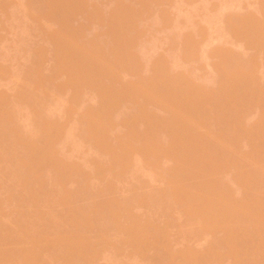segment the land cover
Returning a JSON list of instances; mask_svg holds the SVG:
<instances>
[{"label":"rangeland","instance_id":"obj_1","mask_svg":"<svg viewBox=\"0 0 264 264\" xmlns=\"http://www.w3.org/2000/svg\"><path fill=\"white\" fill-rule=\"evenodd\" d=\"M0 1H1V0H0ZM4 1H5V0H4ZM4 1H2V2L0 3V65H1V66H0V70H3L2 67L4 66L5 69H6V67L8 68V70H9L10 73L12 72L10 75H7V72H8V71H7L6 73H4V74H6V75H4L2 72H0V93L2 92V94L5 95L4 97H5L6 99L11 97V101H12V99H13L12 96L8 97V96H9V93H10V94L15 93L16 89L18 88V86H19L21 89L23 88L24 84H23L22 87H21L20 85H18L17 88H16V85H17V84H16V81H17V80H22L23 78L21 79L20 77H22L25 73H26L25 75H27V72H29V71H27L28 68L32 66V64L34 63L33 61H35V59L39 58L40 55H42V58H43V56L46 54V56H47V57H45L46 60L49 59L47 62H46L45 59H44L45 62H44V60H43L42 58L40 59V61L42 60L41 62H39L40 64H41L42 62L46 63V65L48 64L47 66H45V68L48 67L49 69H51L52 66H53V68H54V66H55L54 63H55V61H56L57 65H58V69L55 68L57 71H59L60 68L62 67V70L65 69L64 71H65V73H66V70H69V71H70V70H71L70 68H72V69H73L72 71H70V72L67 71V72H68V75H66L65 73H64V74L67 76V78H68V77H69V79L72 78V81H74L73 78L76 76L77 78H75V81H74V82H76V85H78V86H79L80 84H77V81H80L81 79H82V81H83V80H84V79H83V76H85V73H86V75L88 74V76H91V73L93 74V72H94L95 75H96V73H98V72H99V74L104 73V71H103L104 69L102 70L103 66H101L102 68H100L99 65L104 64L105 62H106V63L110 62V59H112V60H111V61H112L111 63L113 64V66H114V65H117V67H118V65H120L119 62H118L119 60L117 61L115 57H112V56H111L112 58L108 57V56L110 55V52H108L109 50H106V49H105L106 51H104V52L106 53L105 56H106L107 58L104 56V53H103V56H104L105 58L102 57V58H103V59H102L101 57H99V56H101L100 54H102V52L99 53L98 56H96V53H98V52H96V48H94L95 43H97V42L99 43V41H101V40H99V41L96 40L97 42H96V41H93V40H95V37L98 36V34H99L98 32H100V29H101V30L105 29L104 27H108L109 24H110L109 27H111V25H112V23H113V21H114V17H113V18L110 17L112 23L109 22V21H110V19H109V21H107V23H108V22H109V23L106 24V26L104 25V27L102 26L103 28L100 27L102 24H101V23H98V21L101 22V20H100V18H99V16L101 17V15H102V16L105 15L104 17H108V18H109V15H110L111 13H110V12L108 13L109 10H108L107 8H105L109 1L103 0V1L105 2V4H103L104 7H103V8H99V7L102 6V5H100V6L98 7L100 10H101V9H102V10H101V12H100V15L97 16V18H98L99 20L96 18V22H95L96 24L98 23V24H101V25H100V26H97L98 24H97V25H96V24L94 25V24H93L94 22H93V23L91 22V24H90V20L92 19L93 16L96 17L95 14H93L94 11H95V9L97 8V7H95V6H98V4H100L99 2H100L101 0H99V2H98V0H95V1L97 2V5L95 4L96 2H95V3L92 2V3H94V5H92V3L90 2V0H87V1H86L87 4H88V6L91 7V5H92V7H95V8H92V7H91V8H87V7H88L87 4H86L85 2H83V1H85V0H83V1L80 0V2H78L80 6L78 5L77 1L73 0V2H76L77 4H76V3H75V4L78 5V6L80 7V11L78 10L79 7H78V9H77V8H76V5H74V6H75V9L78 10V11H75V9H74L75 12L73 11L72 13H70V11H69V14H73V13H77V14H79V12H80V15H81L82 13H84V15L82 14V16L85 18V17L87 16V15H85V14L88 13V12L86 11V9H87V10L89 9V10H88L89 13L92 11V13H90V14H93L92 16L90 15V18H88V16H87V18L83 19L82 22H85V21H87V20L89 21V24H88V22H86L85 24H83L84 26L86 25V26L89 27V28H88V30H87V29H86V28H87L86 26H85L86 28H84L83 26H81V28L83 27V28L86 30V32H84V31H85L84 29H83V30L81 29V32H80V33L83 34V32H84V34H86L85 37L87 38V40L90 39V38H88V37H90V36H92V38L94 37V39L91 38V41H93L94 44H93V42H91L90 40H88V41H90V42H89L88 44H86V43H87V41H85L86 38H84V37L82 38V37H81V34H80V35L78 34V37L80 36L81 39H83V40L85 39V40H84V42H83V40H82V45L80 44V48H79V46H78V44H79L78 42H79L81 39H80L79 41H76V42L78 43V44H75V45L77 46V48H76V47H73V49L75 48L74 51L77 49V52H76V53L78 54V52L82 53V50H86V49H87V46H83L84 44H86V45H89V44H90V46L93 45L92 48L95 49V51H94V49H93V51H94L93 53H92V52L89 53V52H88V49H87V52L85 51V53H84V51H83L84 54H83V53H82V54H80V53L78 54V55L80 56V58H81V62H78V61L80 60V58H79V56H78L79 60H77V55H76V53H72V54L70 53V52H74L73 50L70 51V49H68L67 47H66V48L64 47V46H69L67 43H65L68 39L65 38L66 36L63 38V35H62V34H63L62 32H65V31H61L62 29H61V30L59 29L60 31L55 32L56 30H55L54 28H52V27H56V29H58V26L55 25V24H53L52 21H51V22H52V27L50 26L51 23H49V22H50L51 19H49V22H48L47 18H49V17L46 16V14H49L48 12L50 11V8H48V6H45L46 4L44 5V3H43L44 0H43L42 3H43V5H44L46 8H44V7H43V8H44V11H45V9L48 8V10H47L48 12L46 11V14L44 13V11H43V12H40L41 9H39V10H40L39 12H40V14H41V13H44V14H42V15L44 16V18H45V16H46L47 18H46V20H45L44 18L40 17V16H42V15H40L39 18H41V20L44 19V20H42V23H41V24H43V25H42L43 27H45V25H48V24H49L48 27L46 26V27L48 28V31H49L50 28L54 29V32H52V33H54V34H53L54 37H53V35H52V39H54V40L56 39V40H55L54 42H52V43H50L52 40H51V41L49 40L50 42L46 40V39L49 38V35H48V33H47V29H46V31H45V29L41 26L42 28L39 27L40 29H37V30H36V32L38 31L37 34H36V32H35V28H37V27L34 26V25H35L34 23H37V22L39 21V19L37 18V16L39 15V13H37L38 11H36V10L34 11V13H32V11H33L34 9L38 8L37 6H38L39 4H38V5H35L36 8H35V6H33V4H36L37 2L39 3V1H37V0H35V1L32 0V3H31V2H30V3H29V2H28V3H24L25 1L27 2V0H18V1H17V0H13L15 3H12L11 0H10V3L8 2L9 0H8V1L6 0V2H4ZM30 1H31V0H30ZM33 1H34V3H33ZM36 1H37V2H36ZM41 1H42V0H41ZM45 1H46V0H45ZM48 1H50V0H47L46 2H48ZM58 1H59V0H58ZM58 1H57V3H56V2H52V1H51V2H52V5L58 4L59 7H60V9H61L62 11L64 10L65 6H67L66 9H67V8H70L71 6H72V8H74V6L72 5L73 2H70V1H69V3H71V4H70L71 6H68V5H69L68 1L60 0L59 2H60V3L62 2V3H61L62 6H60V4H59ZM71 1H72V0H71ZM78 1H79V0H78ZM81 1H82L83 3H82ZM91 1H92V0H91ZM103 1H101V4H102ZM111 1H112V0H111ZM119 1H120V0L117 1V3H118L119 5H120L121 3L123 4V2H124L123 0H121V3H119ZM128 1H131V0H128ZM128 1H127V2H128ZM134 1H135V2L132 1V3H137V2H139L137 6H141L140 8H143V7H144L143 9H140V8H138V7L135 5L138 9H140V12H141L142 10H144V9L146 10V8H147V9L149 8L147 13L144 12L145 10L143 11V12L146 13L147 16H148V20L145 19V18H144V19H145L147 22H149V23H146V22H144V21L142 20L145 24H144V23L141 24V25H142L141 28H143V27H144V28L148 27V28H146V30L144 29L145 31H143L141 28H139V27H140L139 24L141 23V21H138V23L140 22V23L138 24L139 27H137V23H136V26H135V25H134V27L132 26L133 28H136V30H137V28H138V29H141V30H142L141 33L143 32L142 34H145V36H144V35H142V36H144L145 38H147V39H144V37H143V42H142V44H143L144 42H145V44H144L143 46H140V47H142V48H140L139 46L136 45V43H139L140 45H142L141 42H137V41H139L138 38L135 39L134 37H132V38H134V40L131 41L132 38H128V39H127V38L125 37V35H127V34L130 33L131 31L135 32L136 30H135V31H134V30H131L130 27H129L130 30H128V28L126 29V27L123 26V27L125 28L124 30H127V32H126L127 34L125 33V31L122 32L123 35L121 34V30L123 29V27L121 28V26H120V24L122 25V21H121V20H118L119 17H116V16H115V18H116V19H115V20H116L115 22H116V23L118 22V24H119V23H120V24H119V25L116 24V26H115V24L113 23V25H112V27L115 26V28H117V30H116V29L114 30V28H112V27H111V29L108 27V28L110 29V31H109L108 28H106V29H108V30H106V31L104 30V31H103L104 34H105V32H107V31L110 32V34H112V35H111L112 37H111L110 34L107 32V33L109 34V35H108V34H107V35L111 38V40H112L113 38H114V39H115V38H118V39H115V40H116V41H117V40L119 41V37L123 38L124 40H122V39L120 38V41H119V42L122 43V44H124L125 42H126V43H129L130 41H131L130 44H131L133 41H134V43L136 42L135 45H136L137 47H139L138 52H140V53L143 52L144 55H143V54H138L137 51H136L137 48L134 49V50H130V51H129V55H128V56H130V55L132 56V54H133L132 57H134V52H133V51H135V54H137L138 57H139L140 55L142 56V57H140V59L138 60V57L135 55V57H136V61H132V57L130 58V57H128V56L126 55L127 53H123L124 56L126 55V65L128 64V59H131V60H130L131 63H132V62L139 63L138 67H136L137 70L139 69V67H142V68L145 67L146 69L143 68V71H144V73H145V72L147 73V72L149 71L147 68H150V67H151L150 70H155V69H157V68H155V67H157V66H156V65H157V62H158V64H159L158 67H160V64H163V65H165V63H166V64H170L171 68H170V69L168 68L169 70L166 68V69L170 72V74H168V72L164 71V69H165L164 67H165V66H162L163 69H161L162 67L159 68V69H157V70H159L158 72H159L161 75L163 74V73H161V72L164 71V73L167 74V77L170 78V81H169V80H166V81H167V82H166L165 79H164V78L166 77V75H164L165 77H163V75H162L163 79H162L161 77H156V78H158V79H162V80H164V81L166 82L165 89H166V88H169V89H167L168 91L164 89L165 92L167 91L166 93L168 94V93L170 92L169 90L171 89V92L174 93V91L176 92V91H178V89H179L178 92L181 93V91H180V87H179V86H182L183 83H181V82L179 81V79H180V80H183V81H184V84L186 85V86H185V85L183 84L184 87H183V86H182V87H183L184 89H187V88H189V87L192 88V86H193L194 89L197 90V91H191V90H193V88H192L191 90L189 89L188 91L185 90V93H187V92H189V94L192 93V97H191V95L189 96V94L187 93V94H188L187 97H189L188 99H189V100H190V99H191V100L194 99L193 101H195V99L198 100L199 98L204 97V100H205L206 102H205L204 100H202V99H200V100H198V101H196V102H198L199 104H201V103L204 101L203 104L206 103V109L211 107V110H210L211 112L209 111V109H207L206 111H208V112H210V113H213L212 110H216L217 106L222 102V103H221V105H222L221 107H223V109H220V108H219L220 106L218 107V109L221 111V114H223V117H225V121H224V122H226V118H227L226 116H224V112H225L224 110L227 109L228 104L226 103V105L223 106V105L225 104V103H223V102L226 101V100L228 101L229 99H231L230 102L233 103V102H234L233 100L237 97L238 100H237V98H236V101H235V103L237 102L236 104H238L239 101H241V100H242V101L246 100V101H245L246 104L243 102L244 107H246V108H245L246 111H247V109H249V108H253V109L248 110V112L246 113V112H245V109H243L244 107H243V108L240 107V106H243V105H240V103L242 104V101L239 103L240 106L236 105V107H237V106L240 107V108L237 107L238 110H237L236 107H234V108H236V110H237L238 112H241L242 110H243L244 112L242 111V112L239 114V115H241V116H239V118H241V119L238 120L239 118H237V119L235 120V122H234V123H236L237 121L239 122V123H237L238 127H237V125L235 126V129H236V127H237L236 130L234 129L235 132H233L234 130H233V131L231 130V132H233L234 134H233V133H232L233 135H232L231 133L229 134V136H230L231 138H233V140H234V141L231 140V141L233 142V143H232V142H231V143H232L233 146H234V147H233V148H234L233 153H232V150H230V151H231V153H230L231 157H227V154H228V153L226 154V157H227L228 159H226L225 156H221V157H224V158L226 159V160H225V159L222 160V159H223V158H222V159H219V160H218L219 163H221L222 165H220V164L218 163V161H217V163L219 164L218 166H219L220 168H221V166L224 168V170H221L222 172H221V171L219 172V170H220L219 168H217L218 170L216 169V170L220 173V174H219L215 169L211 168L212 165H213V162H214V159H213V158H215V156H216V154H217L218 152H216V151L214 152V151H213L215 148H213V150H212V147H211L212 145H211V144H212L213 142H212V143H209V141H208L207 146H205L206 143H203V142H207V141H204V140H201V141H200V136H201V138H202V137H203V134L206 133L205 137L207 136L206 139L208 140V138H210L209 136H212L211 134H216V132H218V131H216V130L218 129L219 126H221V125H218V124H220V123H218V122L221 120V118H219L220 120H216L218 124H216V121H214V118H213V121H211V123H212V122H213V123L215 122L214 124H211V127H212V125H213V127L215 128L213 131H212L213 128H211V130H210V128H209V129H208V128L203 129V128H205V126L202 127V128H200L201 126H199V128H198L197 126L194 127L196 121H198L199 118H200V120L198 121L199 123H200L201 120H202V121L204 120L203 122L206 123V120H205V119H207V117H208L207 114H210V113H208V112L206 113L205 111L202 112L203 109H204L203 107H205V104H204V106L201 104L203 107H199V106L197 105V109H200V110H201V112L198 111V112H200V113H198V115L201 114V113H203V114L206 113L205 115H206L207 117L203 116V114H202V115H199V117H198L197 120L195 119L196 121H194L193 119H192V121H191V120H188V122L191 121V122L189 123L188 126L190 127V128H189L190 131H191V129L193 130V128H194V129H195V132L198 131V133H200V134L203 133V134L200 135V134H197V133H196V134H193V136H194V137H193V136H192V133H193V132H191V135H190V131L187 130V129H188L187 123H186L184 120L186 119V121H187V118L190 119L191 117H189V116L187 117V116H186L187 118L185 117L184 120H181V119L179 120V118H178V121H177V122H179V124H180V122L182 123L181 128H183L184 125L187 126V127L185 126L186 128L184 127V128H185V130H184L185 132H184L183 135H182L180 132H181L184 128H183V129L178 128V126H180L181 124H180V125L177 124V125H178V126H177V125L174 123V121L171 122L173 119L170 120V122L168 121V119L166 120V118H168L167 115L169 116V112H167V113H166V112H163V110L165 111V108L163 107V108H162L163 110H162L161 107H160V106H162V103H163V102L161 103V101H160V102L158 101L159 104H160V106H159V105L157 104V101H156L155 104H157V105L159 106V109L162 110L161 112H160V110H159V112L161 113V116L163 117V113H165V114H164V115H166V118L164 117L165 120H166L167 122H169V124L172 123L171 125H173V126L175 125L174 127L177 126L176 128H174L173 126H170V127L174 128V130L176 131V133L179 131V130H177V129H180V132H178V135L175 133V135H177L178 138H180L181 135H182V136H186L187 139L189 138L190 140H191V138H192V140H193V138H194V140H193L194 142L191 140V142L187 143L186 145L184 144V142H185V143L187 142V139H185L186 137H184V138L181 137V138H182L181 141H182L183 139H185V140H183V142L179 141V143L181 142V144H180L181 146L184 144L183 146H184L186 152H187V151L189 152V157H188L189 159H188V162L186 161V164H187V163L189 164V161H190V164L192 163V165H194V170H195V168L199 167V165H197V164H200V163L197 162V161H199V160H197V159H200L201 162H202V159H203V160H205V161H204L205 163H207V162H212V161H213V162H212V165H211V163H208V164H207V166H209V167H207V168H209L208 171H210V172H208L207 169L204 170V171L202 170V171H203V174H204V173H206V174L208 173L210 176H209L208 174H207V175L204 174V175H206V176H203L202 174H197V178L199 179V181H200V179H201L199 176L202 175L201 177H203V179H201L202 183H200L201 181L198 182V184H200V185L197 184V186H196L197 188H194V187L190 186V188L188 187V188L186 189V187H187L188 185H186V187H185V184H184L185 182H184L182 179L178 180V181H181V182H177V181L174 182V181H173L174 183H177V184H175V185H176V186L178 187V189H180V190H177V189H176V190H177L178 192L180 191V193H184L183 191H185V193L187 192L188 195H192V194H193V197H194V195L198 192L197 195H196V197L194 198V200L197 198V196H199L195 201H197V200L199 199V203H200L201 205H203V207L200 206V204H199L198 207H200V208H197V206H196V204H195V201H193V200L191 199V201L194 202V205H193L194 207H193V210H192V205H191V204H193V202H191V201L189 200L190 198H192V196H190V198L187 199L188 202H191L190 204L187 202L188 205L184 202V204H183L184 206L181 207V205H178L179 202H178V203H175L173 200H170V203H172L171 201H173L175 204L173 203L174 205L172 204L171 207H170V205L167 204V205L169 206V207H168L167 205H165L167 202L164 204V202H165L166 200H165L164 202H161V201H160V202H155V201L153 200V198H151V196L149 197V196H146V195H149V194L151 195L152 192H153L154 190H157V191L159 190V192H160V191H164V189H165V188L168 186V184H169L168 182H170L169 179H172V178H170V175H167V176H169V177H167V178H162V179H159V180H158L157 177L155 178L153 175L150 174L151 171H150V173H149L148 169H145L146 162L143 163V161H142L141 158H140V159H141V161H142L143 164L140 163V161L136 160V162L133 163V165H135V166L131 168V169H133V170L131 171V173L129 172L128 169H126V171L128 170L127 173H126V171L124 172L123 166H125L124 168H127V167L129 168V164H130L131 162L134 161V160H132L133 155H132L131 159L129 160V162H128V163L126 162V164H128V166H127V165L125 164V162H123V161H122L121 163L118 162V161H120V159H121V153L119 154V153L117 152V153H116V155H117L116 157H115V155H114L115 153H114V154H111V156L114 155L113 157H115V158L112 157L113 159H115V160H114V161H115L114 163H116V160H118L117 163H120L119 165H121V164L123 163V164H122L123 166H120V169L117 168V167H116V168L118 169V171H120L121 168H122V170H121L120 172L123 171V172L125 173V174L123 173L124 176L126 175V176H125L126 178H125L124 180H122V179H123V176H122V179L120 180V179H118V177H120V176H118V177L116 176L117 173H116V175L114 174V176H113V174H112V175L110 174V176H109V175H108V176L105 175V174H109V173H106V172L108 171V169H107L105 166L102 167V168H106V169H104L105 171H103V170L101 171V170H100V169H101V167H100L101 165H99V163H101V162L104 161V160H102L101 162H99L100 160L97 159V158H99V156H98L99 152H97V150H96V149L98 148V146H97V148H95V147L92 145V143H90L91 141H89V140L86 139V140H87L86 142L89 141V142H88V143H90L89 145H86L85 142H81V145H83V143H85V144H84L83 146H80V145H79V147H80L79 149H78L76 146L73 145V142H72L73 147L70 145L71 141H73V140H72V139L69 140V138H70L71 136L73 137V135L70 134V135H71V136H70V135L68 134V132H66V130L70 129L69 127L73 126V124L80 122L79 120L84 121L83 118H85V113H86V115H88L87 113H89V112H94V111H95L96 106H94V105H93V107H95L94 109L92 108V105H91V109L94 110V111L91 110V111H89V112H86V111H88L89 109H85L86 111L83 112V113H82V108H81V107H86V105H85L86 103H87V104H88V103L93 104V103H94L93 101L97 100V99H96V98H97L96 95H92V94H94L95 92H97L96 89H98V87H99L100 90H101L100 86L102 87V90H105L104 88H107V87H108V86L105 87V86L103 85V83H105V80H106V79H107V80L109 79V78L106 77L105 80H104V76H105V73L107 74V73L109 72L108 75L111 77L112 74L110 75V72H113V71H109L111 68H108V71H107V72H106V70H105V73H104L103 76H100V75H98V74H97L98 76L96 75L97 77L100 76V78H98V79L103 78V79H102L103 82L101 81L102 83H101L100 81H98V79L96 80L95 75H93L94 79H95L96 81H98V84L101 83V85H100V86L98 85V86L96 87V89H95V86H96V85H95L94 88H92L93 90H91V91H93V93H89V92H91V91L88 92V90L86 89V92H88L89 94H91V96H94V99L91 100L93 97L90 98V96H87V95H89V94L87 93L86 96L89 97V98H88L89 101L87 102V99L84 98L85 96L83 97V95H85V93H83L81 96L85 99V104H84V101H83V102H82L83 104H81L82 106L79 104L81 107L78 105V103H75V102H76V101H75L76 98L74 99L73 97H77V96H79L77 93L84 92V90H82L83 88H82L81 86H80V88H81L82 91H81V90H80V91H79V90H76V89L78 88V86H77V87H76V85H75V86H72V88H74V89L77 91V93H76V91L73 92V90H71L72 92H71V91H70V92H71V93H74V94H71V93H70V98H68V96H69L68 92L66 93V94H68V95H67L68 101L71 99V96H73L72 99L70 100V103H71V101L74 99V101H72V102H74V103H72V105H74V106H69L70 104H69L68 101H66V100H67V99H65L66 96H64L65 93H62V92H61V91H63V90H64L63 92H66V90H65V85H66V88L71 87V86H69L70 80L68 79V80H69V83H68V82H67L68 80H66V79H67L66 76H65L64 78H63V76H62V75H63L62 72H64V71L60 70L55 76H54V75H53V76H50L49 74H45V73H46V69H44V67H43L44 64L40 65V64H37V63H38V60L35 61V64H36L37 67H38V65H39V66L41 67V69L43 68L42 70H44V72H45V73H42V74H43V77H44V75H46L45 78L47 77V75L50 76L49 78H51V79H49V78L47 77L48 80H51V81H52L54 78H56V79L58 80V78H59L60 76H62V77L59 78V82H58L57 80H55V82H54V81L52 82V83H54V84L51 85L52 88L54 87L53 85H56V88H55L54 90H57L58 88H60V87H58L59 85L61 86V84H59V83H62V86H63V82H64V80H65V82L68 83V85H67V83H64V84H65V85L63 86L64 89H61V88H62V86H61V88H60L61 91H59V89L57 90V91H59L58 93H61V95L63 96V98H60V97L58 96L59 94L57 95V92H56V91H54V92H55V93H54V92H53V89H52L50 86H49L50 89H48V87H46V86H48V83H49V82L46 81L45 78H42V79L44 80V82H45V81L48 82L47 84H45V83L43 82V83L45 84V87H46L47 89H44L45 87L42 88V89H44V91L46 90V91L44 92V94H46V95L49 94V95H48V98L46 97V95H43V94H42L43 96L46 97L45 100H44V99H41L42 96H41L40 94L43 93V92H40V94H39V95H40L39 99L41 100V101H39V100L37 99L39 95L36 94V93H34L33 91H32V92H33L34 94L38 95V96L35 97L34 94L32 95L31 90H28V89L30 88V87L28 88V86L26 87V90H28V91H26V92H29V91H30L31 94L26 93L25 91H23V90H25V89H24L25 86H24L23 90H20V91H23V92H24L23 95L25 94L27 97H28V95L34 96L33 101L37 99V102L39 101V103H41L42 100H43L44 104L48 103V101L45 103L46 99H47V100H49V99H53V98L51 97V95H50L51 92L53 93V95L55 94L56 97H57V98H56L55 95H54L55 101H56V100L58 101L59 99H63V100L65 99V101H66L67 103H65V101H64V102H61V104H63V106H65V107H61V104L57 105V107H55L56 105L53 106V105L55 104L54 100H52L54 104H53V103H48V104H47V105H49V106H50V105L53 106V107L50 106L51 108L48 107L47 105L44 106V104L42 103L43 105H41V106H44L45 109H44V111H41V112H42V113H45V110H46V112L48 113V114H46V115H49L48 110H49V109H52L51 112H52V113L54 112L53 114H55V115H53V114L50 113L51 116H53V119H54L55 117L57 118V119H56V118L54 119L53 123L55 124V121L58 122V123H60V124H58V123L56 124L57 130H58V127H60V128H62V127H63V128H64V127H67V128H68V129L66 128V130L64 131V133H62V130H61V129H60L58 132H56L57 134L60 132V134H62L63 136L65 135V137H62V138H61L62 135H60V134H59L60 137L54 135V137H57L58 140H59V138H60V141H61V142H65L66 146L64 145V143H62V146L59 147V148H60V149H59L60 153L58 154L57 152H59V151H58V149H55V148H56L57 146L61 145V142H60V141H56V139H53V140L56 141V143H55V141L53 142V140H48V139H52V137H53V136H52L53 133H52V134H49V133H48V132H49L48 130H47V133H46V131H45V133H46V134H49L50 137H49L48 135H46V136L48 137V139H46L45 141L47 142V140H48V141H51V143H50V142L46 143L45 141H43L45 138H47V137L45 136V133H44L45 138H44L43 140H41V139L39 138V136H40L41 134H43V133L41 132V131H42L41 129H43V128L40 127L39 125L36 126L37 129L35 128L34 123H36V120H34L35 122H34L33 124H31V123L33 122V121H32V120H33V119H32V116H30L31 119H32V120H30V121H31L30 124L33 125V126H31V125H29V126H30V127H34L35 129L30 128V131H31L32 129H33V130H38V127H39V130H41V131H40V135H39V134H35V135H36V138H37V135H39V136H38V138H39V142H40V140H41V142H42L41 145H44L45 147H44V148H43V146H42V148L40 147L41 145L38 144L39 142L37 141L38 138H37V140H36V142H35V144H36V143L38 144V147H37V148H36L37 144L35 145V144L33 143V142H34L33 139H36V138L33 137V136H35V135L32 136V134H33V133H36V131L32 132V134H31L30 131H27V133H28V132L30 133V134L28 133L29 135H27V133L24 134V131L21 130V131H23V135H24V136L27 135V136L29 137V136L31 135V136L33 137V139H31V138L29 137V138L33 141V142L31 141L33 144L30 143V139L27 140V137H26V136H25L24 139H23V137H21V136H23V135H20V138H19V134L21 133V131H19L18 129H20V127H21V129H23L22 126H25V125H26V123H24L25 125L23 124L22 126L19 127V120H22V122H23V120H24V118L26 117V115H29V114H27V113H28V112H31V111L33 110V109H30V107H29L30 111L27 110L28 112L26 113V112H25V111H26V110H25V105H23V107H24V110H23V111H22V108H23V107L21 108V106H20V107H19L20 109L18 108V113H19V111H20L21 114H22L23 112H25V113H23V116H22L21 114H20L21 116H19L17 113H14V114H15L14 116H17V115H18L19 117H22V119H18V118H17L18 116H17V117L15 118V119H17L16 121H10V122H9V123H11V122L13 123V122H17V121H18V122H17V123H18L17 125H16V123H15L16 126H15L14 124H11L13 130L11 129V126H10V127L8 126L9 128L6 127V130H8V131H7V133L4 134V136H2V137H7V138H8V136H6V135H7V134L10 135V133H11V136L9 137V138H10V139H9V142H8V139H7V141H5V143H6V142L11 143V142H12L10 145H9L8 143H6L7 145H9V147H12L11 145H12V144L16 145L17 142L19 143V141H20L21 138H22V139H21L22 141L25 140V138H26L25 142L28 141V142L31 144V145H30V144L28 143V144L30 145L29 148H30V147L32 148V146H35V150H37L38 148H41L40 150L38 149V151H41V153H42L43 155H45L46 153L48 154V153H49L48 151H52V155H56V157H55V156H52V158H51V154H49V156L46 155L47 158L50 157V159H52L54 162H52V160L48 161L49 158H48V159L43 158V160L46 159V160H44V163H45V164H44V163L42 162V157H43V155L40 153L41 155L38 154V155H39V156H38V155L36 154L37 151H35V150L33 149L34 147L32 148V150H31V148H30L31 153L29 154L28 152H30V150H29V148H28V152H27L28 155H27V156H30V155L32 154V155H31L32 157H29L30 159H31V158H34L36 155H37V156H36L35 158L38 157V158H37L38 160L34 158L35 161H36V160L38 161V162H37L38 165L36 164V166L34 167V165H35L36 162L33 163V166H32L31 168L34 167L35 169H34V171H33L31 174H33L34 172L37 173V171L41 170V168H40V169H37V168H39L40 166H43V165H45V166L47 165V168H48V171H49L50 168H52V167L54 166V165H53V166L51 167V165H52L53 163L55 164V160H60V159H59L60 157H61L62 159H64L65 157H69V158H72V159H73V160H71V159H68V158H67L69 161H68V160L66 161V159H64V162H63L61 165H60V161H62V160H60L59 163L57 164V165H59V166H62V165H63L62 167H64V166H65L64 163L66 164V163H69V162H70V163H69V167H68V164H67V167L65 166L67 169L64 167L63 169H65V170H62V171H61L62 173L64 172L65 174H67V173L65 172L66 170H67V172L70 171V170H68V168L71 169L70 166H72V168L74 167V164H73V163L78 162V160H77L76 158H78L79 161L82 160L81 162H83L84 160L86 161L85 158H87V156H88L87 154L90 153L89 155H92L93 158H94V160H95V158H96L97 160H99V161H96L97 164H94V168H95V169H96L95 165H98V166H99L98 169H96V171L94 170V168H93V166H92V164H91L92 162H94L93 159H91L92 161H90V160L88 159L91 163L88 164V162H87V165H86V163H85L86 168H85V166L81 167V165H82L84 162H83L82 164L80 163L81 165L78 164V163H79V162H78V163H77V167H74V168H76L77 170L74 169V168L72 169L73 171H79V170L81 169L83 172H80V171H81V170H80L79 173L76 172V173H77V175H76V173H75V172L73 173L72 170H71L72 174L74 175V178H73V179H72V178L70 179V177L68 178V176H67V178H66V175H64L65 182L68 181V184L70 183V185H71V182H72V185H73V183L75 184V182H76V184L73 185L72 187H70V185H68L69 188H71V189L73 188V190L70 189L71 191H69V190H68V191H69V192H72V191H73V192H76V191L78 190V192L80 193V194H77V195H78L77 198L79 197L78 200H77V198H76V201H78L77 205L75 206V204H74V205L70 208V209H71L70 212H69V209L67 208V207H69L68 202H69V201L71 200V198L73 197V199L71 200V202H69V203H71V205H72V201L75 200V198H74L75 196H73L74 193L72 192V197H71V196H70V193H69L67 190H66V191L61 190V188H62L63 186H67V184H64V182L60 179V180L63 182V184H64V185H63L62 182L59 181V178H61V177H58V176H61V175H63L64 173H63V174H62V173H59V171H58V173L61 174V175H59L58 173H55L56 175L58 174V176H57L58 181H54V180H53L54 183H55V182H59L61 185H63V186L59 185V187H61V188H59L58 186H55V185H54V186L56 187V189H57V187H58V188H59L58 190H59V191L61 190V191H60V194H61V196L63 195V197H64L65 199H66V195L64 196V194H67V192L69 193V194H67V197H68V195H69V197H68L69 199L67 198V200H66V201H68V202L65 201V202L67 203L68 206H65L66 203L61 204V206H63V207L60 206V202H61V199H62V198L58 200V203L56 202L57 204H59V206L57 205V207H58L59 209H58V208H57V209H58V212L60 213V217H62V221H60V222H59L60 219L58 218V217H59V216H58L59 213H58V215H57V210H54L55 207L52 208V209H51V208H46V207H47L46 205L48 204V206H49V204L51 203L52 200L54 201V199H55V200L57 201V198H55L56 196H54V195H56V194L53 195L54 199L51 200V199L49 198L50 196H51V198H53V197H52V194H53V193H57V197H58V196H59V198L61 197V196L58 194L59 191H57L56 189L52 190L54 186H52V188H50V189H51V193H52V191H53V193H52L51 195H49L50 193H47V194H48V197L46 196V195H47L46 193H42V194H40L41 192H39L38 189H36V190L34 189L35 191H32V189H30L32 193L34 192V194H33L34 196H35V194H39V197L35 196V198H32V199H31V197H34V196H33V195L31 196L32 193L30 192V196H31V197L28 195V196H29L28 199H30V200H25V198L27 197V194H29V193L24 194V196L26 195V197H25V198L23 197V198H24V200H25L26 202L23 200V198H21V200H23V201L25 202V206H27L28 211H30V215H33L34 217H38V216H40V215H38L39 212H41L40 214L42 215L43 211H44L45 215L48 216V215L51 213V211H49L48 209H51L52 211L54 210L53 212L56 211L55 214H54L53 212H52L53 214L51 213V214H52V217L50 216V218L53 219L54 215H57V218H58L59 220H58V219H56V220H58V223L55 222V224H54V223H53L54 221L52 222L51 219L48 218V219H46V220H48L47 222L49 223V220H50L54 225L52 224V226L49 227V225H51V224H47V223H45V224L48 225L47 227H49V228L52 227L55 231H56V230L59 231V233H60V234L58 233L59 235H61L62 237H63V235H64V237L67 238V242H68V240H69L70 243L73 244V245L71 246L72 248H71L70 250L68 249L69 251L67 250V251L69 252V253H67V254H66V247H64V245L62 244L61 247H59L60 249H57V250H60V251H58L59 256L61 255V256L63 257L64 254H66L67 256L69 255V259L71 260L72 257H70V256H71V253H72V251H71L72 249L75 248L74 250H76L77 248H79L80 251L82 252V251L84 250L83 248L86 247V246L83 247L84 245H87L88 247H89V245H90L91 248H90L89 250H91L92 254H91V253L89 252V250H88V251H86L87 253L85 252V254L82 252L83 255L88 256V253H89V256H92V255H93L92 257H95V260H96V257H97V260H96L94 263H93V261H92V263H91V260H93V258L90 259V257L88 256L90 260L86 257L85 259H88V261H87V260H84V259H83V258H84L83 255H82V257H80V256L78 255V256L81 258V259H79L80 261H78V260H77V259H78V256L75 254V255L77 256V259H76V257L73 256V255H74V253H73L72 256H73L75 259H72L71 261L68 260V262H67L66 260H67L68 258H67L66 256H64V257H66V259H62V260L59 259V260H60L59 263H58V261H57L56 264H67V263H68V264H75L74 262H76V264H77L78 262H79L78 264H80V262H81V264H127V263H132V264H153V263L155 262L154 264H156V261L159 259V258H158V255H156V253H160V254H161V252H160L161 250H160L159 252H158V250L160 249L159 247H162V246H163V245H161V243H162V241H163L164 238H165L166 240L170 238L171 241L167 240V241L170 242V244H169V243H168V244L166 243L168 246H163V248H167V250H171V249H173V250L175 251L174 254H173V253L170 254V252H167V250L164 249V251H165L166 253H169V254H170V255H168V256H171L170 258H173V257L175 258V256H177V257L180 256V258H183V259H184V260H183V259H182V260H183L184 263H185V258H186L185 255H186L188 258H189V256L192 255L191 258L194 256L193 258L196 259V258H197L196 256H197V254H198V253H197L198 251H199V254H200V252L202 253L201 255H202L203 257H204V256L207 257V256L209 255V252H210V250H209V249H210V246H212V245L214 244V246L216 247L215 242L217 243V241H221V240H219L220 237L224 240V239H225L224 236H225V237L227 236L226 239L224 240L225 242L222 240V241H223V242H221L222 244H225L226 242H229V241H226L227 239H230V241H231L233 237H228V235L231 236L228 232H233V234L235 235V234H237V233H236L237 230H239V231H240V234H241V232H245L244 234L246 235V237H248V235H247L246 233H249L250 236H251V235L254 236V238H252V239H255V238L257 237V235L259 234L260 231H263V232H264V211H263L264 208H263V207H262V208L260 207V206L262 205V203H263V200L261 201V205H258V204L260 203V197L262 196L261 194L264 195V193H262L263 190L261 191V193H260L261 196H260V195H258L257 193L255 194V191H257V190H254V189H253L254 187H257V186L251 187V188L254 190V191H253V192H254L253 194L258 196V197H257V196H255V197H256L257 200H258V198H259V200H258L259 202H257L258 204L256 203L258 206L255 205V204H254V203L256 202V200L254 199L255 197H252L253 200H254L255 202L253 201V202H254V203H253V202L250 201V203H253V204L255 205V206H253V207H255L256 209H258V210H259V209H262V210H260L261 212L258 214V213L255 212V211H256L255 208L251 207V208L253 209V211H251V208H250V210L248 209V208H249L248 205L251 206V205H253V204H250V203H249V204L247 205L248 201H246V200H251V198L248 199V196H249V195H250V196L253 195V194H252V195H251V194L248 195V192H249V191H248V189H247V186H248V188H249L250 185H252L251 182H250L249 185H248V184H247V186L245 185V186H246V189H247L246 191H245V189H244L243 191H242V190L240 191V190L237 189V188H239V186H237V185L240 184V183H239V178H237L238 183L236 182V179H235L237 176H240L241 173H242V175L244 176V175H247V170H248V171H249V169H250V171L252 170V168H250V167H251L250 165H251V163L254 161V158H257V156H258V159H260V158H261V159H264V154H263V150H262V148H264V146H263V145H264V142H263V141H264V118H263L264 115H262V110L264 109V107H263V109H262V103L264 104V102H263V101H264V87H263V86H264V52H263V51H264V50H262V52H261V48L264 49V14L262 13V9L264 10V8H262V7H264V5L262 6V5H260V3H259V2H261V1H263V4H264V0H176V1L173 0V1L176 2V3H173V4H172V3H169L168 1H167V2L169 3V5H168V3H166V1L164 2L165 4H163V5H162V3H160V5H161L162 7H161L160 5H158V6H160L162 9L159 7V9H158L157 11H156V9H157L156 7H158V6H156L157 4L155 3L156 5H154V4H152V2H151V3L148 2V1H150V0H148L147 3L145 2L146 0H140L141 3H142V1H144V2H143V5H144V4L148 5V4L150 3L151 5H150V6L148 5L149 7L146 6V5H144V6H143V5H139V4H140V1H139V0H134ZM136 1H137V2H136ZM171 1H172V0H171ZM171 1H170V2H171ZM173 1H172V2H173ZM17 2H19V4H18ZM35 2H36V3H35ZM51 2H50V4H51ZM65 2H66L68 5L66 4L65 6H63V5L65 4ZM89 2L91 3V5H89ZM106 2H107V4H106ZM112 2H113V3L110 2L111 5H110V4H108V5L114 7V5H115L114 3H116V1H112ZM3 3H5V4L7 3V5L4 7V6L2 5ZM8 3H9V6H8ZM11 3H12V4H11ZM20 3H21V4H20ZM48 3H49V2H48ZM48 3H47V4H48ZM54 3H55V4H54ZM63 3H64V4H63ZM80 3H82L83 5H84V4H86V5L83 6V5L80 4ZM124 3H125V2H124ZM132 3H131V2H128V5L131 6ZM5 4H4V5H5ZM16 4H18L19 6H20V5H23V4H26V7H25L26 10L24 9V6H25V5L20 6L21 8H19V7L17 8L16 6H18V5H16ZM28 4H30V5L32 4L31 6H33L34 9H33V8H31L32 10L29 9V8H30V7H29L30 5H28ZM40 4H41V2H40ZM113 4H114V5H113ZM118 4L115 5V8H111L110 6H107V7H110L109 9L112 10L111 12H113V10L115 9L116 12L119 10L118 13H120V11H121L120 9H121L122 5H120V7H119V6H117ZM126 4H127V3H125V5H126ZM166 4H167V5H166ZM261 4H262V3H261ZM1 5H2V6H1ZM13 5H15V6H13ZM41 5H42V4H41ZM41 5L39 6V8H41ZM58 5H57V6H58ZM123 5H124V4H123ZM152 5H153V6H152ZM173 5H174V6H173ZM7 6H8V7H7ZM55 6H56V5H55ZM81 6H82L83 9H84L83 12H81V10H82V9H81ZM86 6H87V7H86ZM116 6L119 7L118 10H116V9H117ZM132 6H133V8H135L134 10H135V13H136L138 10H136V7L134 6V4H133ZM132 6H131V7H132ZM151 6H152L153 8H152ZM155 6H156V7H155ZM261 6H262V7H261ZM3 7H4V8H3ZM22 7H23V8H22ZM27 7H28V10H27ZM49 7H50V5H49ZM61 7H62L63 9H62ZM85 7H86V8H85ZM150 7H151V8H150ZM166 7H167V8H166ZM260 7H261V8H260ZM16 8H17V9H16ZM53 8H54V7H52V10H55L56 7H55L54 9H53ZM72 8H70V9L72 10ZM104 8H105V9H104ZM165 8H166V12H165ZM23 9L26 11V13H27V11H28V13H32L33 15L27 13V14L30 15V16L32 15V16H31L32 18H29V16H28L27 14L25 15V14H24L25 11L23 12ZM57 9H59V8H57ZM66 9H65V10H66ZM70 9H69V10H70ZM152 9H153V10H152ZM29 10H30V11H29ZM61 10H60L59 12H62ZM103 10H104V11L107 10V12H106V11L104 12ZM123 10H125V9H124V6H123L122 11H123ZM149 10H150V11H149ZM160 10H161L162 12H161ZM211 10H212V11H211ZM66 11H67V10H66ZM66 11H64V12L66 13ZM84 11H85V12H84ZM115 11L112 13L111 16H114L115 14H117ZM153 11H156V12H155L156 15H157L158 12H160L161 15H162V13H163V15H166V16H169V15H170V17L163 16V17H165V19H162L163 17L158 13V14L162 17V18H161V17H160V18H161L163 21H166V22H169V23H168V24H166L165 22L160 23V21H158V20H161V19H160V18L157 19V16H158V15H157V16H156V15H155V16L152 15V14H154ZM163 11H164V12H163ZM67 12H68V11H67ZM102 12H103V13H108V15L106 16V14H103ZM138 12H139V11H138ZM143 12L140 13V15L144 14ZM151 12H153V13L151 14ZM263 12H264V11H263ZM35 13H36V14H35ZM101 13H102V14H101ZM165 13H167V14H165ZM169 13H170V14H169ZM34 14H35L36 16H35ZM62 14H63V12L61 13V15H62ZM66 14H67V13H66ZM133 14H134V13H133ZM137 14H139V13H137ZM137 14H135V16H137ZM150 14H151V15H150ZM251 14H252V15H251ZM63 15H64V14H63ZM130 15H132V14L130 13ZM253 15L256 16V17L254 16L255 19L253 18ZM33 16H35V17L37 18V20H38V21L36 20L37 22L34 20L35 18H33ZM65 16H67V15H65ZM73 16L75 17V14H74ZM77 16H78V15H77ZM77 16H76L75 18H72V17H71V18H72V19H76L77 21L79 20V22H81V19H82L83 17L80 16V17H82V18H79V16H78V18H79V19H78ZM118 16H119V15H118ZM138 16H139V15H138ZM145 16H146V15H144V17H145ZM147 16H146V17H147ZM149 16H152V18H150ZM249 16H251V18H249ZM257 16L259 17V19H258ZM19 17H20V18H19ZM27 17H28V18H27ZM94 17H93L92 20L95 19ZM141 17L143 18V16H141ZM141 17H139V18L141 19ZM154 17H155L156 19H155ZM158 17H159V16H158ZM172 17H173L174 20H173L172 22H170V20H172V19L169 20V19H167V18H172ZM232 17H233L235 20H234ZM246 17H248V18L250 19V23H251V24H249V23L246 22V20H248V18H246ZM108 18H107V19H108ZM137 18H138V17H137ZM149 18H150L151 20H149ZM153 18H154V21H153ZM230 18H232L233 21H235V22H236V19H237V23H234L233 21H230V23H228V21H229ZM252 18H253V20H255V22H256V20H257V21L259 20V21H258V24H257V22H256V23H255V22L252 23ZM256 18H257V19H256ZM30 19H31V20H30ZM32 19H33V20H32ZM86 19H87V20H86ZM76 20H75V22H76ZM84 20H85V21H84ZM155 20H156V21H155ZM162 20H161V22H162ZM167 20H168V21H167ZM239 20H240V21H239ZM242 20H243V22H241ZM244 20H245V22H244ZM33 21H35V22L33 23ZM45 21H47V22H45ZM94 21H95V20H94ZM119 21H121V22H119ZM150 21H151V22H150ZM40 22H41V21L38 22L39 25H41ZM73 22H74V21H73ZM73 22L71 21V23H72V24H71V27L69 26V28H70V32H71V31H73V32H74V31H77L78 29H79V31H80V28H77V27H78L77 22L75 23V24H77V27H76V25L73 24ZM79 22H78V23H79ZM82 22H81V23H82ZM231 22H232V23H231ZM248 22H249V20H248ZM38 23H37V24H38ZM45 23H47V24H45ZM152 23H158L159 26H160L161 24H166V25H167V26H166L167 28H166L165 25H164V29L158 27V29L160 28V29H162V30H160V29H159V30L156 29V30H157V31H156L155 28H157V25H158V24H156V25H152V27H155V26H156L155 28H152L151 25H150V24H152ZM172 23H173V24H172ZM227 23H228V24H227ZM243 23H245V26H243V25H244ZM37 24H36V25H37ZM92 24H93V25H92ZM143 24H144V25H143ZM147 24H149V25H147ZM169 24H172V26L169 25ZM226 24H227V25H226ZM237 24H239V25L241 24L240 26H243L244 28H246V30H247L248 32H249V30L252 31V32H251V35H252V36L249 35V33H250V32H249L248 35L246 34V35H247L246 38H249V37L252 38V39H253V42H254V43L256 42V43H255L256 47H254L255 45H254V43H252V39H249V40H251L250 43H249V40H247V39L245 38L246 35H239V34H238V32H239V33L241 32V31H240L241 28H240L239 25L237 26ZM242 24H243V25H242ZM246 24H249L250 26H249V25L246 26ZM252 24H255V25H252ZM256 24H257V25H256ZM39 25H37V26H39ZM53 25H54V26H53ZM72 25H74V27H76L77 30H76V28H75L74 30L71 29V28H72ZM79 25H80V24H79ZM81 25H82V24H81ZM107 25H108V26H107ZM117 25L121 28V30H119V28L117 27ZM146 25H147V26H146ZM168 25H169L170 28H168ZM199 25L205 26V28H203V27L201 28V29H203V31H201V33H200V34H202V36L198 33V27H199ZM230 25H231V26H230ZM234 25H235V26H234ZM251 25H252V27H251ZM32 26H33L34 28H32ZM149 26H150L151 28H150ZM232 26L234 27V29H235V28L237 29V32H236V29L234 30L233 28H231ZM236 26H237V27H236ZM46 27H45V28H46ZM74 27H73V28H74ZM132 27H131V28H132ZM161 27H162V26H161ZM200 27H201V26H200ZM200 27H199V29H200ZM206 27H207V28H206ZM243 27H242L241 30H242V32H245V33H246L247 31H246ZM248 27H249V29H248ZM250 27H251V28L254 27V28L256 29V31H258V32H257V35H256V31L253 32V30H255V29L253 28V30H252ZM30 28H31V29H34V32H32V30H31ZM59 28H60V27H59ZM165 28H166V29H165ZM41 29L44 30V33H43L42 35H41V33H42L43 31H42ZM112 29H113V30H112ZM147 29H149L150 31H148ZM153 29H154L155 31H154ZM204 29H206V31H205ZM238 29H239V30H238ZM39 30H41L42 32H39ZM118 30H119V31H118ZM151 30H152V31H151ZM50 31H51V29H50ZM68 31H69V30H68ZM111 31H112V33H111ZM113 31H114V32H113ZM128 31H129V32H128ZM137 31H139V30H137ZM146 31H148V32H146ZM199 31H200V30H199ZM259 31H260V32H259ZM59 32L61 33L60 36H61L63 39H65V40H64L65 42H63V43H62L61 41H60V42L58 41V39L61 38V37L59 36ZM103 32H101V33L103 34ZM116 32H117V34H118L119 37L116 35ZM133 32H132V33H133ZM144 32H146V33H148V34H146V33H144ZM149 32H151L152 34L149 33ZM202 32H203V33H202ZM39 33H40V34H39ZM45 33H47L48 36H46V39H42ZM50 33H51V32H50ZM55 33H56V38H55ZM97 33H98V34H97ZM101 33H100V34H101ZM113 33H114V34H113ZM119 33L121 34V36H120ZM124 33H125V34H124ZM153 33H154V34H153ZM197 33H198L199 35H198ZM253 33L256 35V37H257L258 35H260V36L262 35L263 41H262V38H261L260 36H258L257 38H261V40L256 39L257 41H255V38H256V37H255V35H253ZM258 33H259V34H258ZM260 33H261V34H260ZM84 34H83L82 36H84ZM100 34H99V35H100ZM104 34H103V35H104ZM149 34H150V37H151V40H152V41H150V37H149V41H150V42L148 41V37H146V35H149ZM207 34H208V36H207ZM39 35H41L42 37L39 36ZM45 35H46V34H45ZM50 35H51V34H50ZM64 35H65V34H64ZM87 35H88V37H87ZM95 35H96V36H95ZM103 35H102V37H103L102 42L104 41V43L107 45V42H109L110 40H109V41H106L105 38H106L107 35H106V36H103ZM115 35H116V36H115ZM133 35H134V36H136V35L138 36L137 33H133V34L130 35V36H133ZM187 35H188V36H187ZM203 35H205L206 38L203 37ZM236 35H237V36L239 35V36L236 38ZM58 36H59L60 38H59ZM74 36H76V35H74ZM122 36H123V37H122ZM137 36H136V37H137ZM189 36H190L192 39H190ZM199 36H200V37H199ZM240 36H243V37L247 40V42L244 43V40L242 41L243 38H242V37L240 38ZM248 36H249V37H248ZM253 36H254V37H253ZM24 37H25V39H24ZM78 37H77V38H78ZM102 37H99V36H98V37H96V39H97V38H98V39H102ZM104 37H105V38H104ZM127 37H129V36L127 35ZM138 37L141 38L140 40H142L141 34H139ZM184 37H185V38H184ZM186 37H187L188 42H190V40H192V42H193V41L196 42V43L194 42L193 45L196 44V48H198V49H195V46H194V49H192L191 47H193V46L190 45V43L192 44V42L189 43V46H191L190 48L192 49V50H191V49H190V50L193 51L194 53L190 52V50H189V46L187 45L188 42L186 41ZM201 37L204 38L205 40L202 39ZM44 38H45V36H44ZM57 38H58V39H57ZM62 38H61L60 40H62ZM77 38H76L75 40H77ZM107 38H108V37H107ZM238 38H240L241 41H238V40H239ZM49 39H51V37H50ZM108 39H109V38H108ZM114 39H113V40H114ZM125 39H127L128 42L125 41ZM183 39H184L185 41H183ZM200 39H201V40H200ZM22 40H24V41L26 40V41L23 43L24 45L22 44ZM75 40H74V41H75ZM115 40H114V41H115ZM121 40H122V41H121ZM129 40H130V41H129ZM136 40H137V41H136ZM145 40H147L149 43H148L147 41H145ZM173 40H174V42H172ZM56 41H58V43L61 45V47H60V45L58 46V44H55ZM62 41H63V40H62ZM69 41H72V39H69ZM69 41H68V43H70ZM74 41H72V42H73V43H76V42H74ZM105 41H106V42H105ZM118 41H117V42H118ZM124 41H125V42H124ZM258 41H259V44H257ZM26 42H27V43H26ZM123 42H124V43H123ZM171 42H172V43H171ZM199 42H200V43H199ZM261 42H262V44H261ZM53 43L55 44V45L53 46V47H55V48L60 47V48H61L60 50H62V48H64V50L68 49V50H66L67 52L69 51V53H68L67 55L65 54L66 52H65L64 50L62 51V52H64V53H63V56L66 55L65 58H67V57H69L70 55H72L71 58H67V59H72L73 57L76 58V59H72V60H75V61H74L75 64H74V62H73L72 60H71V61L68 60V61H70V62H68L67 59H66L67 64L69 63V66H71V65H72V66L69 67L68 65H66V63L64 64V65H66V66H63L61 63H64V62H65V61H63L64 57H63V58H60V59L57 57L58 59H57V58H56V59H57L59 62H58L57 60H55V58H53V57H55V56H59V57H60L61 54H62V52H60V55H59V52H58V54H57V50H59V49H57V50H56V49H53V47H52ZM104 43H103V44H104ZM134 43H132L131 48L136 47V46H133ZM173 43H175V45H174V46H173V45L171 46V44H173ZM183 43H187V44H183ZM251 43H252V44H251ZM62 44H64V46H63ZM65 44H66V45H65ZM91 44H92V45H91ZM249 44L252 45V46H250ZM35 45H37V46H35ZM56 45H57V47H56ZM70 45H72V44L70 43ZM185 45H186V47L183 48ZM197 45H198V47H197ZM248 45H249V46H248ZM24 46H27V47H29V48L27 49V47L25 48ZM73 46H74V44H73ZM82 46H83V47H82ZM90 46H88V48H90ZM187 46H188V48H187ZM34 47H35V48H39V49L41 48V51L43 50V51L45 52V53H44V52L42 51V53H43L44 55H43V54H40L41 51H40V53H39L40 55L37 54V53L39 52V49L37 50V53H36V49H35ZM70 47H71V46H69V48H70ZM23 48H24V49H23ZM33 48L35 49V53H36L37 55L33 53V52H34V49H33ZM81 48H82V49H81ZM84 48H85V49H84ZM175 48H176V49H175ZM186 48H187V49H186ZM227 48H228L230 54H229V52L227 51ZM25 49H26V51H25ZM29 49H30V52H29ZM71 49H72V48H71ZM185 49H186V51H187V50H189V51L186 52ZM223 49H224V50H223ZM27 50H28V52H27ZM32 50H33V52H32ZM55 50H56V53L54 52ZM80 50H81V51H80ZM90 50H91V48L89 49V51H90ZM140 50H143V51L141 52ZM182 50H183V51H182ZM218 50H219V52H218ZM222 50L225 52V54H224V55H226V58H225V59H224L225 56L222 54V53H224V52H222ZM225 50H226V51H225ZM195 51H196L197 53H195ZM212 51H213V52H212ZM215 51L218 52V54H217V53H214ZM25 52H26V53H25ZM31 52H32V56H33V54L36 55V58H35L34 60H33V58H31L32 56L29 55V54H31ZM131 52H132V53H131ZM183 52H186V53H188V54H189V52H190V54H189V59H188V57H187L188 54L185 53V55H184V54H182ZM211 52H212L213 56L211 55ZM221 52H222V53H221ZM54 53H55L56 55H55ZM87 53H88V54H87ZM94 53H95V54H94ZM108 53H109V55H108ZM164 53H165V58L162 57ZM191 53L193 54L192 56H191ZM219 53L222 54L223 57H222ZM27 54L30 56V58H31L33 61L30 60L29 58H27V56H26ZM69 54H70V55H69ZM74 54H75L76 57L74 56ZM91 54H94V55L91 56ZM123 54H122V55H123ZM214 54H215V55L217 54V55L215 56ZM228 54H229V55H228ZM232 54H233L234 56H231ZM38 55H39V56H38ZM54 55H55V56H54ZM81 55H83V56H81ZM84 55H88V56H91V57H87V56H84ZM107 55H108V56H107ZM183 55L185 56V58H184ZM195 55H196V56H195ZM218 55H219V58H220V59H221V58L223 59V60L220 61L221 64H219V62H218V60H220L219 58H217ZM227 55H228L229 59L227 58ZM235 55H236V56H235ZM256 55H257V56H256ZM37 56H38V57H37ZM124 56H121L120 59H121L122 57H124ZM190 56H191V57H190ZM194 56H195V57H194ZM220 56H221V57H220ZM255 56H256V58H258V59H254V60H253V57L255 58ZM33 57H35V56H33ZM84 57H87V58L84 59ZM93 57H94V58H93ZM97 57H99V58H97ZM127 57H128V58H127ZM135 57H134V58H135ZM160 57H162V59H164V60H166V57H167V58H168V61H167L168 63H167L166 61H164V60H163L164 63H162L163 61L160 63V62L158 61V58H160ZM215 57H216V58H215ZM233 57H234L235 59H236L237 57H238V58H237L236 61H235V59H234ZM82 58H83L84 60H86L85 64H82V63H83L82 61H84ZM89 58H90V59L93 58L92 61L94 60V61H93L94 63L99 61V60H96V61H95V58H97V59H100V58H101L99 62L101 63V60H102V63H101V64H100V63H99V64L96 63V65L98 66V68H99L100 71L98 70V72H95V71L93 70V69H97V68H96V67L94 68V66H96V65L94 64V66H93L92 62L89 61ZM108 58H109V61L107 60ZM134 58H133V59H134ZM156 58H157V60H156ZM191 58H194V59L191 60ZM214 58H215V59H214ZM232 58H233V60H234L236 63H237V62L239 63V64H237V67H239V68H237L236 66H234V64H233L232 66H234L235 68H234V67L232 68L231 63L234 62V61L232 60ZM61 59H62V60H61ZM87 59H88V60H87ZM104 59H106L108 62H107L106 60L104 61ZM170 59H171V60H170ZM216 59H218V60H216ZM251 59H252V60H251ZM60 60L63 61V62H60ZM64 60H65V59H64ZM76 60H77L78 63L76 62ZM113 60H116V61H115L116 64H114V61H113ZM123 60H125V59H123ZM137 60H138L139 62H137ZM189 60H190V61H189ZM225 60H228V61H226V62H228V66H229V65L231 66V67H228V68H230L232 71H230V69H229V71L227 72L228 68L226 69V68H225V65H223L222 67L220 66V65H222V63H223ZM229 60H230L231 63L229 62ZM250 60L253 61V62H255V63H253V65H252V62H249ZM257 60H258V61H257ZM88 61L90 62V64H88ZM160 61H161V59H160ZM222 61H223V62H222ZM71 62H73V64H71ZM103 62H104V63H103ZM121 62L124 63V61H121ZM155 62H156V64H154ZM216 62H218V63H216ZM226 62H224V63H226ZM56 63H55V64H56ZM58 63L61 64V67H60V65H59ZM79 63H81L82 66H81ZM111 63H110V64H111ZM117 63H118V64H117ZM122 63H121V66H122ZM131 63H130V64H131ZM135 63H134V64H135ZM215 63H216V64H215ZM224 63H223V64H224ZM236 63H235V64H236ZM35 64H34V66H35ZM76 64H79V66L77 65V67H79V69H78V68L75 69V68H76V67H75ZM130 64L128 65V69H127V68H124L123 66H122V67L119 66L121 69H122V68H123V69H122V70H121V69L118 70V72H119V71L122 72L124 69H125V71H126V69H127V73L124 71V72H123V75L119 73V74L121 75V76H120V75L118 74V75H119L118 77H119L120 79H122V81H124V82L126 81L125 84L127 83V89H126L127 91H128V90H132V89L130 88V86L132 85L131 81L134 80L133 72H132V74H131L130 72H131V70L134 71L135 68L132 69V67H134L135 65L132 63L134 66L131 65V66H132V67H131ZM217 64H218V66H217ZM241 64H242V66H243L244 72H242V71H243L242 66H239V65H241ZM73 65H74V66H73ZM83 65H84V67H85L86 65H89V66H87V68L85 67L86 69H84V68L82 69V71H83V70H86V71L80 72V71H81V67H83ZM90 65H92L93 68L89 69ZM105 65H108V64H105ZM124 65H125V63H124ZM154 65H155V66H154ZM251 65H252V67H251ZM254 65H255V66H254ZM34 66H32V67H34ZM67 66H68L69 68H68ZM80 66H81V67H80ZM153 66H154V67H153ZM170 66L167 65L166 67H170ZM32 67H31V70H30L31 72H32V69H33ZM56 67H57V66H56ZM59 67H60V68H59ZM63 67H64V69H63ZM66 67H67L68 69H66ZM108 67H112V66L110 65V66H108ZM117 67H116V68L114 67V68L117 69ZM125 67H127V66H125ZM130 67H131V70H130ZM215 67H216V68H215ZM217 67H218V68H217ZM220 67H221L222 69H221ZM223 67H224L225 69H224ZM226 67H227V63H226ZM253 67H255V70H256V71L254 70ZM34 68L37 69L36 67H34ZM104 68H106V67H104ZM114 68H113V70H114ZM153 68H155V69H153ZM250 68H253V73H252V75H251L250 78H249V75L251 74V73H249V72L252 71V69H250ZM5 69H4V70H5ZM29 69H30V68H29ZM38 69H39V68H38ZM38 69H37V70H38ZM41 69H40V71H41ZM49 69H48V72L55 70V69H53V70H50V71H49ZM74 69H75V70H74ZM88 69L91 70V71L93 70V72L88 73V72H87ZM106 69H107V68H106ZM140 69H141V68H140ZM160 69H161V72H160ZM166 69H165V70H166ZM216 69H217V70H216ZM223 69H224V71H221V70H223ZM235 69H237V70L239 69L240 72L237 71V70H235ZM33 70H34V69H33ZM76 70H79V71L77 72ZM89 70H88V71H89ZM129 70H130V71H129ZM157 70H155L156 73H155V71H154V72L152 71L153 74H151V73H152V72H151L150 74L147 73L148 75L145 73V75H147V76L150 77V75L152 76V75H154V73H155V74H156L155 76H157V75H158ZM249 70H250V71H249ZM34 71H35V70H34ZM40 71L38 70L37 74H35V75H38V74L40 73ZM57 71H56V72H57ZM73 71L77 72V74H79V75H77V74H76L75 72H73ZM96 71H97V70H96ZM115 71H116V70H114V72H113L114 75H112V77H111L112 80H111V79L108 80V81L112 82V85H113L114 82H116L115 78H116L117 73H118V72L115 73ZM135 71H136V70H135ZM135 71H134V74L136 75V72H137V71H136V72H135ZM141 71H142V70H141ZM141 71H140V72H141ZM143 71H142V73H143ZM219 71H220V72H225V74H226V79H225V80H226V81H227L228 77L233 76V75H232V72L234 73V72H236V71L239 72V73H238V75H237L236 73H234V76H233V77L239 76V74H240L241 72L243 73V74L241 73L242 76H243L244 74H247V73H248L249 75H248L247 77L249 78V81L247 80L246 82L243 83V81H244V78H243V77H246V75H245V76L241 77V79H242L241 81H239L238 78H234V79H232V78L230 77L231 79H230V78H229V79H230L231 81L234 80L233 82H231L230 80H228V83H226L225 81H223L224 79L221 78L222 82L220 83V81H221V80H220V74L222 75V73H220V74H219V73H216V72H219ZM248 71H249V72H248ZM3 72H4V71H3ZM9 72H8V73H9ZM31 72L28 73V75H29V74H32ZM35 72H36V71H35ZM41 72H43V71H41ZM54 72H55V71H54ZM56 72H55V73H56ZM71 72L73 73L72 75H75V76H71V75L69 76V74H70ZM128 72H129V73H128ZM140 72H139V73H140ZM229 72H230L231 74H229ZM50 73H51V72H50ZM55 73L52 72V74H55ZM61 73H62V74H61ZM81 73L84 74V75H82ZM124 73H126V74H124ZM137 73H138V72H137ZM254 73H256V75H254ZM2 74H3V75H2ZM52 74H51V75H52ZM58 74H60V75H58ZM80 74H81V77H80ZM89 74H90V75H89ZM225 74L223 75V78L225 77ZM227 74H229V76H228ZM235 74H236V75H235ZM32 75H34V73H33ZM39 75H40V74H39ZM39 75H38V76H39ZM57 75H58V78H57ZM138 75H139V74H138ZM145 75H144V77H146ZM169 75H172V76L169 77ZM253 75H254V77H253ZM41 76H42V75H40V77H41ZM122 76H123L124 80H123V78H121ZM140 76H141V73H140V75H139V78H140ZM159 76H160V75H159ZM180 76H181V78H182V77H184V78L181 79ZM185 76H187L186 79H185ZM188 76H190L191 79H190ZM25 77H26V76H25ZM78 77H80L81 79L78 78ZM86 77H87V76L84 77V78H85L84 82H81V81H80V82H81V85H82V83H83V84H84L85 82L87 83V81L89 80V79L86 78ZM91 77H92V76H91ZM91 77H90V78H91ZM93 77L91 78V80L93 79ZM137 77H138V76H137ZM142 77H143V74H142ZM142 77L140 78L141 80H142ZM153 77H154V76H153ZM167 77H166V79H167ZM174 77H175V79L177 78L178 81H176V80L174 79ZM178 77H179V78H178ZM221 77H222V76H221ZM247 77H246V79H247ZM19 78H20V79H19ZM29 78H30V77H28L27 80H28ZM61 78H63V79H61ZM65 78H66V79H65ZM113 78H114V82H113ZM172 78H173V81H176L177 83L180 82V84L178 85L177 83L174 82V85L172 84V86H171V83H173V82L171 81ZM188 78H189V80H190V83H192V82H193V83L197 82L201 87L199 86V87L197 88V87H195V86L193 85V83H192V84H186L187 82L189 83ZM60 79L63 80V81H61ZM76 79H77V80H76ZM79 79H80V80H79ZM94 79H93V80H94ZM116 79H117V78H116ZM140 79L135 78V81H137V80L141 81ZM192 79H193V81H192ZM235 79H237V80H235ZM246 79H245V80H246ZM37 80H38V79H37ZM95 80H94V82L91 81V83H93L92 85H94V83L96 82ZM23 81H24V83H25L26 85H28V81H26V80H24V79H23L22 81H19V82L17 81V82H18V83H20V82L23 83ZM29 81H30V80H29ZM56 81H57V82H56ZM108 81H107V83H105V85H106V84L109 85V87H108L106 90L109 89L110 92H109V91H108V92L111 93V94H108V96L111 95V97H112V93L115 94V95H118V94H116L117 90H115L116 92H112V91H111V89H112V88H111V85H110L111 83L108 84V83H109ZM119 81H121V80H119ZM139 81H138V82H139ZM168 81H169V82H168ZM183 81H182V82H183ZM185 81H187V82H185ZM238 81H239V82H238ZM254 81H256L257 83L254 82ZM32 82L34 83V86H33V87H35V89H36V87H37V86H36V83H35L33 80H32ZM32 82L30 81L29 83H32ZM117 82H118V81H117ZM117 82H116V83H117ZM124 82H122V83H124ZM223 82H224L225 85L228 84V86H227V87L225 86V88H228V87H229L228 90H229V91L231 90V93H230L229 91H226L227 89H226V90L224 89ZM241 82H242V83H241ZM22 83H21V85H22ZM33 83H32V84H33ZM43 83H42V84H43ZM56 83H58L59 85L56 84ZM116 83H115V84H116ZM118 83H119V82H118ZM118 83H117V84H118ZM122 83L120 82V86H121L120 88H119V84H118V85H117V84H116V85L114 84V85H115V86H118V89H122L121 91H123V88H122V87H125L126 85L124 84L125 86H122V85H123ZM129 83H131V85L128 86ZM167 83H169V85H170L169 87L167 86ZM197 83H195L196 86H198ZM233 83H234V84H233ZM252 83H255V84L252 85ZM74 84H75V83H74ZM95 84H96V83H95ZM175 84H177V86H176ZM219 84H220L221 86H219ZM229 84H230V86H229ZM236 84H237V85H236ZM243 84H244V86H243ZM257 84L260 85V86L258 87ZM49 85H50V83H49ZM86 85H88V83H87ZM89 85H90V83H89ZM92 85H91V86H92ZM114 85L112 86L113 88H114ZM133 85H135L136 87L140 86L139 83L137 84L138 86L136 85V83L133 84ZM222 85H223V86H222ZM250 85H252L253 87L251 88ZM255 85H256V86H255ZM29 86H30V85H29ZM103 86H104V88H103ZM141 86H142V85H141ZM175 86L178 87V88H176L177 90L173 88V87H175ZM239 86H240V88H238L239 90H238L237 88H235V87H239ZM241 86H242L243 88H242ZM33 87H32V90H34ZM83 87H84V86H83ZM86 87H87V86H85L84 88H86ZM128 87H129V88H128ZM142 87H143V86H142ZM142 87H140V89H141ZM171 87H172V88H171ZM182 87H181V90H182ZM218 87H219V88L223 87L222 89H224L223 91L225 92V94H224V93L222 94L221 92H220V93H221L223 96H224V95L226 96V95L229 94L228 97H227V96H226V97H222V98L219 97V99H220V98H221V99H220V100L217 99V101L214 100V99H212V98H214V97H212V98H210V100H209V95H210V94H209L208 96H206V93L208 92V90H209V91L211 90L212 93H213L214 90H215L214 95H216V92H219V91L221 90V89L219 90ZM244 87L246 88L245 90H244ZM256 87H257V88H256ZM72 88H70V89H72ZM116 88H117V87H116ZM143 88H144V87H143ZM163 88H164V87H163ZM163 88H162V90H163ZM199 88H201V90H200ZM230 88H231V89H230ZM233 88L237 89L236 91H237V94H238V95H236V91H235ZM253 88H256V89H253ZM259 88H261V89H259ZM42 89L39 90V88H38L39 91H43ZM51 89H52V90H51ZM70 89H69V90H70ZM78 89H79V88H78ZM90 89H91V87H90ZM90 89H89V90H90ZM94 89H95V90H94ZM133 89L136 90V88H134V86H133ZM173 89H174V90H173ZM202 89H204V90L206 91V93H205L204 90H203V92H202ZM212 89H214V90H212ZM216 89H218L219 91H218V90L216 91ZM247 89H248L249 91H248ZM49 90H51V91H49ZM112 90H113V89H112ZM137 90H138V88H137ZM137 90L134 91L135 94H136V92H137V94L140 95V93H138ZM172 90H173V91H172ZM199 90L201 91L200 94H198V93H199ZM232 90H234L233 92L235 93L236 96L233 95L234 93L232 92ZM240 90H241V91H240ZM17 91H19V88H18ZM20 91L17 92V97H18V98L21 97L20 94H21L22 92L20 93ZM47 91H49L50 93H48ZM119 91H120V90H119ZM132 91H133V90H132ZM139 91H140V90H139ZM142 91H143V89H142ZM221 91H222V90H221ZM223 91H222V92H223ZM238 91H239V93H238ZM242 91H243V92H242ZM260 91H261L262 93H260ZM5 92H6V94H5ZM35 92H36V91H35ZM106 92H107V91H106ZM165 92H164V93H165ZM183 92H184V90H183ZM183 92H182V93H183ZM194 92H195L196 95L198 94V96L195 95V97H193ZM211 92H208V93H211ZM226 92H228V93H226ZM245 92H246V93H245ZM251 92H252V93H251ZM253 92H254V93H253ZM7 93H8V96L6 97ZM19 93H20V94H19ZM37 93H38V92H37ZM47 93H48V94H47ZM52 93H51V94H52ZM75 93H76V94H75ZM100 93H102V91H101V92L99 91V93L97 94V96H98V95L100 96ZM118 93H119V92H118ZM125 93H126V94H125ZM125 93H122V92H121L122 96H123V94H125V96H126V95L129 96V94H127L128 92L125 91ZM131 93L133 94V92H131ZM131 93H130V94H131ZM185 93H183V96H182V98L184 99V97H185V100H186V101H184V100L182 99V100L184 101V103L188 101V100L186 99V98H187V97H186L187 94L184 96ZM204 93H205V94H204ZM220 93H219V94H220ZM243 93H244V94H243ZM27 94H28V95H27ZM102 94H103V95H101L102 98H101V100H99V103H100V101L103 102L102 99H105V98H103V96H104L105 94L107 95V93H105V91H104V93H102ZM137 94H136V96H137ZM170 94H171V93H169L168 95H170ZM201 94L204 95V96H202ZM217 94H218V93H217ZM219 94H218V96L221 95V94H220V95H219ZM230 94H232L234 97H233V96H230ZM239 94H242V96L240 95L241 100H240V98H239ZM12 95H13V94H12ZM25 95H24V96H25ZM53 95H52V96H53ZM61 95H60V96H61ZM74 95H77V96H74ZM106 95H105V97H106V99H107V101H108L111 97L108 99V97H107ZM199 95H200V96H199ZM252 95H253V96H252ZM254 95H256V96H254ZM1 96H3V95H0V97H1ZM15 96H16V95H15ZM24 96H22V97H24ZM49 96H50L51 98H50ZM99 96H98V97H99ZM122 96H121V97H122ZM125 96H124V97H125ZM128 96L126 97L127 100H129V98H130V96H129V98H128ZM132 96H133V95H132ZM136 96H135V99H133L134 97H133V98L131 97L132 100H133L132 103H134V101H135V102L137 101ZM140 96L143 97V100H142V97H141V102H140V100H138V101L140 102V105H141L142 101H143V102L145 101V100H144L145 97L143 96V93H142ZM140 96H139V97H140ZM201 96H202V97H201ZM218 96L216 95L217 98H218ZM248 96H250L251 98L248 97ZM257 96H260V97H257ZM13 97H14V95H13ZM27 97H26V98H27ZM82 97H80V99H81ZM87 97H86V98H87ZM95 97H96V98H95ZM114 97H115V96H114ZM114 97H112L113 100H114V99H117V102L115 101L117 104L114 103V104H115V107H116V105H117L118 108H120V109H119V110H120V113H118L119 115L117 114V115H118V116H117L118 118H117L116 116H114V117L116 118V120H118V123H119V121H121V123L124 124L125 127L127 126V125L125 124V122H126L128 119H129V122H130V119H131V118H133V120L131 119L132 121H135L134 118H137V115L140 116V117L142 118V117H143V116H142V113H143V112L145 113V110H147L146 112H148V111L150 110V108H147V104H148V106H150V107L152 106L151 103L149 104L148 100H147V103H146V101H145V102H144V103H146L145 107H144V105H143L144 103L142 104V106H143L144 108H147V109H144V108L140 107V108L143 109V111L141 112L140 110H142V109H140L139 107L133 108V107H130L131 105L129 106V102L132 101L131 98H130V100H129V101L126 100V102H127V104H128V107H130L131 109L128 108V109H129V110H128V109L125 108V112H123V111H121V107H119V106H122L123 103H122V105H119L118 100H119L120 98H119V99L117 98V97H120V95H118L116 98H114ZM137 97H138V96H137ZM139 97H138V98H139ZM205 97H206L207 99H206ZM231 97H232V98H231ZM243 97H244V98H243ZM247 97H248V100H251V102H252V99L255 100V102H256L258 99H259V100L261 99L262 101H261V100H260V102L257 101V102L259 103V104L257 103L258 106H259V108L257 107V105H256L257 108L254 107L255 105H254L253 107H249L250 105L252 106V103L246 99ZM255 97H257L258 99L256 100ZM1 98H2V97H1ZM18 98H17V99H18ZM28 98L30 99L29 102H31L32 97L29 96ZM28 98H27V99H28ZM192 98H193V99H192ZM225 98H227V99L225 100ZM228 98H229V99H228ZM242 98H243V99H242ZM249 98H250V99H249ZM254 98H255V99H254ZM17 99H15V97H14L13 100H15V101H13V102L10 101L11 103H9V104L11 105L12 103H15ZM77 99H78V98H77ZM80 99H79V100H80ZM84 99H83V100H84ZM99 99H100V97H99ZM106 99L104 100V102L106 101ZM112 99H110V100H111L112 102H114ZM146 99H147V98H146ZM148 99H149V98H148ZM150 99H151V98H150ZM222 99H223L224 101H221ZM232 99H233V100H232ZM8 100H10V99H7V101H8ZM79 100H77V102H81V101H82V100H80V101H79ZM110 100L108 101V103L111 102ZM121 100H123V97L121 98ZM121 100H120V101H121ZM124 100H125V99H124ZM201 100H202V102H201ZM207 100H208V102H207ZM211 100H212V102H214V101L217 102V104H215V102H214V105H213L214 107H215V105H217L216 108H214L213 106H211L212 102L210 103V105H207V103L209 104V102H210ZM91 101H92L93 103H92ZM107 101L105 102L106 105L108 104ZM120 101H119V102H120ZM138 101H137V102H138ZM149 101H150V100H149ZM199 101H200V102H199ZM218 101H221V102L219 103ZM247 101H248L249 104H250L249 106H247V104H248ZM1 102H3V99H2ZM8 102H9V101H8ZM37 102H35V103L37 104ZM49 102H51V101H49ZM59 102H60V101H59ZM104 102H103L102 104L105 106ZM112 102H111V103H112ZM122 102H123V101H122ZM126 102H125V103H126ZM137 102H136V104H137V106H139V104H138L139 102H138V103H137ZM150 102H151V101H150ZM152 102H154V101H152ZM171 102H172V101H171ZM177 102H178V100H176L175 102L173 101L172 104H174V105H172V106H171V105H168V106H170V107H173V106H174L175 108L178 107L177 109L181 108L180 106H181V103L183 104V102L180 101V102H181L180 105H179V106H176V104H179V102H178V103H177ZM230 102H228L229 105H230ZM31 103H32V102H31ZM96 103L99 105V103H98L97 101H96ZM111 103H109V105H108V107H110V109H109V108L106 109V107L101 106L102 108H101V110H100V109H99L100 106L97 105V106L99 107V108H98L99 111H97V109H96L95 113L98 114V117L96 116V117H94V118H91V117H93V116H90L91 114H89L88 117H90L91 120L94 119L93 121H95L96 118L99 119V115H100L99 113H100V111H101V115H100V117H102V114H106V111H105V110H107V114H108V115H107V116L105 115V116L107 117V118H106V120H107V119H108V116L110 117V114H111V113H112V114L115 113V112H113L114 109H113V111H110L112 108H114V106L111 107V105H112ZM120 103H121V102H120ZM132 103H131V104H132ZM175 103H176V104H175ZM235 103H233L231 106L228 107V108L230 109V111H231V107H232ZM253 103H254V101H253ZM2 104H5V105H3V106L0 105V106L3 108V109H0V115H2V113H3V116L5 117V115H6L5 112H6V111H4V110H5V108H6V103L3 102ZM15 104H16V103H15ZM15 104H12V105L15 106ZM29 104H30V103H29ZM36 104H30V105L33 106V105H36ZM52 104H53V105H52ZM66 104H67V105H66ZM75 104H77V106H79V107H75ZM102 104H100V105H102ZM114 104H113V105H114ZM136 104H135V105H136ZM152 104H154V103H152ZM155 104H154V106H155L154 108H156V105H155ZM260 104H261V107H260ZM39 105H40V104H38L37 107L35 106V107H33V108L41 109V106H39ZM84 105H85V106H84ZM88 105H89V106H88ZM88 105H87L88 108H90V104H88ZM135 105H134V107H135ZM7 106H8V105H7ZM38 106H39V108H38ZM132 106H133V105H132ZM158 106H157V107H158ZM1 107H0V108H1ZM8 107H9V106H8ZM10 107H11V106H10ZM10 107H9V108H10ZM47 107H48L49 109H48ZM68 107H69L70 113H68V112H69L68 109H67ZM70 107H72V108H70ZM73 107H74V108H73ZM124 107H125V105H124ZM124 107H123V108H124ZM224 107H226V108H224ZM9 108H7V109H8V110H12L11 108H10V109H9ZM16 108H17V107H16ZM27 108H28V107H27ZM27 108H26V109H27ZM62 108H64V109H62ZM75 108H76V109H78V108L80 109V108H81V109H80V112H81V114H82V116H83V118H82L81 115H80V112H79V115H78V116H79L81 119L77 118V116H76V117H75V118H76V119H75L76 121L73 120L74 116H73L72 113L75 112V111H78L79 109L76 110ZM86 108H87V107H86ZM103 108H105V110H104ZM123 108H122V110H123ZM132 108H133V109H132ZM152 108H153V106H152ZM166 108H167V107H166ZM202 108H203V109H202ZM212 108H214V109H212ZM42 109H43V107H42ZM47 109H48V110H47ZM59 109H60V110H59ZM71 109H74L75 111H71ZM83 109H84V108H83ZM102 109L105 111V113H102V111H103ZM218 109H217L216 112H218ZM239 109H240V111H239ZM241 109H242V110H241ZM261 109H262V110H261ZM53 110H54V111H53ZM130 110H131V111H130ZM154 110H155V109H154ZM156 110H158V108H156ZM15 111H16V110H15ZM15 111H12V112L10 111L11 115H12V113L15 112ZM21 111H22V112H21ZM60 111H61L62 113H60ZM67 111H68V112H67ZM83 111H84V110H83ZM116 111H117V108H116ZM139 111H140L141 113H139ZM222 111H224V112L222 113ZM226 111H228V114H229L230 111H229L228 109H227ZM71 112H72V113H71ZM98 112H99V113H98ZM109 112H110V113H109ZM117 112H118V111H117ZM149 112H150V111H149ZM149 112H148V115H150ZM155 112H157V111H155ZM155 112H153V109H151V112H150V113H151V115H152V113H155ZM159 112H158V113H159ZM4 113H5V115H4ZM95 113H92V115L95 116V115H96ZM122 113H124V115H125V114L128 115L129 113H131L132 115H134V117H132L131 114H129V117H128V118H127V117L124 118V116L122 117V115H123ZM214 113H215V112H214ZM242 113H244L243 116H245V117L242 116ZM263 113H264V110H263ZM16 114H17V115H16ZM30 114H31V113H30ZM75 114H76V113H75ZM75 114H74V115H75ZM83 114H84V115H83ZM139 114H140V115H139ZM146 114H147V113H146ZM155 114H156V113H155ZM155 114H153L154 117H155ZM221 114H220V112H219L218 115H220V117H221V116H222ZM225 114L228 115L227 113H225ZM260 114L262 115V117H261V119H263L262 122H260V121H261V119H260V117H259V116H261ZM7 115H8V114H7ZM7 115H6V117H8ZM31 115H32V114H31ZM46 115L44 114V119H46V118H45ZM76 115H77V114H76ZM115 115H116V114H115ZM120 115H121V117H120ZM135 115H136V116H135ZM158 115H160V114H158ZM158 115H157V118L159 119L160 116L158 117ZM213 115H214V114H212V115H210V116H213ZM3 116H2V117H3ZM12 116H13V115H12ZM14 116H13V120H14ZM54 116H55V117H54ZM190 116H191V115H190ZM201 116H203V117H201ZM216 116H217V115H216ZM216 116H215V117H216ZM0 117H1V116H0ZM2 117H1V118H2ZM4 117H3V119H4ZM28 117H29V116H28ZM48 117L51 118V119H48ZM114 117H113V115H111V117L109 118V121L111 122V121H112L111 118H113L114 121H112V122H116V120L114 119ZM119 117H120V118H119ZM140 117H139V119L137 118V120H140V119H141ZM151 117L154 119L153 116H151ZM162 117H161L160 119H162ZM217 117H218V116H217ZM223 117H222V121L224 120ZM228 117H229V115H228ZM242 117H243V118H242ZM1 118H0V119H1ZM164 118H163V119H164ZM180 118H182V117H180ZM202 118H204V119H202ZM5 119H6V118H5ZM28 119H29V118H28ZM77 119H78V121H77ZM85 119H86V118H85ZM88 119H89V118H88ZM97 119H96V120H97ZM101 119H102V118H100L99 120H101ZM122 119H123V120L126 119V120L124 121V123H123V120H122ZM155 119H156V118H155ZM169 119H171V118H169ZM182 119H183V118H182ZM228 119H229V118H228ZM228 119H227V120H228ZM1 120H2V119H1ZM1 120H0V121H1ZM47 120H48V121L50 120L49 122H51L52 117L47 116ZM71 120H73L75 123H74V122L72 123ZM91 120H90V121H91ZM99 120H98V121H99ZM165 120H163V121H165ZM211 120H212V117H211ZM259 120H260V121H259ZM27 121H28V120H27ZM27 121L25 120V122H27ZM86 121H87V119H86ZM90 121L88 120V123H90ZM107 121H108V120H107ZM157 121H158V120H157ZM157 121H156V123H155V125H158V126H156V128H157V127H158V128H159V127L161 128L162 123H164V124L162 125V127H164L165 124H166V126H167V122L165 123V122H157ZM159 121H160V120H159ZM161 121H162V120H161ZM182 121L184 122V125H183V122H182ZM202 121H201V122H202ZM222 121H221V122H222ZM228 121H229V120H228ZM28 122H29V121H28ZM37 122H38V121H37ZM45 122H46V123H45ZM69 122H71V123H69ZM96 122H97V121H96ZM96 122H95V123H96ZM110 122H109V123H110ZM112 122H111L110 124H112V125H113V124L117 125V123H112ZM139 122H140V121H139ZM139 122L137 121V123H139ZM207 122H210L209 119H208ZM259 122H260V123H259ZM39 123H40V122H39ZM42 123H43V121H42ZM84 123L86 124L87 122L84 121ZM88 123L86 124V126L88 125ZM91 123H92V121H91ZM91 123H90L89 125H92V126H90V127L87 126V127H88L90 130L96 129V131L93 130V131H95L94 133L96 134V136L98 135V133H99V135H100V131H98L96 127H95V128L93 127L95 123H94V122H93L94 124H93V123L91 124ZM121 123H120V124H121ZM135 123H136V121H135ZM192 123H193V125H192ZM204 123H201L202 126L204 125ZM28 124H29V123H28ZM40 124H41V123H40ZM44 124H47V121H46V120L44 121ZM44 124H43L42 126H44ZM48 124H52V123H48ZM54 124H53V125H54ZM61 124H63V126H62ZM70 124H71V126H70ZM85 124H82V125L85 127ZM127 124H128V123H127ZM206 124H207V123H206ZM206 124H205V125H206ZM215 124H216V125H215ZM7 125H10V124H8V122H7ZM20 125H21V121H20ZM53 125H50V126H53ZM60 125H61V126H60ZM65 125H69V126H65ZM112 125H111V126H112ZM115 125H114V126H115ZM124 125H123V126H124ZM140 125H142V124H140ZM140 125L138 124V127H139L140 129H144V128H145L143 125H142L143 127L141 128ZM196 125H199V124L196 123ZM217 125H218V126H217ZM229 125H230V124H228V129H229ZM233 125H235V124H233ZM233 125L231 124L232 127H233ZM13 126H15L14 128H16V127H19V128H18V129H14ZM27 126H28V125H27ZM27 126H25V127H26V129L28 130ZM48 126H49V125H47V128H46V126H44V127H45L44 129H48V128H49ZM74 126H75L76 129H77V127H80V128H81L80 124H79V126L76 125V124H75ZM114 126L111 127V128L113 129L112 131H114V129H117V131H118V126H117V128H116V127L114 128ZM209 126H210V124H209ZM209 126H207V127H209ZM216 126H217V127H216ZM231 126H230V127H231ZM53 127H54V126H53ZM53 127H52V128H53ZM87 127H86V128H87ZM92 127H93V128H92ZM119 127H122V126L119 125ZM132 127H133V126H132ZM132 127H131V125H130V126L126 127V128H129V129L132 130V129H133ZM192 127H193V128H192ZM226 127H227V125H226ZM226 127H224L225 130H226ZM7 128H8V129H7ZM52 128H49V130L51 129V130H53V131L55 132V130H54L55 127H54L53 129H52ZM71 128H73V127H71ZM75 128H73V130H74ZM86 128H84L85 131L88 130L87 133H89V129H86ZM91 128H92V129H91ZM122 128H123V127H122ZM122 128H121V129H122ZM196 128H197V129H196ZM233 128H234V127H233ZM44 129H43V131H44ZM55 129H56V128H55ZM81 129H82V128H81ZM123 129H124V128H123ZM123 129H122V130L119 129L118 132L115 131L114 133H112V131H111L110 133L105 134V137H106L107 135H109V134H110L111 138H113V139H115V138H114L115 136L119 137L118 135H120V136L122 135V136H123V135H124V133H123L124 130H123ZM129 129H127V130H129ZM135 129H136V128H134V130H135ZM199 129H200L202 132L199 131ZM219 129H221V127H219ZM231 129H232V128H231ZM15 130H17L18 132H20L19 134H17V137H18V138H17V137L15 136V134H14ZM33 130H32V131H33ZM51 130H50V133H51ZM134 130H132V131H134ZM169 130H171V128H169ZM172 130H173V129H172ZM172 130H171V131H172ZM174 130H173V132H174ZM223 130H224V129H222V132H223ZM229 130H230V129H229ZM9 131H10V132H9ZM11 131H14V132H11ZM68 131H69V130H68ZM82 131H83V130H82ZM97 131H98V133H97ZM132 131H131V132H132ZM211 131H212V132H211ZM226 131H227V130H226ZM25 132H26V131H25ZM65 132H66V133H65ZM70 132L72 133V130H71ZM70 132H69V133H70ZM119 132H120V133H119ZM125 132H126V134H127V131H126V130H125ZM129 132H130V131H128V134L124 137V139L126 138L125 140H127L128 138H130V137H128V135L131 134V132H130V133H129ZM134 132H136V134H134V135L137 136V130H135ZM134 132H133V133H134ZM187 132H189V133L187 134ZM195 132H194V133H195ZM219 132H220V131H219ZM3 133H4V132H3ZM12 133H13L14 136L17 138V139H16V138H12L13 140L17 141L16 143H15V142L13 143V141L11 140V137H14V136H12V135H13ZM16 133H17V132H16ZM38 133H39V132H38ZM111 133L114 135V137L112 136ZM116 133H117L118 135H117ZM122 133H123V134H122ZM133 133H132V134H133ZM209 133H210V135H208ZM0 134H1V132H0ZM57 134H56V135H57ZM66 134H67V135H66ZM84 134H86V133H84ZM89 134H90V133H89ZM92 134H93V132H92ZM95 134H93V135L95 136ZM115 134H116V135H115ZM132 134H131V136H132ZM185 134H187V135H185ZM68 135H69V136H68ZM79 135H80V134H79ZM90 135H91V134H90ZM99 135H98V136H99ZM189 135H190V136H189ZM198 135H199V136H198ZM41 136H42V135H41ZM41 136H40V137H41ZM44 136H43V137H44ZM74 136H75V135H74ZM80 136H82V135H80ZM101 136H103V135H101ZM110 136H108V137H110ZM122 136H121V138H120V137H119V138L116 137L118 140L116 139V140L114 141V143L117 141L116 144H118V143L121 141V143L119 144V146H121L122 148H123V147H126V146H129V145H128L129 142H127V141H129V140L126 141V142H127V144H126V142L124 141V139L122 138ZM129 136H130V135H129ZM136 136H132V137H134V138H133L134 140L131 138V139H130V143H132L131 141H134V142L136 141V140H135V139L137 138ZM188 136H189V137H188ZM195 136H197V137L199 138V139H198V138L196 137V138H197L196 141H200V142H201L200 145H199L198 142L195 143ZM2 137H1V138H2ZM54 137H53V138H54ZM66 137H67V138L69 137V138L67 139ZM72 137H71V138H72ZM75 137H77V136H75ZM75 137H74V138H75ZM135 137H136V138H135ZM166 137H168V136H166ZM205 137H203L202 139H204ZM213 137H214V135L212 136V139H213ZM65 138H66L67 140H66ZM74 138H73V139H74ZM78 138H79V137H77V139H76V138H75V139L78 140V143H79V139H78ZM111 138H110V142H109V143H111L112 145H114V144H113V141L111 142V140H112ZM164 138H165V137H164ZM168 138H169V137H168ZM168 138H166L167 140H166V139H164V140H166L167 142L171 141V140H168ZM260 138H261V140H262V138H263L262 143H260V144H262V145H260V144L256 145L257 140H259ZM5 139H6V138H5ZM61 139H63V140H61ZM64 139H65V141H64ZM75 139H74V140H75ZM106 139H107V137H106ZM119 139H121V140H119ZM122 139H123L124 142L122 141ZM139 139H140V138H138L137 140L139 141ZM169 139H171V138H169ZM206 139H205V140H206ZM212 139H211V140H212ZM254 139H256V143L254 142V141H255ZM10 140H11V141H10ZM68 140H69V141H68ZM82 140H84V138H83ZM178 140H180V139H178ZM190 140H188V141H190ZM211 140H210V141H211ZM261 140H259L258 142H260ZM0 141H1V140H0ZM93 141H94V140H92V142H93ZM95 141H96V140H95ZM95 141L93 142V144L97 145V143H95ZM107 141H109V140L107 139ZM138 141H136V143H134V144H135V145H138V147H140V145H141L142 143L138 144V143H139ZM166 141H165V143H166ZM202 141H203V142H202ZM57 142H60V144H59V143L57 144ZM69 142H70V143H69ZM74 142H76V144H77V141H74ZM122 142H123V143H122ZM140 142H142V140H141ZM5 143H4V145H5ZM26 143H27V142H26ZM44 143H46V145H45ZM49 143H50V144H49ZM52 143L57 144V145H55V147H54V152L57 151V152H56L57 154H56V153H55V154L53 153V149H51V150L49 149V148H52V147H49L50 145L53 146ZM124 143H125V144H124ZM159 143H160V142H159ZM162 143H163V145H162ZM162 143H160L161 146H162V147H161V146H160V147H161L162 149L164 148V146H166V147L168 148V149H167V148L165 147L167 150L164 148V150H163L164 153H166V151H169V152L171 153V156L168 154L167 157H169V156H170L169 158L173 157V156H172V155H173V154H172L173 151H172V147H171L170 143H169L170 146H169V145H165L164 142H162ZM190 143H192V145L190 146L191 148L189 149L188 144L190 145ZM2 144H3V143H1V145H2ZM23 144H24V146H22ZM23 144H21V141H20V145H21L22 147L25 148V143L23 142ZM67 144H69L70 147H69V145L67 146ZM74 144H75V143H74ZM121 144H122V145H125V146H122ZM134 144H132V145H133L134 147H137V146H135ZM167 144H168V143H167ZM209 144H210V146H208ZM14 145H13V146H14ZM47 145H49V146H47ZM132 145H130V146L133 147ZM202 145H203V147H202ZM252 145H253L254 147H253ZM27 146H28V145L26 144V147H27ZM63 146L66 147V148H62ZM114 146L116 147L117 145H114ZM119 146H118L116 149H119ZM157 146L159 147V145H157ZM183 146H182V147H183ZM186 146H187V147H186ZM204 146H205V149H206V147H208V148L206 149V152H207V150L209 149V147H211V149L208 150V153H204V152H205V151H204V150H205V149H204ZM262 146H263V147H262ZM0 147H1V146H0ZM14 147H15V146H14ZM47 147H48V148H47ZM67 147L72 148V149H73V148L78 149V154H76V155H78V156H75L74 154H73V156H75V158H73V157H71V156H65V154L67 155V153H68L69 150H70V151H69L70 154H71V151L74 150V149H73V150H72V149H69V148H67ZM86 147H87L88 151H90L89 153H88V151H86V150H87ZM134 147H133L132 149H134ZM158 147L156 148L157 151L159 150ZM192 147H193L194 149H196V150H194ZM45 148H47V149H49V150H47V149H45ZM129 148H130V147H129ZM161 148H160V150H159V153H160V154H158V155H161L159 158H161V157H165V158H164V159H161V160H158V155H156V156H157L156 161L158 160L159 165L161 166V164L164 163V162H162V160H164V161H165V164H163L162 166L165 167L164 165H166V164L169 163V167H170V166L172 165V164H171V161H170L172 158H171L170 160H168L169 158H166V155L164 154V155H165V156H164V155L161 153V152H163V151H161ZM186 148H187L188 150H187ZM202 148H203L204 150H201ZM233 148H232V149H233ZM239 148H240V149H239ZM25 149H26V148H25ZM42 149H43V150H42ZM98 149H99V148H98ZM116 149H115V150H116ZM120 149H121V148H120ZM123 149H124V148H123ZM123 149H121V150H123ZM125 149H128V148H125ZM156 149H155V150H156ZM170 149H171V151H170ZM191 149H193V151H194L195 153H194V152H193V153H190L189 150H191ZM258 149H259V150H258ZM44 150H45V151H44ZM67 150H68V151H67ZM101 150H102V149H100V151H101ZM165 150H166V151H165ZM200 150H201V151H200ZM210 150H211V152L213 151V152L216 153V154H215V156H213V155H212L213 152H212V153L210 154V156H211V155H212V156H211L210 158H208L209 156H207V155L210 153ZM215 150H216V149H215ZM34 151H35L36 153H34ZM42 151H43L44 153H43ZM98 151H99V150H98ZM102 151H103V150H102ZM102 151H101V152H102ZM117 151H118V150H117ZM119 151H120V150H119ZM160 151H161V152H160ZM199 151H200V152H199ZM202 151H203L204 154H206L205 156L203 155V153H201ZM257 151H258L259 153H258ZM45 152H46V153H45ZM114 152H115V151H114ZM120 152H121V151H120ZM155 152H156V151H155ZM155 152H154L153 156L155 155ZM169 152H168V153H169ZM188 152H187V153H188ZM191 152H192V151H191ZM33 153H34L35 155H34ZM38 153H39V152H38ZM50 153H51V152H50ZM72 153H77V151H76V152L74 151V152H72ZM84 153H87L86 156H85ZM103 153H104V152H103ZM105 153H106V152H105ZM152 153H153V151L151 152V155H152ZM196 153H198V154L201 153L202 155L199 154V156L201 155L200 157H202V156H204V157L201 159L198 155H196ZM214 153H213V154H214ZM100 154H101V153H100ZM100 154H99V155H100ZM148 154H149V153H148ZM156 154H157V153H156ZM166 154H167V153H166ZM190 154H193V156H190ZM194 154H195V156H194ZM255 154L257 155L256 157H255ZM33 155H34V156H33ZM57 155H59L60 157L57 158V157H58ZM63 155H64V157H63ZM68 155H69V154H68ZM71 155H72V154H71ZM101 155H102V154H101ZM101 155H100V157H101ZM118 155H119L120 158L118 157ZM149 155H150V154H149ZM228 155H229V154H228ZM253 155H254V157H251V156H253ZM27 156H26V157H27ZM94 156H98V157H94ZM104 156H105V155H104ZM106 156H108L109 158H111V156H109V155H106ZM206 156H207V159H205ZM243 156H244V159L242 158ZM44 157H45V156H44ZM54 157H55V158H54ZM136 157L139 158V156H136ZM136 157H135V158H136ZM148 157H149V156H148ZM148 157H146L145 159H147ZM154 157H155V156H154ZM154 157H152L153 160H154ZM193 157H196L197 159H196V158H193ZM259 157H260V158H259ZM29 158H27V160H29ZM40 158H41V160H40ZM56 158H57V159H56ZM88 158H90V156H89ZM102 158L105 159L103 156H102L100 159H102ZM109 158H107V159H109ZM117 158H118V159H117ZM138 158H137V159H138ZM149 158H150V157H149ZM149 158H148V159H149ZM190 158H191V160H190ZM54 159H55V160H54ZM83 159H84V160H83ZM113 159H112V160H113ZM133 159H134V158H133ZM140 159H139V160H140ZM150 159H151V158H150ZM192 159L196 162V164H194V162H193ZM252 159H253V160H252ZM2 160H3V159H2ZM10 160H13V159H10ZM31 160H32V159H31ZM31 160H29L28 163H30V162H31V163L34 162V160H32V161H31ZM70 160H71V161H70ZM122 160H123V158H122ZM210 160H211V161H210ZM0 161H1V159H0ZM39 161H41V162H39ZM45 161L47 162V164H46ZM65 161H66V162H65ZM72 161H73V162H72ZM107 161L110 162L109 165H108L109 167H110V165H112V164H113V166H114V163L111 161V159H109V160H107ZM107 161H106V159H105L106 164H107ZM126 161H127V160H126ZM160 161H161V163H160ZM206 161H207V162H206ZM223 161H225L224 165H223ZM12 162H13V161H12ZM14 162H15V161H14ZM48 162H50V163H52V164H50V163L48 164ZM57 162H58V161H57ZM57 162H56V163H57ZM96 162H94V163H96ZM154 162H155V161H154ZM199 162H200V161H199ZM41 163H42V165H40ZM117 163H116V164H117ZM172 163H173V162H172ZM202 163H203V162H202ZM205 163H204V164H205ZM0 164H2V163H0ZM71 164H73V165H71ZM90 164H91V165H90ZM101 164H103V162H102ZM104 164H105V163H104ZM104 164H103V165H104ZM106 164H105V165H106ZM116 164H115V165H116ZM124 164H125V165H124ZM188 164H187V165H188ZM252 164H254V163H252ZM12 165H13V167H16V166H15L16 164L12 163ZM12 165L9 166V167L11 168ZM79 165H80V166H79ZM131 165H132V164H130V167H131ZM133 165H132V166H133ZM141 165H143V166H141ZM175 165H178V164L175 163ZM184 165H185V164H184ZM187 165H186L185 167H183V168L185 169L184 171H185L186 173H188V175L191 174L190 177L193 178V177L196 176V175H192V174H196V173H195V172L193 173V171H192L193 169H192V170L190 169L191 171H189V169H188L187 167H190L191 165H188V166H187ZM0 166H1V165H0ZM45 166H43V167H45ZM48 166H50V167H48ZM55 166H56V164H55ZM59 166H56L57 168H55L54 170L56 171V170L58 169ZM117 166H118V165H117ZM147 166H148L149 169L151 170L150 166H149V165H146V167H147ZM181 166H182V165H178V168H180ZM195 166H197V167H195ZM224 166H225V167H224ZM9 167H7V168H9ZM36 167H37V168H36ZM118 167H119V166H118ZM148 167H147V168H148ZM163 167H162V168H163ZM172 167H173V169H175V168H174V164H173ZM172 167L170 168V174H172V173L174 172V170L172 169ZM175 167H176V171H177V166H175ZM191 167H192V166H191ZM191 167H190V168H191ZM252 167H253V170L256 169V168L254 167V165H253ZM7 168H6V169H7ZM45 168H46V167H45ZM53 168H54V167H53ZM53 168H52V169H53ZM78 168H79V169H78ZM82 168H84L85 170L82 169ZM114 168H115V166H114ZM165 168H166V169H164V168H163V169H164V170H169L168 166H166ZM167 168H168V169H167ZM192 168H193V167H192ZM254 168H255V169H254ZM59 169H61V167H60ZM117 169H116V170H117ZM131 169H130V170H131ZM187 169H188L189 172H187ZM221 169H222V168H221ZM9 170H10V169H8V170H6V171H7V172H10L11 175H12V171H11V170L9 171ZM97 170H98V171H97ZM99 170H100V172H99ZM196 170H197V169H196ZM198 170H199V168H198ZM213 170H214L215 173L217 172L219 175H218V174H214V172H212ZM253 170H252V171H253ZM30 171H32V170L30 169ZM45 171H46V169H45ZM48 171H47V173H48ZM50 171H52V170H50ZM50 171H49V172H50ZM55 171H52L51 173H53V172H55ZM84 171H86L87 173H85ZM118 171H116V172H118ZM199 171H201V170H199ZM206 171H207V172H206ZM252 171H251V172H252ZM7 172H6V175H7ZM39 172H40V171H39ZM41 172H42V174L46 175L45 173H43V172H44V169H42ZM71 172H70V173H71ZM97 172H99V173H97ZM108 172H109V171H108ZM168 172H169V171H168ZM190 172H191V173H190ZM211 172H212V174H211ZM243 172H244V173H243ZM29 173H30V172H29ZM29 173H28V175H29ZM51 173H49L50 175H49L48 177H47V176H44V177H47V178L52 177V176H51V175H52ZM70 173L68 172V174H70ZM118 173H119V172H118ZM128 173H129V175L127 176ZM166 173H167V172H166ZM189 173H190V174H189ZM197 173H198V172H197ZM199 173H200V172H199ZM201 173H202V172H201ZM245 173H246V174H245ZM249 173H250V172H249ZM25 174H27V173H25ZM38 174H39V173H37V175H38ZM42 174H41V175L39 174V175L41 176V178H42ZM53 174H54V173H53ZM55 174H54V177L56 176ZM72 174H71L70 176L73 177ZM78 174H79V175L82 174V175H80V177H82L84 174H86V175L88 174V175H87L86 177L84 176L85 178L82 177V179H81L82 181H80V182L77 183V181L80 179V177L78 176ZM97 174H98V175H97ZM123 174H122V175H123ZM152 174H153V173H152ZM154 174H155V173H154ZM167 174H168V173H167ZM173 174H175V172H174ZM213 174L215 175V176H214V180H216V179L218 178V180H216V181L219 183V185H220V182H221V185H220L221 188H222V187L224 188V187L226 186V191H227V187H228L229 192H230V191H232V192L228 193V191L226 192L225 189L221 190V188H220V189H219V192H218V190H215V191H216V192L214 193L215 195L212 194L211 191L213 190V192H214V189H218V187H219V186L217 185V182H216V184H215V181H213V179H212V178H213V177H212ZM6 175H5V174L3 175L4 178L1 177V181H2V183H3V182L6 183V181H7L8 184L13 183V182L10 181L11 179L7 180L8 178H12V176L9 177V176H6ZM8 175H9V174H8ZM28 175H26L27 178H26V179L23 178V180L25 179V181H26V180L28 179ZM34 175L37 176L35 173H34ZM47 175H48V174H47ZM95 175H96V176H95ZM198 175H199V176H198ZM217 175H218V176H217ZM221 175H222V176H221ZM0 176H2V175H0ZM35 176H34V177H35ZM75 176H76V177L78 176L79 179H78V178L76 179ZM105 176H106V177H105ZM112 176H113V177L116 176L117 179H116V178H115V179L112 178ZM172 176H174V175H171V177H172ZM5 177H6V179H5ZM24 177H25V175H24ZM29 177H30V175H29ZM34 177L32 176L31 178H34ZM37 177H38V176H37ZM54 177H53V178H54ZM205 177H206V179H208V177H209V179H210L214 184H213L211 181H208V182H206L207 180H206V181H203V180H205ZM211 177H212V178H211ZM219 177H220V178L222 177V180H223L224 182H223V181H220V182H219ZM262 177H263V175H262ZM31 178H30V179H31ZM41 178H39V180H38V178L35 177V180L37 179V181H40V184H39V183H38V184H39L40 186L42 185V186H44V187H42V189H40L41 187H39V185H38L37 183H36V184L38 185V187H39L40 190L45 191V190H46L45 188H48L47 185H49V184H50L49 182H51V181H48V180H49V179H48V180H47L48 182L46 183L47 185H45L44 183H41V182L46 181V180H45V179H41ZM47 178H46V179H47ZM57 178L55 177V179H57ZM62 178H63V176H62ZM83 178H84V179H83ZM111 178H112V179H111ZM168 178H169V179H168ZM240 178L243 179L242 176H241ZM2 179H5V181L2 180ZM40 179H41V180H40ZM66 179H69V180H66ZM166 179H167V180H166ZM193 179H196V177L193 178ZM263 179H264V177H263ZM263 179H262V181H263ZM23 180H20V181L24 183L25 181H23ZM33 180H34V179H33ZM33 180L31 179V181L33 182V187H35V185H34V184H35V183H34L35 180H34V181H33ZM50 180H52V179L50 178ZM63 180H64V179H63ZM72 180H73L74 182H73ZM75 180H76V181H75ZM111 180L114 182V184H112V185L110 186V188H111L113 185H115V186H116V187H115V191H116L118 194H120L119 196H118L117 193H115V196H113V195L111 196L110 193H109V191L112 192V191H114V189L111 190L110 188H108L109 186L107 187V185H106V187H105L106 189L101 188V186L103 187L106 183H110V182L112 183ZM164 180H165V182L167 181L168 184L165 183ZM196 180H197V179H196ZM196 180H194V181H196ZM259 180H260V179H259ZM8 181H10V183H9ZM20 181H18L19 183H17V181L15 182V183L19 184V187H20ZM28 181L30 182V180H28ZM28 181H27V182H28ZM106 181H107V182H106ZM182 181H183V182H182ZM197 181H198V180H197ZM197 181H196V182H197ZM241 181H242V180H241ZM241 181H240V182H241ZM27 182H25V183H27ZM32 182H30V183L32 184ZM35 182H36V181H35ZM203 182H204V183H203ZM205 182H206V183H205ZM235 182H236V183H235ZM5 183H3L4 185H1V186H0L2 190H3V186H6V188H8V189H9V188H12V187H10V186H8V185H5ZM54 183H51V185L54 184ZM59 183H57V184H59ZM179 183H181V184L183 183L182 185L184 186V188H183V186H182L181 184L179 185ZM208 183H209V186H208ZM222 183H225V184L223 185ZM261 183H262V182L259 183V182L257 181V183H255V185H256V184H258V185L260 184V185H261ZM13 184H14V183H13ZM27 184H29V183H27ZM27 184H26V185H27ZM31 184H30V185H31ZM43 184H44V185H43ZM55 184H56V183H55ZM165 184H167L166 187H165ZM194 184H195V183H194ZM201 184H205V185L207 184L206 186H208L209 188H211V186H213V188H212V190H211V189H208V187L202 185V186H203V189H202V188H201V187H202ZM211 184H213V185H211ZM263 184H264V181H263ZM30 185L28 186V188H32V186L30 187ZM51 185H50V186H51ZM109 185H110V184H109ZM134 185H135V186H134ZM175 185H174V188L176 187ZM210 185H211V186H210ZM214 185H217L218 187H217V186H214ZM260 185H259V186H260ZM12 186H13V185H12ZM14 186H15V185H14ZM14 186H13V189L16 187V186H15V187H14ZM21 186H22V184H21ZM46 186H47V187H46ZM50 186H49V187H50ZM68 186H67L66 188H68ZM133 186H134V187H133ZM181 186H182V187H181ZM252 186H253V185H252ZM261 186H264V185H261ZM36 187H37V186H36ZM38 187H37V188H38ZM149 187H150V188H151V187H152V188L154 187V188H153L154 190L151 189V190H152V191H150L151 193H150V192H147V190H148ZM164 187H165V188H164ZM180 187H181V188H180ZM191 187L194 188V189L201 188V189H202V192L205 191V192L203 193L204 196L202 195V197L204 198V200L202 199V197H200L201 195H199V194H202L201 189H198V190L196 191V190H194V189L192 190ZM205 187H206V189H208V190H204ZM215 187H216V188H215ZM17 188H18V186H17ZM69 188H68V189H69ZM75 188H77V190H76ZM99 188H100V190H98ZM107 188H108V190H107ZM113 188H114V187H113ZM130 188H131V190H133V191L129 190ZM132 188H133V189H132ZM134 188H136V190L141 189L140 191H142V192H141L142 195H144V196L147 197V201H146V202H145L144 200L141 201V200H140V198H141L140 196H139V197H140V198H139V197H135V196L133 195V193H132V194H129V193H128L129 191H130V192H136V191H134V190H135ZM137 188H138V189H137ZM174 188H173L172 186H170L169 192H170L171 189H174ZM240 188H242V186H240ZM243 188H244V186H243ZM243 188H242V189H243ZM262 188H263V187H261V189H262ZM43 189H44V190H43ZM50 189L48 188V192H50ZM74 189H75L76 191H74ZM101 189H104V190H101ZM160 189H162V190H160ZM181 189H182L183 191H181ZM230 189H231V190H230ZM255 189H256V188H255ZM257 189H258V187H257ZM259 189H260V187H259ZM263 189H264V188H263ZM4 190H5V189H4ZM4 190H3V192L1 191L3 194L0 192L1 195H2V196L0 195V196L2 197L1 200H4V205L1 203V205H3L4 207L2 208V206H0L1 210H3V211L0 210V222H1V221H2V222H5V220H7V218H8V220H10L9 217H8V214L10 215V212H11V211H13L12 214H14V213L17 214V213H18L17 216H18V215L21 216L22 219H23L22 216H24V219H23V220H25L26 217H25L24 214H25V212H26V214L29 216V212H27V210L23 211V210L25 209V207H24V203L22 202L23 205H21V201H18L19 199L17 200L16 197H15V200H13V201H16V203H17V202H18V203L20 202V204H18V203H17V204H18L19 208H20V205H21V207L23 206V208H22V209L20 208V209H21L24 213L21 212V211L19 212V210H18L19 208H18V209H15V208H14L15 206H13L14 209H12V207H11L12 205H16V207H18V206H17V204L13 203V201H12V202L9 201V200H12V199H11V198H10V199L8 198V196H7L8 194H6V193H7V192H6L7 190H6V191H4ZM15 190H16V189H15ZM55 190H56L57 192H54ZM64 190H65V188H64ZM127 190H128V192H127ZM174 190H175V189H174ZM210 190H211V191H210ZM37 191H38V192H37ZM46 191H47V190H46ZM46 191H45V192H46ZM62 191H63V192H62ZM98 191H101V192L98 193V194H96ZM138 191H139V190H138ZM138 191H137V192H138ZM157 191H155V193H156ZM165 191H168V188H167ZM188 191H189V192H188ZM190 191H191V192H192V191H193V192L195 191V192H194V193H193V192L191 193ZM199 191H200V193H199ZM207 191H208V193H206ZM244 191H245V192H244ZM250 191H252V190H250ZM259 191H260V190H259ZM259 191H257V192L259 193ZM5 192H6V193H5ZM27 192H29V190H28ZM35 192H37V193H35ZM64 192H65V193H64ZM143 192H144V193H143ZM146 192H147L148 194H145ZM209 192H210V193H209ZM221 192H224V193H221ZM243 192H244V194H247V195H248V196H247V199L245 198L246 196L243 195ZM246 192H247V193H246ZM62 193H63V194H62ZM126 193L129 194L133 200H134V198H136V199L138 198L140 202H139L138 200H137L138 202L135 200L136 203H140V204H141V202H143L144 204H146L147 202L149 203V201H150L151 199L154 201V202L151 201L150 203H152V205L154 204L155 207H154V206H152V207H154L155 209L149 207V206H151L150 203H149V204H150L149 206H146V205H145V207H148V208H145V207L143 208V205H144L143 203H142V207H141V206H138V205H140V204H137V206L133 208V205H134L135 203L132 205L133 201H132V203H131V202H130V199H129V200L126 199L127 202H130V203H131V206H130V203H129V204H123V205H125V206L128 205V206L126 207V210H125L124 207H123V208H124V210L126 211V212L124 211V213H125V217H127L126 215L129 214L128 211H129V209L131 208L130 213L132 212L133 215H134V217H135V218L133 217L132 213H131L130 215H128V217H130V218L133 217V218H134V220H133V218H132L131 221H134V222H135V221H136V220H135L136 217L139 215L138 218L141 217V219H142V221H141L140 223L145 222V223L143 224L144 226L147 224V222H148V220H149L150 223H148V225L145 226V227H148L149 224H151L153 230L155 229L154 231H156V227H157V225H158V227H157L158 229H157L156 232H158V231L163 232V234L160 233V236H162V237H163V235H164V238H161V241L159 240L160 243H157V242H158L157 239H159V237L156 235V232H155V233H152L153 230L151 231V229H150L151 226L148 227V228H149V231H151V232H148V228H147L146 231L143 230L142 224L139 223V225H141V230H140L141 234L139 233L140 236H139L138 234H134L136 230H137L136 233H138V231H139V229H137V228H139V226H137V225H138L137 223L139 222V219L137 220L136 223L131 222V223H133V225L136 224V226L132 227L133 229H132L131 232L134 231V228H136V227H137V228L135 229L134 233H131L132 235L130 234L129 236L132 238V236L134 237V235H135V237L133 238L134 240H139L138 237L142 238L141 236H144V237H145V238H144V241H143V238L140 239V242L137 241V242H139V243H141V241H143L144 243H141V244L144 245V246H141V244H139V243L136 242L137 244H139V247H140V248H139V247H136V246H138V245L135 243V241H133V240H132L131 242L129 241V240H131V238L128 237V236L125 234V232H130V230L128 229V228L130 227V226H128V225H131V223H130V219L128 220V217H127L126 220H125V217H124V218L121 217V216L118 217V215H120V214L122 215V214H123V213H120V211H122V210H120L119 212L117 211V208H115L116 210H114V206H115L116 204L112 206L111 203H113V202H111V199H109V197H111V198H112V201L114 200V203H116V202L118 201V202H117V205H120V207H121V209H122V205H121L122 202H123V201H124L125 203H127V202L125 201V199L123 200V198H125V197L122 198L121 196H122V195H123V196H124V195H127ZM141 193H140V195H141ZM153 193H154V192H153ZM155 193L152 194V195L154 196ZM190 193H191V194H190ZM218 193H219V194H218ZM251 193H252V192H251ZM4 194H6V195L4 196V198H7L6 200L3 198V195H4ZM43 194H44V197H45L46 199L43 198ZM45 194H46V195H45ZM111 194H114V192H112ZM116 194H117L118 197L116 196ZM157 194H158V193H156V195H155L154 197L158 196ZM160 194H162V193H160ZM217 194H218L219 196H218ZM220 194L222 195V198L220 197V196H221ZM224 194H226V196H228V195H229V196L226 197V196H224ZM41 195H42V196H41ZM75 195H76V193H75ZM96 195H98L99 197L96 196ZM138 195H139V194H138ZM138 195H137V196H138ZM142 195H141V196H142ZM210 195H211L212 198L210 197ZM216 195H217V196H216ZM230 195H231V196H230ZM254 195H253V196H254ZM9 196H10V195H9ZM130 196H129V197H130ZM132 196H134V197H132ZM153 196H152V197H153ZM205 196H206V197H205ZM213 196L218 197V198H215V199H214ZM250 196H249V197H250ZM259 196H260V197H259ZM11 197L13 198L14 196H11ZM70 197H71V198H70ZM95 197L98 198V201H100V202H97V199H96V201L93 200V199H95ZM113 197H114L115 199H113ZM116 197H117V198H116ZM119 197L122 198V201H121V199H118ZM127 197H128V195H127ZM129 197H128V198H129ZM148 197L150 198L149 201H148ZM224 197H226V198H224ZM231 197H232V198H231ZM240 197H242V198L244 197L245 199H244V198L242 199V198H240ZM263 197H264V196H262V198H263ZM47 198H49V199H47ZM64 198H63V199H64ZM229 198H230V199H229ZM8 199H9V200H8ZM13 199H14V198H13ZM117 199H118V200H117ZM132 199H131V200H132ZM142 199H143V196H142ZM218 199H219L220 202L218 201ZM221 199H223L224 201H226V203H225L223 200H221ZM225 199H227V200H225ZM232 199H233V200H232ZM234 199H235V200L241 199V200L236 201V202H237V203H236ZM1 200H0V201H1ZM7 200H8L9 202H8ZM48 200H49L50 202H49ZM119 200H120V201H119ZM202 200H203V201H202ZM229 200H232L233 202H235V205H236L235 208H236V209L233 207V206H235V205H232V204H234V203H233L232 201H229ZM242 200H243V202H244V201L246 202V203L244 202V204H246V206H247L248 208L245 207V206L243 207L244 204H243ZM5 201H6V202H5ZM53 201H52V203H53ZM76 201H73V203H74V202L76 203ZM93 201H95V203L97 202V204L99 205V207L101 206V207H100L101 209L99 208L100 211H99V209H97V214H96L95 209L98 208V205L96 204L97 207H96V206H93L94 208H92V205L95 204ZM115 201H116V202H115ZM167 201L169 202L168 199H167ZM201 201H202V203L204 202L205 205H204V203L202 204ZM222 201H223V203H222ZM239 201H241L242 203L239 202ZM1 202H3V201H1ZM7 202L10 203V204H7ZM63 202H64V201H62V203H63ZM197 202H198V201H197ZM227 202H229V203H227ZM52 203H51V204H52ZM93 203H94V204H93ZM100 203H101V204H100ZM118 203H119V204H118ZM148 203H147V204H148ZM156 203H157V204H156ZM207 203H208V204H207ZM209 203L211 204V206H210ZM219 203H220V204H219ZM231 203H232V204H231ZM239 203H241V205H239ZM160 204H164L165 206H167V207L169 208V211L167 212V211H166V208L163 207V208L165 209L164 211L166 212V214H164V215H165V218H166V220H168V222L171 221L170 224H169L168 222H165L166 220H163L164 215H162V216H163V218H162V216H161V213H162V212L159 211L160 215H159V213H157V212H158V211H157V209H158L157 207H159V208L161 209L162 206H163V205H162V206H159ZM179 204H182V203L180 202ZM185 204H186V205H185ZM214 204H216V205L214 206ZM218 204H219V206H218ZM223 204L225 205V208H226L227 205L229 206V207H227V209L229 210L228 212H229L230 218L232 219L233 216H234L233 218H236V219H232V220H235V221L237 222V223H235V224L237 225L236 228H238V229H234V230H236V232H235L233 229H230L231 227L233 228L234 225H235V224H233L235 221H232L233 226H232L231 224H230L229 227H228V226H224V228H225V227H228V229L231 230V231H228V232H227V231H226L227 228L223 230V227H221V226H223V225H221V226H217V228H218V227H221V228H218V229H217L216 226H215L216 230H215L214 227H212L213 230L207 228L206 231H208V232H206V231H205L206 227H208V226L210 227V224H212L213 222H215L214 217L216 218V216H213V215L210 216V218H208V216L211 215V213H212V214L214 213V215H216L215 213H216V212L218 213V211L220 210V208H219L220 206H221V208H222V207L224 208ZM52 205H53V204H52ZM102 205H103V206H102ZM117 205H116V207H118ZM190 205H191V207H190ZM212 205H213V207H212ZM230 205H231V208L233 207V209L230 208ZM263 205H264V204H263ZM54 206H56V205L54 204ZM74 206H75V207H74ZM156 206H157V207H156ZM173 206H174V207H173ZM204 206H205L206 208H205ZM208 206H209L210 208H209ZM217 206H218V207H217ZM238 206H242L243 208H247V209H245V210H246V211L249 210V211H250V214H248V215H247V214H244V216H240V215H243V214H241L243 211L240 212V213H238V211L241 209V207H238ZM256 206H257V207H256ZM50 207H51V206H50ZM52 207H53V206H52ZM65 207H66V208H65ZM95 207H96V208H95ZM103 207H104V208H103ZM120 207H118V210L120 209ZM129 207H130V208H129ZM184 207H185V208L188 207L187 210H186ZM211 207H212V208H215V207H216V208H217V211L215 212L216 208H215V210H214V209H211ZM74 208H75V210H73V212H74V213H73V212H71V211H72V209H74ZM105 208L107 209L106 211H107L108 216H110L111 219H112L113 221H114L113 218H115V222H117V219H119V220H118V222H120L119 224H118V223H114L113 221H111L110 217H108V218L105 219V221H104V220L100 221V222L103 223V224L101 223L102 226L97 227V226L100 225V223H98L99 221H96V220H98L97 217H99V213H98V211L101 213V210H103V209H105ZM163 208H162V209H163ZM168 208H167V209H168ZM170 208H171V209H170ZM182 208L185 209V212H186L185 214H183L184 209H182ZM189 208H190V209H189ZM196 208H197V212L194 211ZM202 208H203V209H202ZM218 208H219V210H218ZM237 208H238V210H237ZM46 209H47L48 212H49V213H47V214H46V212H47ZM160 209H159V210H160ZM188 209L191 210V212H190ZM198 209L201 211V214H200V212H198V211H199ZM201 209L204 210V213L202 212ZM210 209H211L212 211L214 210V212H211ZM45 210H46V212H45ZM181 210H183V212H181ZM206 210L208 211V213H209V212H210V213L208 214ZM209 210H210V211H209ZM233 210H234V212H233ZM235 210H236V211H235ZM241 210H244V209H241ZM241 210H240V211H241ZM245 210H244V211H245ZM258 210H257V212H259ZM83 211H85V212L87 211L86 214H85V212H83ZM92 211H93V213H92L93 215L90 214L91 216H89L88 212H92ZM103 211H104V210H103ZM112 211H113V212H112ZM115 211H117L116 214H118V215L115 214ZM161 211H162V210H161ZM187 211H189V213H188ZM246 211H245V212H246ZM68 212H69L70 214H69ZM104 212H105V211H104ZM111 212H112V213H111ZM122 212H123V211H122ZM192 212H193L194 214H195V212L197 213V214H196L197 216L195 215L196 218L199 217V216H198V214H199L201 218H202V216H204V217H203V219L205 218L204 220H207V219H209V220L205 221V224H203V223H204V221H202L203 219L199 218V220H200L202 223L200 222V223L198 224L196 220L193 221V219H196V218H192V217H195V216H193V215H192V217H191V213H192ZM232 212L235 213L233 216L231 215V214H233ZM251 212H252V213H251ZM82 213H83V214H82ZM94 213L96 214L97 217L94 216ZM110 213H111V214H110ZM126 213H127V214H126ZM187 213L190 214V215H188L189 217L186 216ZM193 213H192V214H193ZM202 213H203V214L207 213V214H205L207 217H206L205 215H203ZM230 213H231V214H230ZM236 213L240 216L239 220L237 219L238 216H237ZM247 213H248V212H247ZM12 214H11V215H12ZM105 214H106V213H104V214L102 215V216H103V219H104L105 217H107V214H106V215H105ZM112 214L115 215V216H111ZM256 214H257V216L260 215V216H259V219L261 220V222H260V220L255 219V218L257 217ZM35 215H38V216H35ZM73 215H75V216H73ZM83 215H84V217H82ZM87 215H88V217H90V218L94 216L95 219L92 218V219L94 220V222H93L92 219H88V217H86ZM135 215H136V216H135ZM246 215H247V216H246ZM15 216H16V215H15ZM15 216L13 215V217H15ZM17 216H16V217H17ZM42 216L44 217V221H43V220H42V221L45 222V218H47V217L44 216V214H43ZM131 216H132V217H131ZM167 216H168V218H167ZM231 216H232V217H231ZM235 216H237V217H235ZM11 217H12V216H11ZM13 217L11 218V220L13 219ZM34 217L31 216V219L34 218ZM43 217H42V219H43ZM48 217H49V216H48ZM55 217H56V216H55ZM68 217H69V218H68ZM150 217H151V218H150ZM211 217H212V218H211ZM29 218H30V217H29ZM29 218H28V219H29ZM86 218H87L88 220H92V223H91V221H87V220H85ZM96 218H97V219H96ZM120 218H122L123 220L120 219ZM230 218H229V219H230ZM17 219H19V217H18ZM31 219H30L29 221H28L27 219H26V220H27L28 223H32V221H35V220H36V221H37V220L41 221V220H40V219H41V216H40V219H38V218L35 219V218H34L35 220L32 219V221H31ZM101 219H102V217L100 216V220H101ZM108 219H109L110 221H109ZM141 219H140V220H141ZM151 219H153V220L151 221ZM160 219L162 220L163 223L165 222V223H164L165 225H163V223H162V224H160V223L157 224V223H156L157 221H158V222H159V221L161 222ZM197 219H198V218H197ZM212 219H214L213 222L211 221ZM231 219H230V220H231ZM11 220L8 221L9 224H7V221H6L7 226L9 225V227H8L9 229H8V230H7V227H6V229H5L6 224H5V226L2 225V227L4 226V228L1 227V229H4V230H2L3 232H5L6 230L9 231L10 228H14V227H16V226H15V224H16L15 222H16V221L18 222V220H16V218H14V224L11 222ZM56 220H55V221H56ZM127 220H128L129 222H128ZM154 220H155L156 222H154ZM237 220H238V221H237ZM256 220H257L258 222H260V225H261V226H259V228H258V225H259L258 222H257V224L254 223V222H256ZM42 221H41V222H38V221L35 222V223H36L35 225H37V223H38V225H37V228L34 226L33 230L36 228V230H34V232H32L33 230H32V231L30 230L31 227H33V224H31V227H29V226L27 225V226H28L27 228H28V229L30 228V229L28 230V229L25 227V228L28 230V231H26L25 228H23V226H21L22 224L25 225L26 221H25V223L22 222V221H20V222H22L21 224H20V222H18V223L20 224L19 230L21 229V231H22V230L24 229V230H25L24 233H25V234H28L27 237H26L25 235L22 236V239H23V237H25V238H27V240L31 241V243H30V242H26L27 240H26V241L23 240V241L26 242V244L30 243V246H31V245H34V244H32V242H33V243H37V242H36L37 240H38V242H39V239H40V240L43 239V240H45V242L48 241V242H46L47 244H45V242H44L43 240H42L43 242L41 241V243H42L41 245H40V242L37 243V244L41 247L42 250L46 251L48 243H49L48 248H49L52 244H54V243H50L49 241H52V240H54V239L57 240V239H59V238H61V239H59V240H62V241H63V239H65V238H62L61 236H59V238H58V234H57V233H55L54 235H53V234L51 235V233L48 232V234H46L47 231H51V230H53V229H49V228H48L49 230H47L46 226L44 225V223H42ZM71 221H72V222H71ZM85 221H87V222H85ZM103 221H104V222H103ZM122 221H123V222H122ZM210 221H211V222H210ZM2 222H1L0 224H2ZM51 222H50V223H51ZM89 222H90L91 224L94 223L93 225H96V226H95L96 229H100V231H97L96 229L94 230V226L91 225ZM96 222H97L99 225H97ZM111 222H112V223H111ZM121 222H122V223H125V224H124L125 227L121 224ZM151 222H153V224H152ZM198 222H199V221H198ZM206 222H207V225H208V226L206 225ZM28 223H26V224H28ZM40 223H41V224H40ZM113 223H114L115 225H113ZM126 223H130V224L127 225ZM154 223H156L155 226H154L155 228L153 227ZM167 223H168V225H166ZM208 223H209V224H208ZM253 223H254V224H253ZM19 224H17V226H18ZM42 224H43L45 227H44ZM116 224H118V225H116ZM120 224H121V225H120ZM201 224H202V226L204 225V230H203V231H205V232H204V235H203L202 233H199V235H197V237H195L194 234H195L196 231H197L196 234H198V226H199V225L201 226ZM39 225H41V228H42L41 231L39 230L41 236L39 235V232H37V231H38L37 229H38V226H39ZM86 225H87L88 227H89V226H90V227L93 226V227H91V228H90V227L88 228V231H89L90 229L93 230V231H92V234L89 233L90 231L88 232L87 229H85V228H86ZM213 225H215V224H213ZM255 225H256V226H255ZM0 226H1V225H0ZM25 226H26V225H25ZM53 226H54V227H53ZM118 226H120V227L122 226L120 230H119V228H117ZM131 226H132V225H131ZM163 226H164V228L167 226V227L165 228V230H164ZM202 226H201V227H202ZM21 227H22V228H21ZM123 227H124V228H123ZM145 227H144V229H146ZM43 228H46L45 230H47V231H45ZM106 228H107V229H106ZM202 228H203V227H202ZM202 228H199V229L202 230ZM234 228H235V227H234ZM14 229H17V230H18L17 227L14 228ZM14 229H11V230L13 231V233L16 232V231H14ZM39 229H40V228H39ZM168 229H169V230H168ZM193 229L195 230L194 234H192V235L189 234V233H191L192 231H194ZM196 229H197V230H196ZM78 230H79V231H80V230L83 231V232H84V235H83V232H80V233H82V234H78ZM102 230H103V231H102ZM128 230H129V231H128ZM200 230H199V232H200ZM209 230H210V231H209ZM214 230H215V231H214ZM219 230H220V231H219ZM221 230H222V231H226V232H222ZM7 231H6V233H5L4 235H6V234L8 233ZM12 231H11V233H12ZM35 231H36V232H35ZM120 231H125V232H120ZM216 231H217V235H216V237H217L218 239H217L216 237H214V239L216 238L217 241H216V239L214 240V239L212 238V236H214V235L216 234ZM19 232H20V231H19ZM19 232H18V233L16 232V234L19 235V234L23 233V232H20V233H19ZM51 232L53 233V231H51ZM164 232H165V234H164ZM166 232H167V233H166ZM201 232H202V231H201ZM210 232H212V234H213V233H215V234H214V235H211ZM234 232H235V233H234ZM24 233H23V234H24ZM29 233H30V234H29ZM37 233H38V234H37ZM85 233H86V234H85ZM103 233H106V235L104 236ZM107 233H108V234H107ZM149 233H150V234H149ZM168 233H169V235L167 236ZM207 233H208V236H209V237H208L209 240H210V237H211V239H213V242L215 241L214 243L212 242V245H211V241H210V243L208 242L209 240L204 241V240H206V237H205V236H207ZM225 233H226V235H225ZM227 233H228V235H227ZM238 233H239V232H238ZM31 234H34V235H36V236H35V237H34V235L31 236ZM45 234H46V236H45ZM56 234H57V237H56ZM87 234L90 235V236H88V237H91L90 241H89L88 238H87L88 240L86 239ZM123 234H125V236H127V238L129 239V240H128L129 243H131V244L135 243V244H136V246L134 247V250H135V248H138V249L136 250V251H138L137 254L135 253L136 251L133 250V246H134V244H133V246H132V245H130V244L127 242L129 245H127V247L123 245L124 248H122L123 246L120 245L121 242L125 241V244H126V241H127V239H126L125 237H124L125 239L123 238V236H122ZM128 234H129V233H128ZM142 234H143V235H142ZM144 234H146V235H144ZM152 234H153V235L155 234V236H153ZM157 234L159 235V232H158ZM161 234H162V235H161ZM200 234H202V235H200ZM205 234H206V235H205ZM209 234H210V235H209ZM231 234H232V233H231ZM244 234L242 233L243 237H245ZM260 234H261V233H260ZM11 235H12V234H11ZM14 235H15V234H14ZM37 235L40 236V237H38V239H36ZM82 235H83V236H82ZM101 235H103L105 238H102ZM136 235H138V236H136ZM150 235L153 236L154 238H153V237L150 238V237H151ZM193 235H194V238H193ZM234 235H232V236H234ZM237 235H238L239 239L236 240V237H237V236L235 235V236H236V237L234 236L235 240H233V241L236 242V244H237L238 242L245 243V240L249 239V238H247V239L243 240V241H244V242H243V241H242V238H243L242 235H241V237H242L241 239H240V235H239V234H237ZM261 235H264V234L262 233ZM9 236H10V231H9ZM9 236L7 235V238H5V239L8 240V239H9ZM15 236H16V235H15ZM15 236H14V237H15ZM20 236H21V235H20ZM20 236H18V238H17V236H16L17 240H19V237H20ZM29 236H30L32 239H31ZM74 236H76V237L74 238ZM79 236H82V237H80V238H81V239L83 238L84 241H88L89 243L92 241V242H91L92 245H91V244H88V243H87V244H86V243H85V244H81L80 242L84 243V241H81L80 238H79ZM146 236L148 237L147 239H146ZM156 236H157V237H156ZM250 236H249V237H250ZM255 236H256V237H255ZM10 237H11V236H10ZM28 237H29L30 239H28ZM54 237H55V238H54ZM69 237H72V238H74V239L70 240ZM155 237H156L157 242L155 241ZM238 237H237V238H238ZM246 237H245V238H246ZM258 237H259V239L261 240V238H262L263 236H262V237H261V236H258ZM2 238H4V237H2ZM11 238H12V237H11ZM20 238H21V237H20ZM34 238L36 239L35 242H34ZM77 238H79V242L76 240ZM84 238H85L86 240H85ZM135 238H136V239H135ZM149 238H150V239H154V240H151L150 244H149V241H150ZM204 238H205V239H204ZM234 238H233V239H234ZM250 238H251V237H250ZM263 238H264V237H263ZM263 238H262V239H263ZM22 239H20V240H21L20 243H18V241H17V242H12V239H10V241H11L10 243H11V244L8 243V245L6 244V246H5V248H6V247H7V248L9 247V250H11V253H13V256L16 255L15 257H17V255L20 256L21 254H22V256H20V257H24L23 252L26 250V247H25V246H27V245H25V244L23 243V244H24V247H23V244H21V242H23ZM6 240H5V241H2L3 245L6 243ZM74 240H76L77 245H78V243H79V245H78L77 247H75V245H74V243H75ZM122 240H123V241H122ZM145 240H146V241L148 240V241L146 242ZM239 240H240V241H239ZM249 240H250V239H249ZM257 240H258V238H257ZM14 241H15V239H14ZM64 241H66V239H65ZM64 241H63L62 243H64ZM71 241H74V243L71 242ZM167 241H164L163 243H165V242H167ZM233 241H231V243H234V244H233L234 246H232L231 243H226V244H228L229 246L231 245L233 248L230 247V249L232 248L233 250H228V249H229V246H228V249H227V248H226L227 245H226V244H225V245H221V243H220V245H221L222 248H219V247H220L219 243H217V246H219V247H216V251H218V249H219V250H220V249H221V250H224V252H225V250H227V256L230 255V254H233V255H234V256L232 255L233 257H232L231 255L229 256V257H231L232 259H231V258H230V259H227L228 257H227L226 255L223 256L224 258H220V259H219V257L217 258L218 254H217L216 257H215V254H214L213 252H210V254H212V253H213V254H212V255H209V256H213V255H214L215 259L217 258V259H219L220 261L225 260V257H227V258H226L227 260L224 261L223 264H237L239 261H238L237 259H235L234 257L237 258V255H238V254H234V252L238 251V250H239L238 248H239L240 246H242L243 244H241L240 246H237V245H235V242H233ZM247 241H248V240H247ZM251 241H252V240H251ZM251 241H248V242H250V243H254V242H256V240H254V242H253V241L251 242ZM4 242H5V243H4ZM7 242H8V241H7ZM52 242H53V241H52ZM54 242H55V241H54ZM67 242H66V243H67ZM132 242H133V243H132ZM186 242L189 243V245H187ZM205 242H206V243H207V242L209 243L208 246H206L207 244L204 245ZM263 242H264V240H263ZM263 242L260 241V243H263ZM16 243H17L18 245H17ZM66 243H65V244H66ZM113 243H115V246H114ZM116 243H117L118 246H116ZM145 243H146V244H145ZM152 243H154L153 245H155V246L157 245V246H158V250H157V248L154 246L153 250H150L149 252H148V250H147V252H146L145 249H149V246H146V245H150V246H151ZM156 243H157V244H156ZM171 243H172V245H171ZM246 243H247V242H246ZM256 243H257V242H256ZM258 243H259V242H258ZM20 244H21V245H20ZM50 244H51V245H50ZM80 244H81L82 246H80ZM123 244H124V243H123ZM159 244H160L161 246H159ZM183 244H185V245H183ZM190 244H191V245H190ZM247 244H248V243H247ZM153 245H152V246H153ZM169 245H171V247H170ZM209 245H210V246H209ZM248 245H250V244H248ZM248 245L245 244V245H243L242 248L244 249L245 246H246V248H247ZM252 245H253V247H254V246L256 247V246H259L260 244H259V245H258V244H257V245L252 244ZM261 245H262V244H261ZM120 246H122V247H120ZM152 246H151V247H152ZM214 246H213V247H214ZM225 246H226V247H225ZM250 246H251V245H250ZM250 246H249V248H250ZM22 247L25 248V250H23ZM27 247H28V246H27ZM88 247H86V248L88 249ZM125 247H126V251H124V252H125V253H124V252L122 251V249L124 250ZM144 247H146V248L144 249ZM188 247H189V248H188ZM205 247H206L207 249H208V247H209V249H208L209 252H208V250H206L208 253L205 252L207 255H206L205 253H204V255H203V252H202V251L205 249ZM215 247H214V248H215ZM236 247H237V249H234V248H236ZM253 247H251V249H252L251 251H253L254 253L257 254V252H262V250L259 251V250H256V248H254V250H253ZM261 247H262V246H261ZM28 248H29V247H28ZM28 248H27V249H28ZM121 248H122V249H121ZM141 248H142V249H141ZM168 248H169V249H168ZM187 248H188V249H187ZM190 248H192V249H194V250L192 251ZM223 248H225V249H223ZM240 248H241V247H240ZM150 249H151V248H150ZM186 249H187V250H186ZM189 249H190V250H189ZM139 250H140L141 252H139ZM143 250H145V251H143ZM180 250H181V253L183 252L182 254L179 253ZM185 250H186V251H185ZM188 250H189V251H188ZM234 250H235V251H234ZM247 250H248V248H247ZM255 250H256L257 252H256ZM70 251H71V252H70ZM78 251H79V250H78ZM80 251L78 252V254L81 253ZM121 251L123 252V254L120 253ZM142 251H143V253L145 252V253L148 254V255L146 256L145 253H144V255H145L144 257H139V256H143ZM164 251H163V249H162V252H164ZM176 251H178V252H176ZM190 251H191V252H190ZM194 251H195V252H194ZM204 251H205V250H204ZM233 251H234V252H233ZM240 251L242 252V254H243V252H244V253H249V252H250L249 250H248V251H246V250H244V251H243V250H240ZM245 251H246V252H245ZM9 252H10V251H9ZM42 252H43V251H42ZM49 252H51V251H49ZM49 252L44 253V255H42V259H41V261H43V260L46 261L47 259H49L50 256L53 257V255H51V253H49ZM97 252H98V253H97ZM171 252H172V251H171ZM220 252L222 253V251H220ZM228 252H229L230 254H228ZM232 252H233V253H232ZM241 252H240V254H241ZM253 252H252V253H253ZM24 253H25V252H24ZM75 253H76V252H75ZM82 253H81V254H82ZM93 253H95V254H93ZM139 253H140L141 255H139ZM149 253H150V254H149ZM166 253H165L164 255H166ZM176 253H179V254L176 255ZM188 253H189V256H188ZM191 253H192V254H191ZM194 253H195V255H194ZM217 253H218V252H217ZM252 253H250V254H248V255H250V256H251V255L254 256L255 254H252ZM262 253H263V252H262ZM262 253H261V254L258 253L257 255H259V254H260V255H264V254H262ZM52 254H54V253H52ZM81 254H80V255H81ZM90 254H91V255H90ZM135 254H136V255H135ZM199 254H198V255H199ZM224 254H225V253H224ZM94 255H95V256H94ZM96 255H97V256H96ZM138 255H139V256H138ZM149 255H150V259L147 258ZM164 255H162V256H164ZM173 255H174V256H173ZM178 255H179V256H178ZM182 255H183V256H182ZM235 255H236V256H235ZM243 255H244V254H243ZM243 255H242V256H243ZM246 255H247V254H246ZM248 255H247V256L244 255L245 257H244L243 259H246V257H249ZM260 255H259V256H260ZM19 256H18V257H19ZM48 256H49V257H48ZM136 256H137V257H136ZM155 256H157V258H156L157 260L155 259ZM168 256L166 255V257H168ZM209 256H208V257H209ZM18 257H17V258H18ZM51 257H50V258H51ZM62 257H60V258H62ZM64 257H63V258H64ZM145 257H146V258H145ZM159 257H161V255H159ZM184 257H185V258H184ZM198 257H199V256H198ZM203 257H202V258H203ZM206 257H204V258H205V260L207 261V259H209V258H206ZM254 257H255V256H254ZM254 257H252V258H254ZM260 257H262V256H260ZM163 258H164V257H162V258H160V259L162 260ZM170 258H169V261H170ZM174 258H173V259H174ZM180 258H179V259H180ZM188 258H187L186 260L189 261V264H198V260H197V259H196L197 263H196V261H194V260H193L194 262H191V263H190L191 259L189 258L190 260H188ZM204 258H203V259H204ZM233 258H234V259H233ZM252 258H249V260L252 259ZM256 258H258V256H256ZM256 258H254V260L252 259L253 262H252V260L249 261V260L247 259V260H248V264H249L250 262L253 263V264H256V263L258 264V263L261 262V261H263L262 263L264 264V260H263L264 258H262V260H261V258H260L259 261H258V259H256ZM147 259H148V260H147ZM153 259L156 260V261L151 262ZM167 259H168V258H167ZM167 259H166V260H167ZM175 259H176V258H175ZM198 259L201 261V257H199ZM211 259H213V258L211 257V258H210V261H211ZM215 259H213V260H215ZM221 259H222V260H221ZM240 259H241V257H240ZM240 259H239V260H240ZM243 259H242V260H243ZM33 260H36V259L34 258V259H32V261H33ZM51 260L53 261L52 258H51ZM73 260H74V261H73ZM75 260H77V261H75ZM166 260H165V258H164L163 263H164ZM171 260H172V259H171ZM180 260H181V259H180ZM182 260H181V261H182ZM205 260H204V261H205ZM213 260H212V261H213ZM236 260H237V261H236ZM32 261H30V259H29L28 264H33V262H34V263L36 262V261H33V262H32ZM37 261H38V264L41 262L40 260H37ZM39 261H40V262H39ZM44 261H43V262H44ZM62 261H63V262H62ZM84 261H86V262L84 263ZM89 261H90V262H89ZM159 261H160V260H159ZM175 261L178 262V263L180 262L179 260H175ZM175 261L172 260L173 263H172V262H171V263H172V264H176ZM183 261H182V262H183ZM202 261H203V260H202ZM206 261H205V262H199V263H203V264H204V263H206ZM208 261H209V260H208ZM208 261H207V262H208ZM235 261H236V262H235ZM244 261H246V260H244ZM244 261H242V262H244ZM256 261H257V262H256ZM31 262H32V263H31ZM43 262H42V263H43ZM46 262H47V263H46ZM46 262H44V263H45V264H50V263H51V261H49V260L46 261ZM48 262H50V263H48ZM66 262H67V263H66ZM160 262H161V261H160ZM167 262H168V261H167ZM214 262H215V261H214ZM216 262H218V264L220 263L219 261H216ZM242 262H241V263H242ZM246 262H247V261H246ZM254 262H255V263H254ZM9 263L11 264V262H9ZM9 263H8V264H9ZM12 263H13V262H12ZM42 263H40V264H42ZM52 263L54 264V262H52ZM157 263H158V261H157ZM163 263H162V264H163ZM165 263H166V262H165ZM210 263L212 264L213 262H209L208 264H210ZM251 263H250V264H251ZM5 264H6V263H5ZM13 264H15V263H13ZM36 264H37V262H36ZM158 264H161V263H158ZM166 264H167V263H166ZM179 264H182V263H179ZM186 264H188V263H186ZM206 264H207V263H206ZM214 264H216V263H214ZM220 264H221V263H220ZM239 264H240V262H239ZM245 264H247V263H245ZM259 264H261V263H259Z\"/></svg>","mask_w":264,"mask_h":264},{"label":"bare ground","instance_id":"obj_2","mask_svg":"<svg viewBox=\"0 0 264 264\" xmlns=\"http://www.w3.org/2000/svg\"><path fill=\"white\" fill-rule=\"evenodd\" d=\"M2 1H4V0H1L0 3H1ZM7 1H8V0H7ZM11 1H12V3H15L13 0H11ZM17 1H18V0H17ZM34 1H35V0H34ZM34 1H33V3H34ZM37 1H39V3H38ZM37 1H36L37 3L35 2L36 4H33V6L39 4V5L37 6L38 8H36V6H35L36 9H34L33 6H31L32 4H31V5L28 4V5H30V6H29V7H30L29 9H31V8L34 9V10L32 11V13H34L35 10L38 11L37 13H39V15L37 16V18L39 19V21H41L40 24L42 23V20H44V19L46 20V18L49 17V18H47V20H48V22H49V19H51L50 22H49V23H51L50 26L52 27V22H53V24H55V25L58 26V29H56V27H52V28H54V29L56 30L55 32L60 31L61 29H62L61 31H65V32H62V33H63L62 35H63V38L66 36L65 38L68 39V40L65 42V41H64L65 39H63V38L60 36V34H61L60 32H59V36L62 38L63 41L60 40L61 38H60L59 36H58V37H59L60 39H58V38H57V39H58L59 42H60V41H61L62 43L65 42V43H67L69 46H71V47L69 48V46H64V44H62L65 48L67 47L68 49H70V51H72V50L74 51L75 48L73 49V47H76V48H77V46H76L75 44H78V43H79V44H78L79 48H80V44L82 45V40H83V39H81L80 36L78 37V34H79V35L81 34V33H80V32H81V29L83 30L84 28L87 27L86 25H85V26H86V27H85L83 24H85L86 22H88V24H89V21H88L87 19H86L87 21L84 20L85 22H82L83 19L87 18V16H88V18H90V15L92 16L93 14H95L96 17L93 16V17L95 18V19H94L95 21L92 20L93 17H92V19L90 20V24H91V22H92V23L94 22L93 24L95 25V24H96V23H95V22H96V18H97V16L100 15V12H101V10H102V9L100 10L99 8H103V7H104L103 4H105V2H104L103 0H101V1H103L102 4H101V1L99 2V0H98V2H99L100 4H98V6H95V7H97V8L95 9L94 13H93V14H90V13H92V11L89 13V11H88L89 9H88V10L86 9V11H87L88 13L85 14V15H87V16L84 18V17L82 16V14L84 15V13H82L81 15H80V12H79V14H77V13L69 14V11H70V13H72V12L74 11V9H75V6H74V5H76L78 2H80V0H79V1H78V0H75V1H77V3H76V2H73V0H72V1H71V0H63V1H68V3H69V1H70V2H73L72 5L74 6V8H72V6L70 5L71 3H69V5H68V4L65 2V4L63 3V4H64L63 6H65V5L67 4L68 6H71L70 8H72V10H71L70 8H67V9H66L67 6H65V8H64L63 11L60 9V7H59L58 4H55V3H54L56 6H55V5H52V2H56V3H57L58 0H50V1H48L49 3L46 2L47 0H46V1L44 0V2H43V0H42V1H41V0H37ZM51 1H52V2H51ZM59 1H60V0H59ZM59 1H58V2H59ZM82 1H83V0H82ZM82 1H81V2H82ZM86 1H87V0H85V1H83V2H85V3L87 4ZM106 1H109L108 4H110V2L113 3L112 1H116V3H114L115 5L118 4V3H117L118 0H112V1H111V0H106ZM123 1H124L125 3H127V4L125 5V3L123 2V4H124V5H123V4L121 3V0H120L119 3H121L120 5H122V7H121V9H120L121 11H120V13H118V11H119L118 9H119V7H120V5L118 4L117 6H119V7L116 6V8H117L116 10H118V11L116 12L115 9L113 10V12L115 11V12L117 13V14H115L114 16H111L113 12H111L112 10H110L109 8H110V7H111V8H115V5L113 4L114 7H112V6H110L111 4L108 5L107 2H106L107 5H106L105 8H107V9L109 10L108 13L110 12L111 14L109 15V18H108V17H104L105 15H104V16L101 15V17L99 16L101 22L98 21V23H101L102 25H101V24H98V23H97L98 25H97V24H96V25H97V26H100V25H101L100 27L103 28L104 25L106 26V24H108L109 22L112 23L110 17H112V18L114 17V21H113V23H114L115 26H116V24H118V22H117V23L115 22V21H116V20H115V19H116L115 16H116V17H119L118 20H121V21H122V25L119 23L120 26H121V28L124 26V27H126V29L128 28V30L131 29V30H134V31H135L136 28H133V27H134V25L136 26V23H137V27L140 26L139 28H141V26H142L141 24H142V23H144V22L149 23V22H147V21L145 20V19L148 20V16H147L146 13L148 12V9H149V8H148V9L146 8V10L144 9L145 11L142 10V11L140 12V9H143L144 7H143V8H140L141 6H137L139 2L136 1L137 3H132V1L135 2L134 0H131V1L123 0ZM127 1L132 3L131 6L134 4V6L136 5L138 8H140V9H138V8L135 6V7H136V10H138L139 12L137 11V12L135 13V10H134L135 8H133V6L131 7L130 5H128V2H127ZM139 1H140V0H139ZM147 1H148V0H146L145 2L147 3ZM165 1H166V3H168V2H169V3H172V4H173V3H176V2H174V1H176V0H174V1L172 0L173 2H172L171 0H150V1H148V2H150V3L152 2V4H154V5L157 4L156 6H158V5H160V3H162V5L165 4V3H164ZM167 1H168V2H167ZM170 1H171V2H170ZM4 2H6V0H5ZM8 2L10 3V0H9ZM28 2H29V3H30V2L32 3V0H31V1H30V0H27V2L25 1L24 3H28ZM40 2H41L42 5L40 4ZM42 2L44 3V5L46 4L45 6H48V8H50V11H49V12L47 11L48 8L45 9V11H44V8H46V7L43 5ZM50 2H51V4H50ZM83 2H82V3H83ZM90 2H91V3H92V2L95 3L96 1H95V0H92V1H91V0H90ZM90 2H89V5H91ZM143 2H144V1H142V3H141V1H140V4H139V5H143ZM9 3H8V6H9ZM12 3H11V4H12ZM17 3L19 4V2H17ZM47 3H48V4H47ZM61 3H62V2H61ZM61 3L59 2L60 6H62ZM75 3H76V4H75ZM82 3H80V4H82ZM94 3H92V5H94ZM150 3L148 4L149 6L151 5ZM155 3H156V4H155ZM169 3H168V5H169ZM259 3H260V5H262V6L264 5V4H263V1H261V2H259ZM261 3H262V4H261ZM4 4H5V3H3L2 5L5 7V6L7 5V3H6L5 5H4ZM18 4H16V5H18ZM20 4H21V3H20ZM86 4H84V5H86ZM95 4L97 5V2H96ZM2 5H1V6H2ZM23 5H25V6H24V9L26 10V8H25V7H26V4H23ZM23 5H20V6H23ZM40 5H41V8H39ZM49 5H50V7H49ZM57 5H58V6H57ZM78 5H79V3H78ZM78 5H76V8H77V9H78V7L80 6V5H79V6H78ZM82 5H83V4H82ZM84 5H83V6H84ZM92 5H91V7H92ZM100 5H102V6H100ZM144 5H146V4H144ZM144 5H143V6H144ZM148 5H146V6H148ZM166 5H167V4H166ZM8 6H7V7H8ZM13 6H15V5H13ZM20 6L18 5V6H16V7H17V8H18V7L21 8ZM87 6H88V4H87ZM87 6H86V7H87ZM99 6H100V7H99ZM107 6H110V7H107ZM123 6H124V9H125V10L122 11ZM149 6H148V7H149ZM152 6H153V5H152ZM152 6H151V7H152ZM156 6H155V7H156ZM160 6H161V5H160ZM160 6L156 7V8H157L156 11L159 9ZM173 6H174V5H173ZM262 6H261V7H262ZM4 7H3V8H4ZM43 7H44V8H43ZM52 7H54V8L56 7L55 10H52ZM86 7H85V8H86ZM91 7L88 6L87 8H91ZM95 7H92V8H95ZM98 7H99V8H98ZM151 7H150V8H151ZM161 7H162V6H161ZM161 7H160V8H161ZM261 7H260V8H261ZM17 8H16V9H17ZM22 8H23V7H22ZM54 8H53V9H54ZM57 8H59V9H57ZM61 8H62V7H61ZM105 8H104V9H105ZM152 8H153V7H152ZM166 8H167V7H166ZM166 8H165V12H166ZM262 8H264V7H262ZM24 9H23V12L25 11ZM39 9H41V11H40ZM62 9H63V8H62ZM65 9H66L68 12H67ZM69 9H70V10H69ZM81 9H82L81 12H83L84 9H83L82 6H81ZM161 9H162V8H161ZM27 10H28V7H27ZM31 10H32V9H31ZM60 10L63 12L64 15H63V14L61 15L62 12H59ZM78 10L80 11V7H79ZM78 10L75 9V11H78ZM152 10H153V9H152ZM29 11H30V10H29ZM39 11H40V12H43V11H44L45 14H46V11H47L49 14H46L47 17L45 16V18H44V16L42 15V14H44V13H41V14H40ZM64 11H66L67 14H66ZM75 11H74V12H75ZM103 11H104V10H103ZM105 11L107 12V10H105ZM105 11H104V12H105ZM143 11L146 12V13H144ZM149 11H150V10H149ZM156 11H153L154 14H152L153 12H151V14L155 16V15H156V14H155ZM160 11H161V10H160ZM211 11H212V10H211ZM263 11H264V10L262 9V13L264 14ZM84 12H85V11H84ZM142 12H143L144 14L140 15V13H142ZM161 12H162V11H161ZM163 12H164V11H163ZM27 13H28V11H27ZM27 13H26V11H25L24 14L26 15ZM32 13H28V14H32ZM102 13H103V12H102ZM102 13H101V14H102ZM108 13H103V14H106V16H107ZM130 13H131L132 15H130ZM133 13H134V14H133ZM137 13H139V14H137ZM158 13L160 14V12H158ZM158 13H157V15H158L159 17L156 15V16H157V19L160 18L161 16H162V17H163V16H166V15H163V13H162V15L160 14V15H161V16H160ZM28 14H27V15H28ZM35 14H36V13H35ZM35 14H34V15H35ZM74 14H75V17H76L77 15L79 16V18H82V17H83V18L81 19V22H82V23L79 22V20L77 21L76 19H72V18H75V17L73 16ZM135 14H137V16H135ZM151 14H150V15H151ZM165 14H167V13H165ZM169 14H170V13H169ZM32 15H33V14H32ZM32 15H31V16H32ZM40 15H42V16H40ZM65 15H67V16H65ZM118 15H119V16H118ZM138 15H139V16H138ZM144 15H146L147 17H146V16L144 17ZM251 15H252V14H251ZM28 16H29V18H32L30 15H28ZM35 16H36V15H35ZM35 16H33V18H35L34 20L36 21L37 18H36ZM39 16L42 17V18H44V19L41 20V18H39ZM78 16H77V18H78ZM80 16H82V17H80ZM141 16H143V18H142ZM254 16H255V15H253V18H254ZM71 17H72V18H71ZM137 17H138V18H137ZM139 17H141V19H140ZM149 17L152 18V16H149ZM162 17H161V18H162ZM166 17H170V15H169V16H166ZM255 17H256V16H255ZM257 17H258V16H257ZM19 18H20V17H19ZM27 18H28V17H27ZM79 18H78V19H79ZM107 18H108V19H107ZM144 18H145V19H144ZM150 18H149V20H151ZM154 18H155V17H154ZM154 18H153V21H154ZM161 18H160V19H161ZM232 18H233V17H232ZM232 18L229 19L228 23H230V21H233L234 18H233V19H232ZM246 18H248V17H246ZM249 18H251V16H249ZM249 18H248L249 22H248V20H246V22L249 23V24H251ZM253 18H252V23L255 22V20H253ZM97 19H98V18H97ZM109 19H110V21H109ZM155 19H156V18H155ZM162 19H165V17H163ZM162 19H161V20H162ZM167 19H169V20L172 19V20H170V22H172V21L174 20L173 17H172V18H167ZM254 19H255V18H254ZM256 19H257V18H256ZM258 19H259V17H258ZM30 20H31V19H30ZM32 20H33V19H32ZM75 20H76V22H77V24H78V27H77V24H75V23H76ZM98 20H99V19H98ZM142 20H143L144 22H143ZM161 20H158V21H160V23H163V22H165L166 24L169 23V22H166V21H163V20H162V22H161ZM234 20H235V19H234ZM35 21H33V23H34ZM37 21H38V20H37ZM37 21H36V22H37ZM39 21H38V22H39ZM51 21H52V22H51ZM71 21H72V22L74 21L73 24L76 25L77 28H80V31H79V29L77 30V28L74 27V25H72V28H71V29L74 30V29L76 28L77 31H74V32L71 31V32H70V28H69V26L71 27V24H72ZM107 21H109V22L107 23ZM121 21H119V22H121ZM138 21H141V23L139 22V23H140V24H139ZM155 21H156V20H155ZM167 21H168V20H167ZM239 21H240V20H239ZM258 21H259V20H258ZM258 21L256 20L257 24H258ZM38 22H37V23H38ZM45 22H47V21H45ZM78 22H79V23H78ZM150 22H151V21H150ZM233 22H234V23H237V19H236V22H235V21H233ZM241 22H243V20H242ZM244 22H245V20H244ZM256 22H255V23H256ZM37 23H34V24H35L34 26L37 27V28H35V32H36L37 29H40V28L43 27V26H42L43 24L39 25V23H38V24H37ZM113 23H112V25H113ZM228 23H227V24H228ZM231 23H232V22H231ZM36 24L39 25V26H37ZM45 24H47V23H45ZM79 24H80V25H79ZM81 24H82V25H81ZM93 24H92V25H93ZM119 24H118V25H119ZM138 24H139V26H138ZM144 24H145V23H144ZM144 24H143V25H144ZM156 24H158V23H152V24H150V25H151V27H152V25H156ZM166 24H161L160 26H159V24H158V25H157V28H155L156 26H155V27H152V28H155V30L158 29V27L164 29V25H165V27L167 26ZM172 24H173V23H172ZM172 24H169V25L172 26ZM227 24H226V25H227ZM243 24H244V25H243ZM243 24H242V25L245 26V23H243ZM249 24H246V26H248ZM257 24H256V25H257ZM48 25H49V24H48ZM48 25H45V27H46V26L48 27ZM112 25H111V27H112ZM118 25H117V27L119 28V30H121V28H120ZM147 25H149V24H147ZM147 25H146V26H147ZM169 25H168V28H170ZM238 25H239V24H237V26H238ZM240 25H241V24H240ZM240 25H239V26H240ZM252 25H255V24H252ZM252 25H251V27H252ZM41 26H42V27H41ZM53 26H54V25H53ZM81 26H83L84 28H83V27L81 28ZM102 26H103V27H102ZM107 26H108V25H107ZM109 26H110V24H109ZM109 26H108V27H109ZM115 26L112 27V28H114V30H115V29L117 30V28H115ZM132 26H133V27H132ZM161 26H162V27H161ZM200 26H201V27H200ZM230 26H231V25H230ZM234 26H235V25H234ZM237 26H236V27H237ZM243 26H240V28L242 29ZM249 26H250V25H249ZM39 27H40V28H39ZM45 27H43V28L45 29V31H46V29H47V33H48V35H49V38L51 37V39H49V38L46 39V36H48L47 33H45L46 35L44 34L45 38H44V36H43L42 39H46L47 41H49V40L51 41V40H52L51 42L49 41L50 43L54 42V41L56 40V39H55V40L52 39V35L54 34V33H52V32H54V29L50 28L51 31H50V29H49V31H48V28H47V27L45 28ZM59 27H60V28H59ZM73 27H74V28H73ZM108 27H104L105 29H103V30L100 29V32H98V33L100 34V33L103 32L104 30L106 31V30H108L109 28L111 29V27H109V28H108ZM124 27H123V29L121 30V34H122L123 31H125V33L127 32V30H124V29H125ZM129 27H130V29H129ZM131 27H132V28H131ZM149 27H150V26H149ZM151 27H150V28H151ZM199 27H200V29H199ZM199 27H198V33L200 34L201 31H203V29H201V28H202V27L205 28V26L199 25ZM251 27H250V28H251ZM32 28H34V27L32 26ZM88 28H89V27H87L86 29L88 30ZM106 28H108V29H106ZM146 28H148V27H146ZM146 28L143 27V28H141V29H142L143 31H145ZM160 28H159V29H160ZM166 28H167V27H166ZM166 28H165V29H166ZM206 28H207V27H206ZM231 28L234 29L233 26H232ZM243 28H244V27H243ZM253 28H254V27H253ZM253 28H251V29L253 30ZM30 29H31V28H30ZM59 29H60V30H59ZM110 29H109V31H110ZM141 29H138V28H137V30H139V31L136 30L135 32L131 31V32L128 33V34L126 33L129 37H127V35H125V37H126L127 39H128V38H132V37H134L135 39L138 38L139 41H137V40H136V41H137V42H141V44H142V42H143V37L145 36V34H142L143 32L141 33V31H142ZM144 29H145V30H144ZM159 29H158V30H159ZM162 29H160V30H162ZM235 29H236V28H235ZM235 29H234V30H235ZM241 29H240L241 32H240V33L238 32L239 35H246V34L248 35L249 32H250L249 35H251V32H252L251 30H249V32H248V31L246 30V28H244V29L247 31V32L245 33V32H242ZM248 29H249V27H248ZM254 29H255V28H254ZM31 30H32V32H34V29H31ZM41 30H42L43 32H42ZM41 30H39V32H42V33H41V35H42V34L44 33V30H43V29H41ZM68 30H69V31H68ZM84 30H85V29H84ZM112 30H113V29H112ZM119 30H118V31H119ZM147 30L150 31L149 29H147ZM153 30H154V29H153ZM155 30H154V31H155ZM199 30H200V31H199ZM204 30L206 31V29H204ZM238 30H239V29H238ZM148 31H146V32H148ZM151 31H152V30H151ZM156 31H157V30H156ZM255 31H256V29L253 30V32H255ZM37 32H38V31H37ZM37 32H36V34H37ZM50 32H51V33H50ZM84 32H86V30H85ZM84 32H83V34H84ZM107 32H108V31H107ZM107 32H105V34H104V32H103L104 35H103L102 33H101L100 35H99L98 33H97V34H98L99 37H102V35H103V36H106L108 33L110 34V32H108V33H107ZM113 32H114V31H113ZM128 32H129V31H128ZM132 32H133V33H137L138 36H139V34H141L142 40H140L141 38H139L137 35H136L137 37L134 36V35H133V36H130V35L133 34ZM146 32H144V33H146ZM236 32H237V29H236ZM257 32H258V31H256V35H257ZM259 32H260V31H259ZM111 33H112V31H111ZM125 33H124V34H125ZM149 33H151V32H149ZM198 33H197V34H198ZM202 33H203V32H202ZM39 34H40V33H39ZM50 34H51V35H50ZM64 34H65V35H64ZM83 34H81V37H82V38H83V37L86 38V37H85L86 34H84V36H82ZM109 34H108V35H109ZM113 34H114V33H113ZM119 34H120V33H119ZM121 34H120V36H121ZM146 34H148V33H146ZM151 34H152V33H151ZM153 34H154V33H153ZM199 34H198V35H199ZM258 34H259V33H258ZM260 34H261V33H260ZM41 35H39V36H41ZM74 35H76V36H74ZM108 35L106 36V38L104 37L106 41H109V40H110L109 42H107V45L104 43V41L102 42L103 37H102V39H98V38L96 39V37H98V36L95 35L96 37H95V40H93V41H96V40L99 41V40H101V41H99V43L96 41L97 43H95V46H94V48H96V52H98V53H96V56H98V54L102 52V54H100L101 56H99V57L102 58V57H104V56L106 55V53H105L104 51L109 50L108 52H110V55H109V53H108L109 56H108V55H107V56L110 57V58L115 57L117 61L119 60L118 62H119L120 65H118V67H117V65H114V66H113V64L111 63V62H112V61H111L112 59H110V62H108V61H109V58L107 59L108 61H107L106 59H104V61L106 60V61L108 62V63H106V62L104 63V62H103L104 64H101V63H102V60H101V63L99 62L100 59H101V58H100V59H97V58H99V57L95 58V61H96V60H99L98 62H95V63L93 62L94 60L92 61V59H93L94 57H93L92 59L89 58V61L92 62L93 66H94V64L96 65V63H97V64L100 63L101 65H99V66H100V68H102L101 66H103L102 70L104 69V70H103L104 73H105V70H106V72L108 71V68H111L109 71H113V72H114V70H116L115 73L118 72V70H120V69H121L120 67H122V66H123L124 68H127V69H128V65L131 63V61H130L131 59H128V64L126 65V55H127V56L129 55V51H130V50H134V49L137 48V50H136L137 53H138V54H143V52H142L143 50H140V51L142 52V53H140V52H138V49H139L140 46H143V45L145 44V42H144L142 45H140L139 43H136V42H135L136 45L139 46V47H137V46L135 45L134 41H133V42H132V43H134L133 46H136V47L131 48L132 43L130 44V42H131L132 40H134V38H132L131 41L129 40V41H130L129 43H126L125 41H127V39H125V41H124L125 43L123 42L124 44H122V43L119 42L121 37L118 36L117 32H116V35L119 37V41L117 40L118 42L115 40V39H118V38H115V39L113 38V39L115 40V41H114L113 39L111 40V38H110ZM111 35H112V34H110V36H111ZM116 35H115V36H116ZM122 35H123V34H122ZM142 35H144V36H142ZM200 35L202 36V34H200ZM239 35H238V36H239ZM247 35L245 36V38L247 37ZM253 35H255V34L253 33ZM256 35H255V37H256ZM187 36H188V35H187ZM207 36H208V34H207ZM238 36L236 35V38H237ZM251 36H252V35H251ZM258 36H260V35H258ZM258 36H257V37H258ZM41 37H42V36H41ZM53 37H54V35H53ZM77 37H78V38H77ZM87 37H88V35H87ZM107 37H108L109 39H108ZM111 37H112V36H111ZM122 37H123V36H122ZM146 37H148V41H149L150 34H149V35H146ZM189 37H190V36H189ZM199 37H200V36H199ZM203 37H205V35H203ZM241 37L243 38L242 41L244 40V43H246L247 40L252 39V38H250L249 36H248L249 38H246L247 40H246L243 36H240V38H241ZM253 37H254V36H253ZM257 37L255 38V41H257L256 39L261 40L262 35L260 36L261 38H257ZM55 38H56V33H55ZM76 38H77V40H75ZM88 38H90V39H88V40L91 41L92 36H90V37H88ZM184 38H185V37H184ZM201 38H202V37H201ZM205 38H206V37H205ZM240 38H238V39H239L238 41H241ZM24 39H25V37H24ZM69 39H72V41L75 40L74 42L79 41L80 39H81V40H80L78 43H77V42H76V43H73L72 41H69ZM92 39H94V37H93ZM121 39L124 40L123 38H121ZM144 39H147V38L144 37ZM190 39H192V38L190 37ZM202 39H204V38H202ZM84 40H85V39H84ZM84 40H83V42H84ZM88 40H87V38H86V40H85V41H87L86 44H88V43L90 42V41H88ZM122 40H121V41H122ZM200 40H201V39H200ZM204 40H205V39H204ZM25 41H26V40H25ZM25 41L22 40V44H23ZM58 41H56L55 44H58V46H59L60 44L58 43ZM68 41H69L72 45H70V43H68ZM93 41H91V42H93ZM106 41H105V42H106ZM145 41H147V40H145ZM148 41H147V42H148ZM150 41H152V40H151V37H150ZM150 41H149V42H150ZM183 41H185V40L183 39ZM186 41L188 42L187 37H186ZM250 41H251V40H249V43H250ZM262 41H263V38H262ZM127 42H128V41H127ZM149 42H148V43H149ZM172 42H174V40H173ZM172 42H171V43H172ZM190 42H192V40H190ZM190 42H188V44H187V43H183V44H187V45L189 46V43H190ZM194 42H195V41H193L192 44L190 43V45L193 46V47L189 46V50H190L191 48L194 49V46H195V49H198V48H196V44L193 45ZM26 43H27V42H26ZM103 43H104V44H103ZM195 43H196V42H195ZM199 43H200V42H199ZM252 43H254V42H253V39H252ZM252 43H251V44H252ZM255 43H256V42H255ZM255 43H254V45H255ZM55 44L53 43L52 47H53ZM73 44H74V46H73ZM86 44H84L83 46H87L88 52H89V53H90V52L93 53V52L95 51V49L92 48L93 45L91 44L92 46H90V44H89V45H86ZM93 44H94V42H93ZM257 44H259V41L257 42ZM261 44H262V42H261ZM23 45H24V44H23ZM65 45H66V44H65ZM172 45L174 46L175 43L171 44V46H172ZM249 45H250V44H249ZM249 45H248V46H249ZM35 46H37V45H35ZM83 46H82V47H83ZM88 46H90V48H91L90 51H89L90 48H88ZM188 46H187V48H188ZM250 46H252V45H250ZM24 47L26 48L27 46H24ZM56 47H57V45H56ZM60 47H61V45H60ZM60 47H57V48L53 47V49H56V50L59 49V50H57V54H58V52H59V55H60V52H62V51L64 50V48H62V50H60V49H61ZM185 47H186V45H185L183 48H185ZM190 47H191V48H190ZM197 47H198V45H197ZM254 47H256V45H255ZM28 48H29V47H27V49H28ZM34 48H35V47H34ZM34 48H33V49H34ZM71 48H72V49H71ZM140 48H142V47H140ZM187 48H186V49H187ZM23 49H24V48H23ZM35 49H36V53H37V50H38L39 48H35ZM35 49H34V52H33V50H32V52H33L34 54H36V53H35ZM68 49H66V50H68ZM81 49H82V48H81ZM84 49H85V48H84ZM87 49H86V50H82V53H83V51H84V53H85V51L87 52ZM93 49H94V51H93ZM105 49H106V50H105ZM175 49H176V48H175ZM186 49H185V51H186ZM192 49H191V50H192ZM56 50L54 51L55 53H56ZM66 50H64V51L66 52L65 54L67 55V54L69 53V51L67 52ZM189 50H187L186 52H188ZM191 50H190V52L194 53V52L191 51ZM223 50H224V49H223ZM223 50H222V52H224ZM262 50H264V49L261 48V52H262ZM25 51H26V49H25ZM40 51H41V48L39 49V52H38L37 54H39ZM42 51H43V50H42ZM42 51H41L40 54H43ZM80 51H81V50H80ZM182 51H183V50H182ZM225 51H226V50H225ZM227 51L229 52L228 48H227ZM27 52H28V50H27ZM29 52H30V49H29ZM32 52H31V54H29V55L32 56ZM43 52H44V51H43ZM76 52H77V49H76L74 52H70V53L72 54V53H76ZM133 52H134V57H135V55L138 57V55L135 54V51H133ZM186 52H183L182 54L185 55ZM190 52H189V54H190ZM212 52H213V51H212ZM212 52H211V55L213 56ZM218 52H219V50H218ZM218 52L215 51L214 53H217V54H218ZM222 52H221V53H222ZM263 52H264V51H263ZM25 53H26V52H25ZM44 53H45V52H44ZM55 53H54V54H55ZM63 53H64V52H62V54H61L60 57H59V56H55V55H56V54H55V55H54L55 57H53V58H55V60H57L58 58L60 59V58H63V57H64L65 60L63 59V61H65V62H64V63H61V64H62L63 66H66V65L69 66V63L67 64V61H68V60L71 61L72 59H76V58L73 57L72 59H67V58H71L72 55L69 54L70 56L67 57V58H65L66 55L63 56ZM79 53H80V52H78V54H79ZM82 53H80V54H82ZM84 53H83V54H84ZM103 53H104V56H103ZM123 53H127V54L124 56ZM131 53H132V52H131ZM192 53H191V56L193 55ZM195 53H197V52L195 51ZM34 54H33V56H35V57H33V56L31 57V58H33V60L36 58V55H37V54H36V55H34ZM40 54H39V55H40ZM78 54L76 53V55H77V60H79V58H80V56H79ZM87 54H88V53H87ZM94 54H95V53H94ZM94 54H91V56H93ZM122 54H123V55H122ZM186 54H188V53H186ZM189 54H188V56H187L188 59H189ZM217 54H216V55H217ZM219 54H220V53H219ZM222 54L224 55L225 52L222 53ZM222 54H220V55L223 57ZM229 54H230V52H229ZM229 54H228V55H229ZM29 55H28V54L26 55L27 58H29L30 60H32V59L30 58ZM39 55H38V56H39ZM43 55H44V54H43ZM143 55H144V54H143ZM184 55H183V56H184ZM214 55H215V54H214ZM216 55H215V56H216ZM228 55H227V58L229 59ZM38 56H37V57H38ZM74 56H75V54H74ZM78 56H79V58H78ZM81 56H83V55H81ZM84 56L91 57V56H88V55H84ZM111 56H112V57H111ZM121 56H124V57H122V58L120 59ZM132 56H133V54H132ZM132 56L130 55V56H128V57L131 58ZM191 56H190V57H191ZM195 56H196V55H195ZM195 56H194V57H195ZM221 56H220V57H221ZM224 56H225V57H224V59H225V58H226V55H224ZM231 56H234V55L232 54ZM235 56H236V55H235ZM256 56H257V55H256ZM256 56H255V58L253 57V60H254V59H258V58H256ZM45 57H47L46 54L43 56V58H42V55H40L39 58L35 59V61L38 60V63H37V64H40L39 62L42 61V60L40 61V59L42 58L43 60H44V59L46 60ZM57 57H58V58H57ZM75 57H76V56H75ZM87 57H84V59H86ZM105 57H106V56H105ZM105 57H104V58H105ZM128 57H127V58H128ZM134 57H132V61H136V57H135V58H134ZM140 57H142V56L140 55V56L138 57V60L140 59ZM162 57L165 58V53L163 54ZM162 57L158 58V61H159L160 63L164 60V59H162ZM56 58H57V59H56ZM106 58H107V57H106ZM133 58H134V59H133ZM184 58H185V56H184ZM215 58H216V57H215ZM215 58H214V59H215ZM217 58H219V55L217 56ZM233 58H234V57H233ZM233 58H232V60H233ZM237 58H238V57H237ZM237 58H236V59H237ZM66 59H67V61H66ZM82 59H83V58H82ZM84 59H83V60H84ZM102 59H103V58H102ZM123 59H125V60H123ZM160 59H161V61H160ZM192 59H194V58H191V60H192ZM219 59H220V58H219ZM234 59H235V58H234ZM236 59H235V61H236ZM33 60H32V61H33ZM45 60H44V62H45ZM48 60H49V59H47L46 62H47ZM61 60H62V59H61ZM61 60H60V62H63V61H61ZM77 60H76V62H77ZM87 60H88V59H87ZM116 60H113V61H114V64H116V63H115ZM138 60H137V62H139ZM156 60H157V58H156ZM170 60H171V59H170ZM216 60H218V59H216ZM221 60H223V59L221 58L220 60H218L219 64H221V63H220ZM251 60H252V59H251ZM251 60H250L249 62H252V65H253V63H255V62H253V61H251ZM35 61H33L34 63L32 64V66H34ZM57 61H58V60H57ZM70 61H68V62H70ZM72 61L74 62L75 60H72ZM89 61H88V64H90ZM121 61H124L125 65H124V63H122ZM164 61L167 62V61H168V58L166 57V60H164ZM164 61H163L162 63H164ZM189 61H190V60H189ZM226 61H228V60H225L224 62H226ZM233 61H234V60H233ZM235 61H234L233 63H231L230 60H229V62L231 63V66L234 64V66L237 67V64H239V63H238V62L236 63ZM257 61H258V60H257ZM44 62H42L40 65L44 64L43 67H44V69H46V73L44 72V70H42L43 68L41 69V67H40L39 65H38V67L36 66V64H35V66H34V67H36L37 69L39 68V69H38L39 71H40V69H41V71H43V72L40 71V73H39L40 75H42L41 77H40L39 74H38L39 76H38V75H35V74H37L38 70L31 66L36 72H35L33 69H32V72H31V71H30V70H31V67H29L30 69L28 68L27 71H29V72H27V75H25V74H26V73H25L22 77H20L21 79L23 78L24 80L28 81V85H26V84L24 83V81H23V83H22V82L18 83L19 81H22L23 79H22V80H17L18 82L16 81V84H17V85H16V88H17L18 85H20V86L22 87L23 84H24V86H25V88H24V86H23V88H24L25 90H23V88L21 89V88L18 86L19 91H20V90H23V91L26 92V91H28V90H31V92L33 91L34 93H36V94H38V95L40 94V92H43V93H41L40 95L42 96L41 99H44V100H45L46 97L48 98V95H49L48 93H50L49 91H51V90L53 89V92L56 91V92H57V95L59 94L58 96H59L60 98H63V96L61 95V93H58V92L61 91V89H64V87H63V86L65 85L64 83H67V82L69 83V80H70L69 86H71V87L66 88V85H65V90H66V92H63L64 90L61 91V92H62V93H65V95H64V96H66L65 99H67L66 101H68V98H70V93L72 92L71 90H73V92L76 91V90H79V91H80V90H81L80 86H81V87L83 88L82 90H84V92L77 93V91H76V93H77L79 96H77V95H74V96H77V97H73V96H71V99H72V97H73L74 99L76 98V100H75L76 102H75V103H78V105H79V104L81 105V104H83V103H82L83 101H84V104H85V99H87V102L89 101V100H88L89 97H87V96H90V98L93 97L91 100L94 99V96H91V94H89V93H93V91H91V90H93L92 88H94L95 85H96V86H95V89H96V87H97L98 85L100 86L101 83L103 82V81H102L103 78H101V79H98V78H100V76H103L104 73L99 74V72H98V70H99L98 66H97V65L94 66V68L96 67L97 69H93V70H94L95 72H98V73H96V75H97V74L100 75L99 77H97L98 75L96 76V75L94 74L93 70H92V71L89 70V69L93 68L92 65H90V67H89V69H88L89 71L87 70V72H88V73L93 72V74L91 73V76L93 77V75H95L96 80L98 79V81H100V82L102 81V82H101L100 84H98V81H96V80L94 79V77H93V79L96 81V82H95L96 84L94 83V85H92L93 83H91V81L94 82V80H93V79L91 80L92 77H91V76H88V74L86 75V73H85V76H87L86 78L89 79V80L87 81L88 85H86V84H87L86 82H85L84 84L82 83V85H81V82H84V80H85V78H84L85 76H83V79H84L83 81H82V79L80 78V77H81V74H82V73H81V74H80V77H78V78L81 79V80L79 79L81 82H80V81H77V84H80V85L78 86V85H76V82H74V81H75V78H77V77H76L75 75H72V74H73L72 72L69 74V76H70V75H71V76H75V77L73 78L74 81H72V78L69 79V77L67 78V76H66V75H68V72L72 71L73 69L70 68L71 70H70V71H69V70H66V73H65V71H64V70H65L64 67H63L64 70H62L61 64L58 63V64L60 65V67H61V68L59 67L60 70L64 71V72H62V73H63V75H62L63 78L66 76L67 79H66V78H65V79H66V80L69 79V80H68L67 82H65V80H64V82H63V86H62V83H59V84H61L62 88H61V86H60L58 83H56V84L59 85L58 87H60L61 89L58 88L59 91H57L58 89H57V90H54V89L56 88V85H53V86H54L53 88L51 87V85L54 84V83H52V82H53V81L55 82V80H57V79L54 78V79L51 81V80H48V78H49L50 76H53V75L55 76L60 70L57 71V70L55 69V68L58 69V65H57L56 61H55L56 64L54 63V65H55L54 68H53V66H52L51 69H49L48 67L45 68V66H47L48 64L46 65V63H44ZM58 62H59V61H58ZM73 62H71V64H73ZM78 62H81V58H80V60H79ZM78 62H77V63H78ZM82 62H83L82 64H85L86 60H84V61H82ZM218 62H216V63H218ZM222 62H223V61H222ZM224 62H223V63H224ZM65 63H66V65H64ZM110 63H111V64H110ZM121 63H122V66H121ZM132 63L134 64L135 62H132ZM132 63L130 64V66H131V65H132V66L135 65L134 67H132V66H131V67H132V69L135 68L134 71L136 70V71L138 72V73H137V72L135 71V72H136V75H135V74H134V71L131 70V67H130V70H131L130 73L132 74V72H133L134 80L131 81L132 85H131V83H129L128 86L131 85L130 88H131L133 91H132V90H128V91H127V90H126V89H127V83L125 84L126 81L124 82V81H122V79H120V78L118 77L120 74L123 75V72L125 71V69H124L122 72L119 71V72L117 73V76H116L117 79L115 78L116 82H117V81L119 82V83L117 82V83L119 84V88L121 87V86H120V82H121V83L124 82V83H122V84H123L122 86H125V85H126L125 87H122V88H123V91H121L122 89H118V86H115L117 83L114 82V78H113V82H114L113 85L116 83V84L114 85V88L112 87V86H113V85H112V82L108 81L109 79H111L112 75H114L113 72H110V75L112 74L111 77L108 75L109 72H108L107 74L105 73L104 80H105L106 77L109 78L108 80H107V79L105 80V83H107V81L109 82L108 84L111 83L110 85H111V88L113 89V90L111 89V91H112V92H116L115 90H117L116 94L120 95V97H117L118 95H115V94L112 93V97L115 96L114 98H116V97H117L118 99L120 98V99L118 100L119 105H122V103H123L122 106H119V107H121V111L125 112V108L128 109V108H130V107H133V108H136V107H139V108H140V107H142V108H144L145 105H146V103H147V100H148L149 104L151 103V105L153 106V108H152V106L150 107V106H148V104H147V108H150L149 111L151 112V109H153V112L157 111V112H155L156 114H155V113H152V115H151V113L148 111L149 114H150V115H148V112H146L147 110H145V113H144V112L142 113V116H143L142 118H141L140 116L137 115V118H138V119H139V117L141 118L140 120H137V118H134V120L136 121V123H135V121H132L133 118H131L132 120L130 119V122H129V119L125 122V124L127 125L126 127H128V126L131 125V127L133 126V127H132L133 129H132V130H134V128H136L135 130H137V136L134 135V134H136V132H134L135 130L132 131L131 129L126 128L125 125L121 123V121H119V123H118V120H116V118L114 117V116L117 117V116L119 115L118 113H120V110H119L120 108H118L117 105H116V107H115V104H114V103L117 102V99H114V100H113L112 97H111V95L108 96V94H111V93H109V92H110L109 89L106 90V89L109 87V85H107V84L105 85V83H103V85H104L105 87L108 86L107 88H104V86H103V88H104L105 90H102V87L100 86L101 90H100L99 87H98V89H96L97 92H95L94 94H92V95H96L97 98H96V97H95V98H96L97 100L93 101L94 103L91 101L93 104L88 103V104H90V108H88L89 105H88L87 103L85 104L87 108H86V107H81L82 105H81V106L79 105V106L82 108V113L86 111L85 109H89V110L86 111V112L91 111V110H92V109H91V105H92V108H93V109L95 108V107H93V105L96 106L95 111H96V109H97V111H99V110H98V108H99L98 106H100L99 109L101 110V108H102L101 106H104L102 103H103L104 100L106 99V97H105L106 94L103 96V98H105V99H102L103 102L100 101V103H99V100H101V98H102L101 95H103L102 93H104V91H105V93H107L106 96L108 97V99L111 97L110 99H112V100L114 101V102H112V101L109 99V100L112 102V103L109 102V103L112 104L111 107L114 106V108H112L110 111H113V109H114L113 112H115L114 114L111 113V114H110V117H111V115H113V117H114V119L116 120V122H112V121H114L113 118H111V120H112L111 122H112V123H117V125H115V124H113V125L110 124L111 122L109 121V118H110L109 116H108V119H107L108 121L106 120V118H107L106 116H107L108 114H107V110H105V108H103V109L106 111V114H102V117H100V115H101V111H100V113L98 112V113L100 114V115H99V119H100V118H102V119L99 120V119L96 118L97 120L95 119V121H93L94 119L91 120V118H94V117H96V116L98 117V114L95 113L94 110H92V111H94V112H89V113H87L88 115H86V113H85V118L87 119V121H86V119L83 118V116H82V114H81V112H80V109H81V108H80V109L78 108L79 110L75 108V109L78 110V111H75L74 109H71V111H75V112H73V113L71 112V113L73 114V116H74V118H73L74 121H76V120H75V119H76V118H75L76 116H77V118L81 119V118L78 116V115H79V112H80V115H81V117L84 119L85 122L88 123V120H89V121L91 120L92 123H93V122L95 123V122L97 121L95 124L93 123V124H94L93 127H94V128L96 127L97 130L100 131V135H99V133H98V131H97V133H98L99 136H98V135L96 136V134L94 133V132L96 131V129H93V130H95V131H93V130H90V129L88 128V127L92 126V125H89V124L91 123V121H90V123H88V125H87L88 127H87V126H86L87 123L85 124L84 121L79 120L80 122L75 123L73 120H71L72 123L74 122V123H75L76 125H78V126H79V124H80V126H81L82 129H81L80 127H77V129H76L75 126H74L75 124H73V126H71V124H70L71 127L75 128L74 130H73V128H71V127H69L70 129H68L67 127H64V128H63V127H62V128L58 127V130H57L56 124H57L58 122L55 121V124L53 123V121H54V119H55L56 117L54 116L55 118L53 119V116H51V114H53L54 112L52 113V112H51L52 109H49V108H48V107H50L51 105L49 106V105H47V104H48V103H53L52 100H54L55 104L53 103L54 105H53V104H52V105H53V106L56 105L55 107H57V105L61 104V102H64L65 99H64V100H63V99H59L58 101H57V100L55 101V98H54V95H55V94L53 95L52 92H51L52 94L50 93V95H51V97H52L53 99H49V100L46 99L45 103L48 101V103H46V104H44L43 100H42L41 103H39V101H41V100L39 99L40 95L38 96V95H36V94H34V93L32 92V95L34 94L35 97L38 96L37 99H38L39 101L37 102V99L33 101L34 96H31V95H28V94H27L28 97H29V96L32 97V99H31V102H32V103H31V102H29L30 99H29L25 94H24L25 96L23 95V93H24L23 91H20V93L22 92L21 94L19 93L21 97H19V98L17 97V92H19V91H17V90H18V88H17L16 91H15V93H12V94L14 95L15 99L18 98V99L16 100V102H15L16 104H15V103H12V104H15V106L12 105V104H11V105L9 104V103L15 101V100H13L14 97H13L12 94L9 93V96H8V93H7L6 97H7V96H8V97L12 96V98H13L12 101H11V97H10V98H7V99H10V100H8V101H9V102H8L7 99L4 97L5 95L2 94V92L0 93V95H3V96H1L2 98L0 97V105L3 106V105H5V104H2V103H3V102L6 103V108H5L4 111H6V112H5L6 115L8 114V115H7L8 117H6L5 113H4L5 117L3 116V113H2V115H0L1 117H2V116L4 117V119H3V117H2V118L0 117V118L2 119V120L0 119V120H1V121H0V132H1V134H0V140H1V141H0V146H1V147H0V159H1V161H0V163H2V164H0V165H1V166H0V175H2V176H0V186H1V185H4L3 183H5V182L2 183V181H1V177H3L4 174L6 175V172H7L6 170L10 169V170L12 171V175H11L10 172H7V175H6V176H9V177L12 176V178H8L7 180L11 179L10 181L13 182L14 184H13V183L8 184L7 181H6L5 185H8V186H10V187H12V188H9V189H8V188H6V186H3V190H4V189H5L4 191L7 190V191H6L7 193H6V192H5V193L8 194L7 196H8L9 199H10V198L12 199V200H9V199H8L10 202H12L13 200H15V197H16L17 200L19 199L18 201H21V205H23L22 202L24 203V207H25V209H24L23 211L27 210V212H29V216H28V215L26 214V212H25L24 215H25L26 218H25V220H23V219H24V216H22V217H23V219H22L21 216H19V215L17 216L18 213H17V214H15V213L12 214L13 211H11V212H10V215L8 214V217H9L10 220H11V218L13 217V215H14V216H15V215L17 216V217H16V216L13 217V219L11 220V222H12L13 224H14V218H16V220H18V222L22 221V222L25 223V221H26V223H28L27 220L29 221V220L31 219V216L34 217L33 215H30V211H28L27 206H25V202H26L25 200H30V199H28V197L30 196V192H31L30 189H32V191H35L36 189H38V191L41 192L40 194H42V193H46V194H47V193H50L49 195H51V194L53 193V191H52V193H51V189H50V188H52V186H54V185H55V186H58V187H59V185H61L59 182H55V183H56V184H55L54 181H58V178H57L58 174H59V173H62V172H61L62 170H65V169H63V168H64L65 166L67 167V164H68V167H69V163H70V162H69V163H66V164L64 163V165H65L64 167H62L63 165H62V166H59V165H57V164L59 163L60 160H62V161H60V165H61V164L64 162V159H66V161H67L68 159L73 160L72 158L65 157L64 159H62L59 155H57V156H58L57 158L60 157V158H59L60 160H55V159H54V160H55V164H56V166H59L58 169H57L56 171L54 170L55 168H57V167L55 166V164H54V163L52 164V163L48 162V164H49V163L52 164L51 167L54 165V166H53L54 168L52 167L53 169L50 168V170L55 171V172H53L54 174H55V173H58V171H59V173H58L57 175L55 174V175H56L55 177H56L57 179H55L54 174L51 173L52 171H50V170H49L50 172L48 171L47 165H46V166L43 165V166H45L46 168L43 167V166H40L39 168L36 167L37 169H40V168H41V170H39L40 172L37 171V173H39L40 175L42 174V172H41L42 169H44V172H43V173H45L46 175L42 174V178H41V176H40L39 174L37 175L36 172H34V173H35L38 177L35 176L34 173L31 174V173L34 171V169H35L34 167L36 166V164H37V162H38V161H37V160H38V159H37L38 157H37V158H35V157H36L38 154H39V155L42 154L41 151H38V149L40 150V149L42 148V146H43V148L45 147L44 145H41V143H42L41 140H43V139L45 138L46 135L49 136V134H52V133H53V134H52L53 137H54V135L60 137V135H62V134H60V132H59L58 134L56 133V132H58L60 129L62 130V133H64V131H65L66 128H67L69 131L66 130V132H68L69 135H70V134L73 135V137L70 135L72 138H71V137H70V138L68 137L69 140H70V139L73 140V141H71V143L69 142L70 145H71L72 147H73V145H74V146H76V147L79 149V148H80L79 145H80V146H83L85 143H86V145H89L90 143H92V145H93L95 148H97V146H98L99 149H98V148L96 149L97 152H99V154L101 153V154H102V155L100 154L101 157L103 156V157L106 159V161L109 160V159H111V161L114 163V162H115V161H114L115 159H113V158H115V157L117 156L116 153L118 152L119 154L121 153V159H120V161L116 160V163H117V161L120 162V163L123 161V162H125V164H126V162L128 163L129 160L131 159L132 155H133V158H134V159L132 158V160H134V161L131 162L130 164L133 165V163H135L136 160L140 161V163H142V161H143V163L146 162V165H149L150 168H151V170L149 169L148 166H147V167H148V168H147L146 165H145V169H148L149 173H150V171H151L150 174L153 175L155 178L157 177L158 180H159V179H162V178H167V177H169V176H167V175H170V178H172V179H169V178H168V179L170 180V182H168L169 184L167 183V181L165 182V180H164V182L168 184V186H167V184H165V187H166V186H167V187H166V188L164 187V188H165L164 191H160V192H159V190H158V191H157V190H154V189H153L154 187H153V188H152V187H151V188L149 187L148 190H147V192H150V191H152L151 189H153V190H154V191H153L154 193H155V191H157L156 193H158V194H157L158 196L154 197V196L156 195V193H155V195L153 196V195H152V194H154L153 192H152L151 195H150V194H149V195H146V196H149V197L151 196V198H153V200H154L155 202H160V201H161V202H164V201L166 200V201L164 202V204L167 202L165 205L168 204V205H170V207L172 206V204H173L174 202H175V203H178V202L180 203V202H181L182 204H179V203H178V205H181V207H183V206H184V205H183L184 202L187 204V202H188L187 199H189L190 196H192V198L189 199L190 201H191V199H192L193 201H195V200L199 197V196H197V198L194 200V198L196 197V195H197L198 192L194 195V197H193V194H192V195H188V193H187V192L185 193V191H183L182 189H181V191H183L184 193H180V191L178 192L177 190H180V189H178V187L175 185V184H177V183H174V182H176V181H177V182H181V181H178V180L182 179V180L185 182V183H184V184H185V187H186V185H188V186L186 187V189H187L188 187L190 188V186H192V187H194V188H197L196 186H197L198 182H200L201 179H203V177H201V176H202V175H203V176H206V175L208 174V173H207V174L204 173V174H206V175L203 174V171H204V170H206V169H207V171L209 170V168H207V167H209V166H207V164H208V163H211V165H212V162H213V161H212V162H207V161H206L207 163H205V162H204L205 160L202 159V158L206 155V154H204V153H208V150L211 149V147H212V150H213V148L216 149V150H215V149L213 150L214 152H215V151L218 152V153L216 154V153H214V152L212 151V152L214 153V154H213V153L211 152V150H210V153L207 155V156H209L208 158H210L212 155L215 156V154H216L215 158H213V159H214V162H213V165H212L211 168H213V169H215V170H216L217 168H219V169H220L219 172H220L221 170H224V168H223L222 166H221L222 169L218 166L219 164L222 165L221 163H219L218 160H219V159H222V158H223L222 160H224L225 158H224V157H221V156H225V157H226V154H227V153L229 154V155L227 154V157H231V155H230L231 151H230V150H232V153H233V150H234L233 147H234V146H233V144H232V143H233L232 141H234V140H233V138H231V137L229 136V134H230V133L232 134L233 132H235V130H236L237 127H238L237 123H239V122H238V121H237L236 123H234V122H235V120H236L237 118H239V116H241V115H239V114L243 111V110L241 109L242 111H241V112H238V111H237L238 108H240V107L243 108V107H244L243 102L246 104V102H245L246 100L242 101L241 98H240V95L242 96V94H239V98H240V100L242 101V104L240 103L241 101H239V103H240V105H243V106H240L239 103L236 104L237 102L235 103L236 98H237V97H236L234 100L232 99V100L234 101L233 103H235V104L231 107V111H230V109L228 108L229 106H231V105L233 104L232 102H230L231 99L228 98V99H229L228 101L226 100L227 98H225L226 101H224L223 99L221 100V101H224L223 103H225L223 106H225L226 103L228 104L227 109L230 111L229 114H228V111H226L227 109L224 110L225 112L222 111V113L224 112V116L227 117V118H226V122H224V121H225V117H223V114H221V111L218 109L219 106H220V107H219L220 109H223V107H221V106H222V105H221L222 102H221V101H218L219 103H220V102H221V103H220L218 106L215 105V107H214L213 105H214V102H215V101L212 102V100H211V101L209 102V104L207 103V105H210V103L212 102L211 106H213L214 108H216V106H217V108H216V110H212L213 113H210V112H211V111H210V110H211V107H210V108H207V109H209L210 112L206 111V110H207V109H206V103H204V104H205V107H203V106H204L203 102H204L205 100H204V97H202V96H204V95L201 94V95H202V96H201L202 98H199V99H198V100H200V99L204 100L203 102H202V100H201V102H202L201 104H202L203 106H202L201 104H199L198 102H196V101H198L197 99H195V101H193V100H194L193 98H192L193 100H191V99L189 100V99H188L189 97H187L188 94H189V92H187V93H188V94H187V93H185V90L188 91L189 89L191 90L192 88H193V90H191V91H197V90H195L193 86H192V88L189 87V88H187V89H184V88H183V87H184V86H183V84H184V81H183V80H180V79H179V81H180L181 83H183V84H182L183 87H182V86H179V87H180V91H181V93L178 92L179 89H178V91H176V92L174 91V93L171 92V89H170V90H169V91H170L169 93H171L170 95H168L169 93H168V94L166 93V92L168 91L167 89H169V88H166V89H165L166 82H167L166 80H169V81H170V78L167 77V74L164 73V71H166V72H168V74H170V72L168 71V70L171 68L170 64H166V63H165V65L160 64V67H158L159 64H158V62H157V65H156L157 67H155V68H157V69L161 68L162 66H165V67H164L165 69H166V68H167V69L169 68L168 70H167V69H166V70L164 69L163 72H161V69H163V67L160 69V72L163 73V74H162L163 77H165L164 75H166V77H167V79H166V77L164 78L165 81H166V82H165L164 80H162L163 77H162V75L158 72L159 70L153 68V69L157 70V73H158V75L155 76V75H156V74H155L156 71H155V70H150L151 67H150V68H147V69L149 70V71L147 72L148 74H150L152 71H153V72L155 71L154 75H152V76L150 75V77H149V76H147L148 74L145 72V73L147 74V75H145V73H144V71H143V68L146 69L145 67H143V68H142V67H139V69L137 70L136 67H138L139 63H135L134 65H133ZM167 63H168V62H167ZM216 63H215V64H216ZM223 63H222V65H220L221 67H222L223 65H225V68H226V69H227L228 67H231L230 65L228 66V62H226V63H227V67H226V63H224V64H223ZM235 63H236V64H235ZM74 64H75V62H74ZM79 64L82 66L81 63H79ZM79 64H76V66H75L76 68H75V69H77V68L79 69V67H77V65L79 66ZM105 64H108V65H105ZM117 64H118V63H117ZM154 64H156V62H155ZM110 65H111L112 67H108V66H110ZM167 65H169L170 67H166ZM252 65H251V67H252ZM0 66H1V65H0ZM56 66H57V67H56ZM68 66H67V67H68ZM71 66H72V65H71ZM71 66H69V67H71ZM73 66H74V65H73ZM81 66H80V67H81ZM87 66H89V65H86L85 67L87 68ZM119 66H120V67H119ZM125 66H127V67H125ZM154 66H155V65H154ZM154 66H153V67H154ZM217 66H218V64H217ZM234 66H232V68H233ZM239 66H242V64L239 65ZM254 66H255V65H254ZM67 67H66V69L69 68V67H68V68H67ZM85 67H84V65H83V67H81V71H80V72L86 71V70H83V71H82L83 68L86 69ZM104 67H106L107 69L104 68ZM114 67H115V68L117 67V69H115ZM221 67H220V68H221ZM113 68H114V70H113ZM140 68H141V69H140ZM215 68H216V67H215ZM217 68H218V67H217ZM223 68H224V67H223ZM225 68H224V69H225ZM234 68H235V67H234ZM237 68H239V67H237ZM253 68H254V70H255V67H253ZM253 68H250V69H252L251 72H249L250 70L248 71L249 73H251L250 75L247 73V74H244L243 76L246 75V77H247V76L249 75V78H250V76H251L252 73H253ZM2 69H3V70H0V72H2L3 74L6 73L7 71L9 72V70H8L7 67H6V69H5L4 66H3ZM4 69H5V70H4ZM48 69H49V71H50V70H53V69H55V70L50 71V72H51V73H50V72H48ZM75 69H74V70H75ZM122 69H123V68H122ZM122 69H121V70H122ZM127 69H126V71H125L126 73H127ZM221 69H222V68H221ZM224 69L221 70V71H224ZM229 69H230V68H228L227 72L229 71ZM242 69H243V66H242ZM96 70H97V71H96ZM130 70H129V71H130ZM141 70L143 71V73H142ZM216 70H217V69H216ZM235 70H237V69H235ZM3 71H4V72H3ZM54 71H55V72L57 71V72L55 73ZM67 71H68V72H67ZM76 71L78 72L79 70H76ZM99 71H100V70H99ZM140 71H141V72H140ZM230 71H232V70L230 69ZM237 71H239V69H238ZM237 71L234 72V73H236V74L238 75V73H239L240 71H239V72H237ZM255 71H256V70H255ZM8 72H7V75H10V74L12 73V72H11V73H10V72L8 73ZM30 72H31L32 74L34 73V75H32V74H29V75H28V73H30ZM52 72L55 73V74H52ZM73 72H75V71H73ZM77 72H75V73L77 74ZM139 72L141 73L140 78L142 77V74H143L142 80L139 78V75H140ZM153 72H152L151 74H153ZM242 72H244V69H243ZM242 72H241V73H242ZM42 73L49 74L50 76L47 75L48 78H47V77L45 78L46 75H44V77H43V74H42ZM62 73H61V74H62ZM64 73H65L66 75H65ZM119 73H120V74H119ZM126 73H124V74H126ZM128 73H129V72H128ZM216 73H219V74L222 73V75L220 74V80H221V78H222V79H224L223 81H225L226 83H228V80H230L231 78H232V79H234V78H238V80L241 81V80H242L241 77H243V76H242L243 73H242V74L240 73L239 76L233 77V76H234V73L232 72V75H233V76H230L231 78L228 77V79H227V81H226V80H225V79H226V74H225V72H220V71H219V72H216ZM3 74H2V75H3ZM51 74H52V75H51ZM118 74H119V75H118ZM138 74H139V75H138ZM224 74H225V77L223 78V75H224ZM229 74H231V73L229 72ZM229 74H227V75L229 76ZM236 74H235V75H236ZM4 75H6V74H4ZM58 75H60V74H58ZM58 75H57V78H58ZM77 75H79V74H77ZM82 75H84V74H82ZM89 75H90V74H89ZM144 75H145L146 77H144ZM159 75H160V76H159ZM254 75H256V73H254ZM254 75H253V77H254ZM25 76H26V77H25ZM62 76H60V77H62ZM120 76H121V75H120ZM137 76H138V77H137ZM153 76H154V77H153ZM171 76H172V75H169V77H171ZM221 76H222V77H221ZM28 77H30V78L27 80ZM60 77H59V78H60ZM90 77H91V78H90ZM156 77H161L162 79H158V78H156ZM186 77H187V76H185V79H186ZM188 77L190 78V76H188ZM246 77H243V78H244L243 83L246 82L247 80L249 81V78L247 77V79H246ZM20 78H19V79H20ZM42 78H45L46 81H48V82L50 83V85H49L48 82H46V81L44 82V80H43ZM59 78H58V80H57L58 82H59ZM63 78H61V79H63ZM121 78H123V76H122ZM135 78H138V79H140L141 81H139V80L135 81ZM178 78H179V77H178ZM180 78H181V76H180ZM183 78H184V77H182L181 79H183ZM189 78H188L189 83H188L187 81H185V82H187L186 84H192V83H193V82L190 83ZM229 78H230V79H229ZM37 79H38V80H37ZM49 79H51V78H49ZM61 79H60V80H61ZM174 79H175V77H174ZM190 79H191V78H190ZM245 79H246V80H245ZM29 80H30L31 82H32V80H33V81L36 83V86H37L36 89H35V87H33V86H34V83H33V82H32L33 84H32V83H29V82H30ZM76 80H77V79H76ZM111 80H112V79H111ZM119 80H121V81H119ZM123 80H124V78H123ZM175 80L178 81L177 78H176ZM235 80H237V79H235ZM57 81H56V82H57ZM61 81H63V80H61ZM138 81H139V82H138ZM169 81H168V82H169ZM171 81L173 82V83H171V86H172V84L174 85V82L177 83L176 81H173V78H172ZM182 81H183V82H182ZM192 81H193V79H192ZM230 81H231V80H230ZM233 81H234V80H233ZM233 81H231V82H233ZM239 81H238V82H239ZM43 82H44L45 84L48 83V86H46V87H48V89H50L49 86L52 88L51 90L47 91V92H48V93H47L48 95L44 94V92L46 91V90L44 91V89H47V88L45 87V84H44ZM180 82H178L177 84L179 85ZM221 82H222V80L220 81V83H221ZM254 82H256V81H254ZM21 83H22V85H21ZM42 83H43V84H42ZM68 83H67V85H68ZM74 83H75V84H74ZM89 83H90V85H89ZM135 83H136V85L139 83L140 86L137 85L138 87H136L135 85H133V84H135ZM195 83H197V82H195ZM195 83H193V85H194L195 87L198 88L200 85L197 83L198 86H196ZM241 83H242V82H241ZM256 83H257V82H256ZM118 84H117V85H118ZM124 84H125V85H124ZM177 84H175V85L177 86ZM233 84H234V83H233ZM253 84H255V83H252V85H253ZM29 85H30V86H29ZM75 85H76V87L78 86L79 89L77 88V89L75 90L74 88H72V86H75ZM91 85H92V86H91ZM141 85H142L144 88H143ZM184 85H185V84H184ZM223 85H224V89H225V90L227 89L226 91H229V90H228L229 87H228V88H225V86L227 87L228 84L225 85L224 82H223ZM223 85H222V86H223ZM236 85H237V84H236ZM252 85H250L251 88L253 87ZM257 85H258V84H257ZM27 86H28V88L30 87L28 90H26V87H27ZM83 86H84V87L87 86V87L84 88ZM133 86H134V88H136V90H137V88H138L137 91H138V93H140V95L143 93V96L145 97L144 100L146 101V103H144L145 101H144V102L142 101V103H141V105H140L141 97H142V96H140L139 94H137V92H136L137 96H138V97L140 96V97L138 98V97L136 96V94H135V92H134V91H136V90L133 89ZM167 86H168V87L170 86L169 83H167ZM176 86L173 87V88H174V89L178 88V87H176ZM185 86H186V85H185ZM219 86H221V85L219 84ZM229 86H230V84H229ZM243 86H244V84H243ZM255 86H256V85H255ZM259 86H260V85H258V87H259ZM32 87H33L34 90H32ZM44 87H45V88H44ZM90 87H91V89H90ZM116 87H117V88H116ZM140 87H142V88L140 89ZM163 87H164V88H163ZM181 87H182V90H181ZM200 87H201V86H200ZM241 87H242V86H241ZM263 87H264V86H263ZM38 88H39V90L42 89V88H44V89H42L43 91H39ZM70 88H72V89H70ZM128 88H129V87H128ZM162 88H163V90H162ZM171 88H172V87H171ZM222 88H223V87H221V88L218 87L219 90L221 89V90L223 91L224 89H222ZM235 88L238 89V88H240V86H239V87H235ZM235 88H233V89L236 91L237 89H235ZM242 88H243V87H242ZM256 88H257V87H256ZM256 88H253V89H256ZM69 89H70V90H69ZM86 89L88 90V92H89V91H91V92H89V93L86 92ZM89 89H90V90H89ZM95 89H94V90H95ZM142 89H143V91H142ZM164 89L167 90V91L165 92ZM174 89H173V90H174ZM199 89L201 90V88H199ZM218 89H216V91H217ZM230 89H231V88H230ZM245 89H246V88L244 87V90H245ZM259 89H261V88H259ZM82 90H81V91H82ZM119 90H120V91H119ZM139 90H140V91H139ZM173 90H172V91H173ZM176 90H177V89H176ZM183 90H184V92H183ZM200 90H199V93H198V94L201 93ZM203 90H204V89H202V92H203ZM212 90H214V89H212ZM219 90H218V91H219ZM221 90H220L219 92H216V95H217V96H218V94H219L220 92H221L222 94H223V93L225 94V92H224V91L222 92ZM234 90H232V92H233ZM238 90H239V89H238ZM247 90H248V89H247ZM35 91H36V92H35ZM70 91H71V92H70ZM99 91H100V92L102 91V93H100V96L98 95V96L100 97V99H99V97L97 96V94L99 93ZM106 91H107V92H106ZM108 91H109V92H108ZM125 91L128 92L127 94H129L130 98H131V97H132V98L134 97L133 99H135V96H136L137 101L140 100V102L138 101L139 103L136 101V102L139 104V106H137V104H136L135 101H134V103H132L133 100H132V98H131L132 101L129 102V106H130V105H131V106L128 107V104H127V102H126V100H127L126 97H127L128 95L125 96V94H126ZM204 91H205V90H204ZM240 91H241V90H240ZM248 91H249V90H248ZM37 92H38V93H37ZM67 92H68V94H69L68 98H67V95H68V94H66ZM118 92H119V93H118ZM121 92H122V93H125V94H123V96H122ZM131 92H133V94H132ZM164 92H165V93H164ZM182 92L185 93L184 96L187 94V95H186V97H187L186 99H187L188 101L185 102V103H184V101H186V100H185V97H184V99L182 98V96H183V93H182ZM208 92H211V90H210V91L208 90ZM208 92L206 93V91H205L206 96H208V95L210 94V95H209V100H210V98L214 97V98H212V99H214V100L217 101V99H219V97H221V98H222V97H226V96L228 97V95H229V94H228V95H226V96H225V95L223 96V95L220 93L221 95L219 94L220 96H218V98H217L216 95H214L215 90H214L213 93H212V92H211V93H208ZM229 92L231 93V90H230ZM242 92H243V91H242ZM26 93L31 94L30 91H29V92H26ZM54 93H55V92H54ZM76 93H75V94H76ZM83 93H85V95H83V97L85 96V97H84L85 99L81 96ZM87 93H88L89 95L86 96ZM130 93H131V94H130ZM205 93H204V94H205ZM217 93H218V94H217ZM226 93H228V92H226ZM233 93H234V92H233ZM238 93H239V91H238ZM245 93H246V92H245ZM251 93H252V92H251ZM253 93H254V92H253ZM260 93H262V92L260 91ZM5 94H6V92H5ZM42 94H43V95H46V97L43 96ZM71 94H74V93H71ZM198 94L196 95L195 92H194L193 97H195V95L198 96ZM243 94H244V93H243ZM15 95H16V96H15ZM52 95H53V96H52ZM60 95H61V96H60ZM132 95H133V96H132ZM190 95H191V97H192V93H190L189 96H190ZM233 95H235V93H234ZM233 95L230 94V96H233ZM236 95H238V94H237V91H236ZM236 95H235V96H236ZM22 96H24V97H22ZM121 96L123 97V100H121V98H122ZM124 96H125V97H124ZM129 96H128V98H129ZM199 96H200V95H199ZM252 96H253V95H252ZM254 96H256V95H254ZM26 97H27L28 99H27ZM49 97H50V96H49ZM51 97H50V98H51ZM55 97H56V95H55ZM80 97H82V98L80 99ZM86 97H87V98H86ZM233 97H234V96H233ZM248 97H250V96H248ZM248 97L246 98L247 100H248ZM257 97H260V96H257ZM257 97H255L256 100L258 99ZM56 98H57V97H56ZM77 98H78V99H77ZM130 98H129V100H130ZM146 98H147V99H146ZM148 98H149V99H148ZM150 98H151V99H150ZM205 98H206V97H205ZM221 98H220V99H221ZM231 98H232V97H231ZM243 98H244V97H243ZM243 98H242V99H243ZM250 98H251V97H250ZM250 98H249V99H250ZM255 98H254V99H255ZM2 99H3V102H1ZM71 99H70V100H71ZM74 99H73L72 101H74ZM79 99L82 100V101H81V102H77V100H79ZM83 99H84V100H83ZM124 99H125V100H124ZM182 99H183L184 101H183ZM206 99H207V98H206ZM220 99H219V100H220ZM70 100L68 101L69 104H70L69 106H74V105H72V103H74V102L71 101V103H70ZM80 100H79V101H80ZM109 100H108V101H109ZM120 100H121V101H120ZM129 100H127V101H129ZM142 100H143V97H142ZM149 100H150L151 102H150ZM176 100H178V102H179V104H176V103H175L176 106H179V105H180V103H181L180 101L183 102V104L181 103V106H180L181 108L177 109L178 107L175 108L174 106H173V107L168 106V105H171V106L174 105V104H172V102H173V101L175 102ZM237 100H238V98H237ZM260 100H261V99H260ZM260 100L258 99L257 101L260 102ZM10 101H11V102H10ZM49 101H51V102H49ZM59 101H60V102H59ZM66 101H65V103H67ZM96 101L99 103V105L96 103ZM106 101H107V99H106ZM106 101H105V102H106ZM108 101H107V103H108ZM115 101H116V102H115ZM119 101H120L121 103H120ZM122 101H123V102H122ZM152 101H154V102H152ZM156 101H157V104H158L159 106H160L159 102H160V101H161V103L163 102V103H162V106H160V107H161V109H162L163 107L165 108V111L162 109L163 112H166V113L169 112V116L167 115L168 118H166V115H164L165 113H163V117L161 116V113H160V112H161L162 110L159 109V106H158L157 104H155ZM158 101H159V102H158ZM171 101H172V102H171ZM248 101L251 102V100H248ZM248 101H247V103H248L247 106L250 105ZM253 101H254V103H253ZM257 101L255 102V100L252 99V102H251V103H252V106L250 105L249 107H253L254 105H255L254 107H256V105H257V107L259 108V106H258L259 103H258ZM261 101H262V100H261ZM35 102H37V104H36ZM105 102H104V104H105L104 107H106V109H107V108L110 109V107H108L109 103L106 105ZM125 102H126V103H125ZM178 102H177V103H178ZM199 102H200V101H199ZM205 102H206V101H205ZM207 102H208V100H207ZM228 102H230V105H229ZM263 102H264V101H263ZM29 103H30V104H36V105L31 106ZM42 103L44 104V106H45V105L48 106L47 108H48L49 110H48V109H47V110H48V112H49V115H46V114H48V113L46 112V110H45V113H42V112H41V111H44V109H45L44 106H41V105H43ZM131 103H132V104H131ZM143 103H144V104H143ZM152 103H154V104L156 105V108H158V110H156V108H154L155 106H154V104H152ZM257 103H258V104H257ZM38 104H40L39 106H41V109L33 108V107H35V106L37 107ZM100 104H102V105H100ZM113 104H114V105H113ZM116 104H117V103H116ZM135 104H136V105H135ZM142 104L144 105V107L142 106ZM215 104H217V102H215ZM7 105H8L9 107L11 106L10 108H11L12 110H8L7 108H9V107H8ZM23 105H25V110H26L25 112H26V113H27L28 111H30V109H33L31 112H28V113H27V114H29V115H26V117L24 118L23 122H22V120H19V127L22 126L24 123H26V125H25V124H24V125H25V126L28 125V126H27L28 130L26 129L25 126H22L23 129H21V127H20V129H18L19 127L14 128V127L18 124V123H17L18 121H17V122H13V123H12V122L9 123L10 121H16L17 119H15V118H16L18 115H19V116H21V115L23 116V113H25V112H23V113L21 114L20 111H19V113H18V108H19L20 106H21V108H22ZM66 105H67V104H66ZM85 105H84V106H85ZM87 105H88V106H87ZM97 105H98V106H97ZM124 105H125V107H124ZM132 105H133V106H132ZM134 105H135V107H134ZM197 105H198L199 107H203V108H204V109L202 108V109H203L202 112L205 111L206 113H207V112L210 113V114H207L208 117L205 115L206 113H204V114H203V113L199 114V115H202V114H203V116L207 117V119H205L207 124L203 122L204 120H203V121L201 120L202 122L200 121V123H199L198 121L200 120V118H199L198 121H196V120L198 119V117H199L198 113L201 112L200 109H197ZM236 105H238V106H240V107L237 106V107H238V108H237ZM1 106H0V107H1ZM39 106H38V108H39ZM53 106H51V107H53ZM79 106H77V104H75V107H79ZM157 106H158V107H157ZM16 107H17V108H16ZM27 107H28V108H27ZM29 107H30V109H29ZM42 107H43V109H42ZM51 107H50V108H51ZM61 107H65V106H63V104H61ZM123 107H124V108H123ZM166 107H167V108H166ZM234 107H236L237 110H236V108H234ZM257 107H256V108H257ZM260 107H261V104H260ZM263 107H264V104L262 103V109H263ZM10 108H9V109H10ZM26 108H27V109H26ZM70 108H72V107H70ZM73 108H74V107H73ZM83 108H84V109H83ZM116 108H117V111H118V112L116 111ZM122 108H123V110H122ZM133 108H132V109H133ZM142 108H140V109H142ZM147 108H144V109H147ZM214 108H212V109H214ZM224 108H226V107H224ZM245 108H246V107H244L243 109H245ZM0 109H3V108L1 107ZM19 109H20V108H19ZM62 109H64V108H62ZM67 109H68V111H69V112H68V111H67V112L70 113L69 107H68ZM103 109H102V110H103ZM130 109H131V108H130ZM154 109H155V110H154ZM217 109H218V112H216ZM251 109H253V108H249V109H247V111H246V109H245V112L247 113L248 110H251ZM262 109H261V110H262ZM15 110H16V111H15ZM23 110H24V107L22 108V111H23ZM27 110H28V111H27ZM59 110H60V109H59ZM83 110H84V111H83ZM104 110L102 111V113H105ZM128 110H129V109H128ZM159 110H160V112H159ZM263 110H264V109H263ZM263 110H262V115H264ZM10 111H11V112H12V111H15V112L12 113L13 116L15 115L14 113H17V114H18V115L16 114L17 116H14V120H13V116L11 115ZM22 111H21V112H22ZM53 111H54V110H53ZM130 111H131V110H130ZM140 111L142 112L143 109L140 110ZM140 111H139V113H141ZM198 111H200V112H198ZM239 111H240V109H239ZM158 112H159V113H158ZM214 112H215V113H214ZM219 112H220V114L222 115L221 117H220V115H218ZM243 112H244V111H243ZM30 113H31L32 115H31ZM50 113H51V114H50ZM60 113H62V112L60 111ZM75 113H76L77 115H76ZM92 113H95L96 115L94 116V115H92ZM109 113H110V112H109ZM146 113H147V114H146ZM225 113H227V114L229 115V117H228V115H226ZM20 114H21V115H20ZM44 114L46 115V116H45L46 119H44ZM74 114H75V115H74ZM89 114H91L90 116H93V117H91V118L88 117ZM115 114H116V115H115ZM117 114H118V115H117ZM122 114H123L122 117L124 116V118H125V117L128 118V117H129V114H131V113H129L128 115H127V114L124 115V113H122ZM153 114H155V117H154ZM158 114H160V115H158ZM212 114H214V115H213V116H210V115H212ZM243 114H244V113H242V116H243ZM53 115H55V114H53ZM83 115H84V114H83ZM105 115H106V116H105ZM139 115H140V114H139ZM157 115H158V117L160 116V118L162 117V119H160V118L158 119V118H157ZM190 115H191V116H190ZM216 115H217L218 117H217ZM260 115H261V114H260ZM262 115L259 116L260 119H261ZM19 116H18L17 118H18V119H22V117H19ZM28 116H29V117H28ZM30 116H32V119H33V120L31 119ZM47 116L52 117L51 122H49L50 120H49V121L47 120ZM131 116L134 117V115H132V114H131ZM135 116H136V115H135ZM151 116H153L154 119H153ZM186 116H187V117L189 116V117H191V118L188 119ZM203 116H201V117H203ZM215 116H216V117H215ZM120 117H121V115H120ZM120 117H119V118H120ZM164 117L166 118V120L168 119L169 122H170V120L173 119L171 122L174 121V123H175L176 125H177V124H178V125L181 124L180 126L177 125L178 128H181V126H182V123H181V122H180V124H179V122H177V121H178V118H179V120H180V119H181V120H184V118L186 117V118H187V121H186V119H185L184 121L187 123V126L189 125V123H190V122L192 121V119H193L194 121H196V123L199 124V125H196V123H195L194 127L197 126V127L199 128V126H201L200 128H202V127L205 126V128H203V129H206V128L209 129V128H210V130H211V128H213L212 131L215 129V128L213 127V125H212V127H211V124H214V123H215V122H214V123H213V122L211 123V121H213V118H214V121H216V120H220L219 118H221V120L218 122V123H220V124H218L217 121H216V124L221 125V126H219V127H221V129H219V127H218V129L216 130V131H218V132H216V134H211L212 136L214 135L213 139H212V136H209L210 138H208V140H207V139H206L207 136L205 137L206 133H204V134L201 133V134H200V133H198V131L195 132V129H194L193 127H192L193 130L191 129V131H190V129H189L190 127L188 126V129H187V130L190 131V135H191V132H193V133H192V136H193V134H196V133H197V134H200V135L203 134V137H205V138L202 139L203 137L201 138V136H200V141H201V140L207 141V142H203V141H202L203 143H206L205 146H207L208 141H209V143H212V142H213V143L211 144L212 146L209 147V149L207 150V152H206V149H207L208 147H206V149H205V146H204V149H205V150H204L203 148L201 149V150H204V151H205L204 153H203V151L201 152V153H203L204 156L200 157L202 154L199 153V154H201V155L199 156V154L196 153V155H198V156L202 159V162H203V163L201 162L200 159H197L196 157H193V158H196L197 160L200 161V162L197 161L198 163H200V164H197V165H199V167L195 166V167H197V168H195V170H194V165H192V163L190 164V161H189V164L187 163L188 165H191V166L193 167V168H192V167L190 166L191 168H190V167H187V168L189 169V171H191V170L193 169V170H192L193 173H194V172L196 173V174H192V175H196V176H194L193 178L196 177V179H197L198 181H197L196 179H193L192 177H190V175H191L190 173H191V172L189 173L190 175H188V173H186V172L184 171L185 169L183 168V167H185V166L187 165V164H186V161L188 162V159H189V158H188V157H189V152H188V151H187L188 153L186 152V150H185V148H184L183 145H184V144L186 145L187 143L191 142V140H192V138H191V140H190L189 138L187 139L186 136H182L183 133L185 132L184 130H185V128H186L187 126L184 125V122L182 121L184 127H185V126H186V127H185V128L183 127L184 129L181 128V129H183L181 132H180V129H177V130H179L178 132H180V133L182 134L181 137H182V138L186 137L185 139H187V142H186V143L184 142V144L182 145L183 147H182L180 144H181V142H183V140H185V139H183V140L181 141L182 138H181V137H180V138L177 137L178 132L176 133V131L174 130V128H176L177 126L174 127L175 125H174V126L171 125L172 123L169 124V122H167V121L165 120ZM180 117H182L183 119L180 118ZM211 117H212V120H211ZM222 117H223V119H224L223 121H222ZM243 117H245V116H243ZM243 117H242V118H243ZM5 118H6V119H5ZM28 118H29V119H28ZM88 118H89V119H88ZM117 118H118V117H117ZM155 118H156V119H155ZM163 118H164V119H163ZM169 118H171V119H169ZM228 118H229V119H228ZM263 118H264V116H263ZM48 119H51V118L48 117ZM56 119H57V118H56ZM195 119H196V120H195ZM202 119H204V118H202ZM208 119H209L210 122H207ZM227 119H228L229 121H228ZM240 119H241V118H239L238 120H240ZM25 120H26V121L28 120L29 122H28V121L25 122ZM30 120L33 121L31 124H33V123L35 122L34 120H36V123H34L35 128H36L37 125H39L40 127H42V128L44 129V128H45L44 126H46V128H47V125H49V126H48L49 128H52L53 126L56 128V129H55V128L53 127L54 130H55V132H54L53 130L50 129V130H51V133H50L49 128H48V129H44V131H43V129H41V130H42V131H41V130H39V127H38V130H33V129H35V128L29 126V125H31V124H30V122H31ZM45 120L47 121V124H44V121H45ZM98 120H99V121H98ZM122 120H123V119H122ZM125 120H126V119L123 120V123H124ZM157 120H158V121H157ZM159 120H160V121H159ZM161 120H162V121H161ZM163 120H165V121H163ZM188 120H191V121L188 122ZM262 120H263V119H261V121H260V120H259V121L262 122ZM20 121H21V125H20ZM37 121H38V122H37ZM42 121H43V123H42ZM77 121H78V119H77ZM137 121H138V122L140 121V122L137 123ZM156 121H157V122H165V123L167 122V126H166V124H165L164 127H162V125L164 124V123H162L161 128H160V127H159V128H158V127L156 128V126H158V125H155ZM221 121H222V122H221ZM7 122H8V124H10V125H7ZM39 122H40L41 124H40ZM109 122H110V123H109ZM260 122H259V123H260ZM15 123H16V125H15ZM28 123H29V124H28ZM45 123H46V122H45ZM48 123H52V124H48ZM69 123H71V122H69ZM92 123H91V124H92ZM120 123H121V124H120ZM127 123H128V124H127ZM201 123H204V125L202 126ZM11 124H14V125H15V126H13L14 129H18L19 131L23 130V131H24V134L27 133V131H30V128H33V129H32L33 131H32V130L30 131L31 134H32V132L36 131V133H33L32 136L35 135V134H39V135H40V131L43 133V134H41L42 136L40 135L41 137H40L39 135H37V138H38V136H39V138L41 139L40 142H39V138H38V140H37L36 135L33 136V137H35L36 139H33V137H32L31 135L29 136L31 139H33L34 142H33V141L27 136V135L30 134L29 132H28L29 134L27 133V135H25V136L27 137V140L30 139V143L33 142V143L35 144V142H36V140H37V141L39 142L38 144L41 145V146H40L41 148H38L37 150H35V146H32V148L34 147L33 149H34L35 151H37V153L34 151V153L37 154V155L34 157L35 159H37L36 161L34 160V158H31L32 160H34V162H32V163H31V162L28 163V161L31 160L29 157H32V156H31L32 154H31L30 156H27V155H28V153H29V154L31 153L32 148L30 147V148H31V150H30L29 146H30L31 144H30L28 141H26L27 143L25 142L26 138H25V140H23V141L21 140L22 138L20 139L21 144H23V142L25 143V148H26V149H25L24 147H22V146H24V144H23L22 146L20 145V141H19V143H18L17 141H15V140L12 139V138H16V137H17V134H19L20 132H18L17 130H15V132H14V131H11V132H14V134H15V136H16V137H15L14 134L12 133V134H13L12 136H14V137H11V140L13 141V143H14V142H15V143L17 142L16 145L12 144V145H11L12 147H9V145H10L12 142H11V143H8V142H9V139H10L9 137L11 136V133H10V135H9V134L6 135V136H8V138H7V137H2V136H4V134H6L7 131H8V130H6V127H8V126L10 127ZM43 124H44V126H42ZM53 124H54V125H53ZM58 124H60V123H58ZM82 124H85V127H84ZM138 124H139V125L142 124L145 128H144V129H140V128L138 127ZM205 124H206V125H205ZM209 124H210V126H209ZM216 124H215V125H216ZM228 124H230V125H229V129H230V130L228 129ZM231 124H232V125L235 124V125H233L234 128L231 126ZM50 125H53V126H50ZM61 125L63 126V124H61ZM61 125H60V126H61ZM111 125H112V126H111ZM114 125H115V126H114ZM119 125L122 126L124 129H123L122 127H119ZM123 125H124V126H123ZM142 125H140L141 128L143 127ZM192 125H193V123H192ZM218 125H217V126H218ZM226 125H227V127H226ZM236 125H237V127H236V129H235V126H236ZM31 126H33V125H31ZM65 126H69V125H65ZM113 126H114V128H115V127L117 128V126H118V131H119V129H120V130H122V129L124 130V131H123L124 135H123V136L121 135L123 139H124V137L128 134V131H130V132L132 131L131 134L134 132V133L132 134V136H136V137H137V138L135 137V138H136V139H135L136 141H138L137 139L140 138L139 141H138V142H139L138 144L142 143V144L140 145V147H138V145H135V144H134V143H136V141H135V142H134V141H131L132 143H130V139H131V138H132V139L134 138V137L131 136V134H129L130 136L128 135V137H130V138H128L127 140H129V141L125 140L126 138L124 139L125 142H126V141L129 142V144H128L129 146L123 147L124 149H123L121 146H119V144L121 143V141H120L118 144H116L117 141L114 143V141H115L117 138H119V137L121 138V136L118 135V134L116 133L119 137H117V136L114 137V135H113L112 133H114L115 131H117V129H114V131H112L113 129H112L111 127H113ZM170 126H173L174 128H172V127H170ZM207 126H209V127H207ZM217 126H216V127H217ZM230 126H231V127H230ZM9 127H8V128H9ZM86 127H87V128H86ZM93 127H92V128H93ZM224 127H226V130H227V131L225 130ZM8 128H7V129H8ZM53 128H52V129H53ZM84 128L89 129V133H90L91 135H90L89 133H87L88 130L85 131ZM92 128H91V129H92ZM121 128H122V129H121ZM169 128H171V130L173 129L174 132H173V130H172V131L169 130ZM231 128H232V129H231ZM11 129H12V126H11ZM36 129H37V128H36ZM127 129H129V130H127ZM196 129H197V128H196ZM222 129H224L223 132H222ZM234 129H235V130H234ZM12 130H13V129H12ZM47 130L49 131V132H48L49 134H46V133H47ZM71 130H72V133L70 132ZM82 130H83V131H82ZM125 130L127 131V134H126ZM231 130H232V131L234 130V131L231 132ZM23 131H21V133L19 134V138H20V135H23ZM25 131H26V132H25ZM45 131H46V133H45ZM111 131H112L111 134H112V136H113L115 139L111 138V136H110V134H109V135L106 136L107 139L109 140V141H107V139H106V137H105V134L110 133ZM118 131H117V132H118ZM199 131H201V130L199 129ZM212 131H211V132H212ZM219 131H220V132H219ZM3 132H4V133H3ZM9 132H10V131H9ZM16 132H17V133H16ZM38 132H39V133H38ZM66 132H65V133H66ZM69 132H70V133H69ZM92 132H93V134H95V136L92 134ZM130 132H129V133H130ZM194 132H195V133H194ZM201 132H202V131H201ZM44 133H45V136H44ZM84 133H86V134H84ZM119 133H120V132H119ZM123 133H122V134H123ZM175 133H176L177 135H175ZM188 133H189V132H187V134H188ZM56 134H57V135H56ZM59 134H60V135H59ZM79 134L82 135V136H80ZM116 134H115V135H116ZM187 134H185V135H187ZM233 134H234V133H233ZM233 134H232V135H233ZM66 135H67V134H66ZM69 135H68V136H69ZM74 135L77 136V137H79V138H78V139H79V143H78V140H76L77 137H75ZM101 135H103V136H101ZM190 135H189V136H190ZM208 135H210V133H209ZM25 136L23 135V136H21V137H23V139H24ZM43 136H44V137H43ZM108 136H110V137H108ZM166 136H168V137L171 138V139H169V138L166 137ZM189 136H188V137H189ZM198 136H199V135H198ZM1 137H2V138H1ZM46 137H47V136H46ZM49 137H50V136H49ZM53 137H52V139H48V137H47V138H45L43 141H45L46 139H48V140L56 139V141H60V138H59V140H58L57 137H54V138H53ZM62 137H65V135H64V136L62 135L61 138H62ZM74 137H75L76 139H75ZM116 137H117V138H116ZM164 137H165V138H164ZM193 137H194V136H193ZM196 137H197V136H195V143L198 142L199 145H200L201 142H200V141H196V139L198 138V137H197V138H196ZM5 138H6V139H5ZM17 138H18V137H17ZM17 138H16V139H17ZM66 138H67V137H66ZM66 138H65V139H66ZM68 138H67V139H68ZM73 138H74L75 140H74ZM83 138H84V140H82ZM110 138L112 139L111 142L113 141V144H114V145H117L116 147H115L114 145H112L111 143H109V142H110ZM166 138H168V140H171V141L167 142V141H166V140H167ZM7 139H8V142H6V143H8L9 145H7V144L5 143V141H7ZM65 139H64V141H65ZM67 139H66V140H67ZM86 139L89 140V141H91V142H90V143H88L89 141L86 142V141H87ZM123 139H122V141H123ZM164 139H166V140H164ZM178 139H180V140H178ZM198 139H199V138H198ZM205 139H206V140H205ZM211 139H212V140H211ZM11 140H10V141H11ZM48 140H47V142H46V141H45V142H46V143H48V142L51 143V141H48ZM61 140H63V139H61ZM69 140H68V141H69ZM92 140H94V141L96 140L95 143H97V145L93 144L94 141L92 142ZM117 140H118V139H117ZM119 140H121V139H119ZM133 140H134V139H133ZM141 140H142V142H140ZM188 140H190V141H188ZM193 140H194V138H193ZM193 140H192V141H193ZM210 140H211V141H210ZM231 140H232V141H231ZM254 140H255L254 142L256 143V139H254ZM259 140H261V138H260ZM259 140H257L256 145L262 143L263 138H262V140H261L260 142H258ZM31 141H32V142H31ZM54 141H55V140H53V142H54ZM56 141H55V143H56ZM74 141H77V144H76V142H74ZM124 141H123V142H124ZM165 141H166V143H165ZM179 141H181V142L179 143ZM60 142H61V141H60ZM60 142H57V144H58V143L60 144ZM72 142H73V145H72ZM81 142H85V143H83V145H81ZM123 142H122V143H123ZM127 142H126V144H127ZM159 142H160V143L164 142L165 145H169V143H170V145H171V147H172V151H173V152H172V154H173L172 156H173V157H171L172 159L169 158V157L171 156V153H170L169 151H166L168 148H167L166 146H164V148H165V147L167 148V149L165 148V149H166L165 151H166L167 154L164 153V151H163L164 148H163V149L161 148L162 146H161V144H160ZM193 142H194V141H193ZM231 142H232V143H231ZM263 142H264V141H263ZM1 143H3V144L1 145ZM4 143H5V145H4ZM28 143H29L30 145H29ZM33 143H32V144H33ZM46 143H44V144L46 145ZM50 143H49V144H50ZM55 143H52L53 146H51V145H50V146L47 145V146H49V147H52V148H49V149H50V150L53 149V153H54V154L57 152V151L54 152V147H55V145H57V144H55ZM62 143H64V145L66 146L65 142H61V145L57 146L55 149H58V151H59V149H60L59 147L62 146ZM74 143H75V144H74ZM167 143H168V144H167ZM26 144L28 145L27 147H26ZM36 144H37V143H36ZM36 144H35V145H36ZM38 144H37L36 148L38 147ZM124 144H125V143H124ZM132 144H134V145L137 146V147H134ZM13 145H14L15 147H14ZM68 145H69V144H67V146H68ZM70 145H69V147H70ZM121 145H122V144H121ZM130 145H132V146L134 147V149H132L133 147H131ZM157 145H159V147H158ZM162 145H163V143H162ZM170 145H169V146H170ZM191 145H192V143H190V145L188 144L189 149L191 148V147H190ZM260 145H262V144H260ZM118 146H119V149H116ZM122 146H125V145H122ZM160 146H161V147H160ZM208 146H210V144H209ZM252 146H253V145H252ZM263 146H264V145H263ZM263 146H262V147H263ZM69 147H67V148H69ZM129 147H130V148H129ZM157 147L159 148V150H160V148H161V151H163V152H161V151H160V152H161L163 155L165 154V155H166V158H169L168 160L171 159L170 161H171V164H172V165H171L170 167H169V163L166 164V165H164L165 167L168 166L169 170H164V169H166L165 167L162 166L163 164H165V161H164V160H162V162H164V163H162L161 166L159 165L158 160L164 159L165 157H161V158H159L161 155H158V154H160V153H159V150L157 151V149H156ZM186 147H187V146H186ZM202 147H203V145H202ZM253 147H254V146H253ZM28 148H29L30 152H28ZM47 148H48V147H47ZM47 148H45V149H47ZM62 148H66V147L63 146ZM120 148L123 149V150H121ZM125 148H128V149H125ZM192 148H193V147H192ZM232 148H233V149H232ZM49 149H47V150H49ZM69 149H72V148H69ZM73 149H74V150H73ZM73 149H72L73 151H71V154H72V155L69 153L70 150H69V151L67 150L68 153H67V155L65 154V156H71V157H73V158H75V156H78V155H76V154H78V149H75V148H73ZM86 149H87V147H86ZM100 149H102L103 151L101 150V151H102V152H101ZM115 149H116V150H115ZM155 149H156V150H155ZM186 149H187V148H186ZM193 149H194V148H193ZM193 149L189 150L190 153H193V152H194ZM239 149H240V148H239ZM42 150H43V149H42ZM98 150H99V151H98ZM117 150H118V151H117ZM119 150H120L121 152H120ZM187 150H188V149H187ZM194 150H196V149H194ZM201 150H200V151H201ZM258 150H259V149H258ZM262 150H263V154H264V148H262ZM44 151H45V150H44ZM74 151H75V152L77 151V153H72V152H74ZM86 151H88V149H87ZM114 151H115V152H114ZM152 151H153V153H152V155H151V152H152ZM155 151H156V152H155ZM170 151H171V149H170ZM191 151H192V152H191ZM200 151H199V152H200ZM27 152H28V153H27ZM38 152H39V153H38ZM42 152H43V151H42ZM48 152H49L48 154H47L46 152H45V153H46L45 155L42 154V155H43V157H42V162H43V163H44V160H46V159H48V158H49L48 161L52 160V159H50V157L47 158L46 155L49 156V154H51V158H52V156H55V157H56V155H52V151H48ZM50 152H51V153H50ZM89 152H90V151H88V153H89ZM103 152H104V153H103ZM105 152H106V153H105ZM154 152H155V155H154L155 157L153 156ZM168 152H169V153H168ZM257 152H258V151H257ZM34 153H33V154H34ZM40 153H41V154H40ZM43 153H44V152H43ZM57 153L59 154L60 151L57 152ZM57 153H56V154H57ZM114 153H115V154H114ZM148 153H149L150 155H149ZM156 153H157V154H156ZM194 153H195V152H194ZM211 153H212V155L210 156ZM258 153H259V152H258ZM68 154H69V155H68ZM73 154H74L75 156H73ZM84 154H85V156H86L87 153H84ZM89 154H90V153H89ZM89 154H87L88 156H87V158H85L86 161L83 159V160H84V161H83L84 163L81 162L82 160L79 161V159L76 158V159L78 160L79 163H78V162L73 163V164H74V167H77V163H78V164H80V163L82 164V163H83L82 165L80 164L81 167L85 166V168H86L87 162H88V164L91 163V162H90V161H92L91 159H93L94 162L99 161V160H100L99 162H101L102 160H104V161H102V162H103V164H104V163L106 164L105 159H103V158L100 159L101 157H100L99 154H98L99 158H97V159H99V160H97L96 158H95V160H94L93 156H92V155H89ZM111 154H114L115 157H113L114 155L111 156ZM168 154L170 155L169 157H167ZM34 155H35V154H34ZM34 155H33V156H34ZM39 155H38V156H39ZM104 155H105V156H104ZM106 155L111 156V158H109V157L106 156ZM156 155H158V160H157V161H156V158H157ZM165 155H164V156H165ZM26 156H27V157H26ZM44 156H45V157H44ZM89 156H90V158H88ZM98 156H94V157H98ZM136 156H139V158L136 157ZM148 156H149L151 159H150ZM190 156H193V154H190ZM194 156H195V154H194ZM207 156L205 157V159H207ZM256 156H257V155L255 154V157H256ZM55 157H54V158H55ZM63 157H64V155H63ZM112 157H113V158H112ZM118 157H119V155H118ZM135 157H136V158H135ZM146 157H148L149 159H148V158L145 159ZM152 157H154V160H153ZM227 157H226V159H228ZM251 157H254V155L251 156ZM27 158H29V160H27ZM43 158H46V159L43 160ZM57 158H56V159H57ZM67 158H68V159H67ZM107 158H109V159H107ZM119 158H120V157H119ZM122 158H123V160H122ZM137 158H138V159H137ZM140 158L142 159V161H141ZM242 158L244 159V156H243ZM259 158H260V157H259ZM2 159H3V160H2ZM10 159H13V160H10ZM88 159H89L90 161H89ZM112 159H113V160H112ZM117 159H118V158H117ZM139 159H140V160H139ZM226 159H225V160H226ZM32 160H31V161H32ZM40 160H41V158H40ZM71 160H70V161H71ZM126 160H127V161H126ZM190 160H191V158H190ZM192 160H193V159H192ZM252 160H253V159H252ZM12 161H13V162H12ZM14 161H15V162H14ZM57 161H58V162H57ZM66 161H65V162H66ZM68 161H69V160H68ZM154 161H155V162H154ZM210 161H211V160H210ZM217 161H218L219 164L217 163ZM35 162H36V163H35ZM39 162H41V161H39ZM45 162H46V161H45ZM52 162H54V161L52 160ZM56 162H57V163H56ZM72 162H73V161H72ZM94 162L91 163L92 166H93V168H94V164H97V162H96V163H94ZM102 162H101V163H102ZM172 162H173V163H172ZM193 162H194V164H196V162H195L194 160H193ZM12 163L16 164V165H15L16 167H13ZM33 163H35V165H34L33 168H31V167L33 166ZM85 163H86V165H85ZM101 163H99V165H101V166H100V167H101L100 170H101V171H102V170L105 171L104 169L107 168L108 171H109V172H108V171L106 172V173H109V174H105V175H107V176L109 175V176H110V174H111V175L113 174V176H114V174L116 175V173H117L116 176H117V177L120 176V177H118V179H120V180L122 179V176H123V179H122V180H124V179L126 178V177H125L126 175L124 176V174H125L124 172L126 171V169H128L129 172L131 173V171L133 170V169H131V168L135 166V165H133V166L131 165V167H130V164H129V168H128V167H127V168H124L125 166L122 165L123 163H122L121 165H119L120 163H117V164L114 163V166H115V168H114L113 164L110 165V167L108 166L109 163H110V162H108V161H107V164H106V165H105V164L103 165V164H101ZM143 163H142V164H143ZM160 163H161V161H160ZM175 163H177L178 165H182V166H181L180 168H178V165H175ZM204 163H205V164H204ZM224 163H225V161H223V165H224ZM252 163H254V164H252ZM252 163H251V165H250V166H251L250 168H252V170H253V167H252V166L254 165V167L256 168V169L254 168L255 170H253V171L251 170V171H252V172H251L250 169H249V171L247 170V175H244V176H243L242 173H241L240 176H237V177L235 178L237 183H238L237 178H239V183H240V184L237 185V186H239V188H237V189L240 190V191H241V190L243 191L244 189H245V191H246V190L248 189V191H249V192H248V195H249V194L252 195V194L254 193V192H253L254 190H257V191L260 190L259 193H258L257 191H255V194L257 193L258 195H260V193H261L262 190H263L262 193H264V189H263L264 186H261V185H264V184H263V181H264V179H263V177H264V159H261V158L258 159V156H257V158H254V161H253ZM44 164H45V163H44ZM46 164H47V162H46ZM73 164H71V165H73ZM91 164H90V165H91ZM115 164H116V165H115ZM125 164H124V165H125ZM173 164H174V168H175V169H173V167H172ZM184 164H185V165H184ZM11 165H12V167L10 168L9 166H11ZM37 165H38V164H37ZM40 165H42V163H41ZM80 165H79V166H80ZM117 165H118L119 167H118ZM126 165L128 166V164H126ZM188 165H187V166H188ZM104 166H105L106 168H102V167H104ZM120 166H123L124 172H123V171L120 172V171L122 170V168H121L120 171H118L117 168L120 169ZM141 166H143V165H141ZM175 166H177V171H176V167H175ZM7 167H9V168H7ZM48 167H50V166H48ZM60 167H61V169H59ZM66 167H65V168H66ZM74 167H73V168H74ZM95 167H96V169H98L99 166H98V165H95ZM116 167H117V168H116ZM162 167H163L164 169H163ZM171 167H172V169L174 170L175 174H173L174 172H173L172 174H170V168H171ZM224 167H225V166H224ZM6 168H7V169H6ZM70 168H71V169L68 168V170H70V171H68L69 173H70L71 170L73 169L72 166H70ZM168 168H167V169H168ZM198 168H199V170H201V171H199ZM30 169H31L32 171H30ZM45 169H46V171H45ZM66 169H67V168H66ZM74 169H76V168H74ZM78 169H79V168H78ZM82 169H84V168H82ZM96 169L94 168L95 171H96ZM116 169H117V170H116ZM130 169H131V170H130ZM188 169H187V172H189ZM190 169H191V170H190ZM196 169H197V170H196ZM10 170H9V171H10ZM76 170H77V169H76ZM80 170H81V169H80ZM80 170H79V171H80ZM84 170H85V169H84ZM100 170H99V172H100ZM128 170H127V171H128ZM202 170H203V171H202ZM217 170H218V169H217ZM217 170H216V171H217ZM47 171H48V173H47ZM79 171H73V170H72L73 173H74V172H75V173H76V172L79 173ZM97 171H98V170H97ZM116 171H118L119 173L116 172ZM127 171H126V173H127ZM168 171H169V172H168ZM207 171H206V172H207ZM29 172H30V173H29ZM65 172H66L67 174H65V173L63 172L64 174H63V173H62L63 175L59 174V175H61V176H58V177H61V178H59V181H60V182L63 181L64 184H67V186H68V185H70V183L68 184V181L65 182L64 175H66V178H67V176H68V178L70 177V179H71V178L73 179V178H74V175L72 174V172H71L70 174H68L67 170H66ZM80 172H83V171L81 170ZM84 172L87 173L86 171H84ZM99 172H97V173H99ZM166 172H167L168 174H167ZM197 172H198V173H197ZM199 172H200V173H199ZM201 172H202V173H201ZM208 172H210V171H208ZM212 172H214V170H213ZM212 172H211V174H212ZM217 172H218V171H217ZM217 172H216V173L214 172V174H218V173H219V172H218V173H217ZM221 172H222V171H221ZM249 172H250V173H249ZM25 173H27V174H25ZM28 173H29L30 177H29ZM49 173L52 174V175H51L52 177H50L52 180H50V178H47V177L50 175ZM123 173H124V174H123ZM152 173H153V174H152ZM154 173H155V174H154ZM243 173H244V172H243ZM8 174H9V175H8ZM47 174H48V175H47ZM71 174L73 175V177L70 176ZM122 174H123V175H122ZM197 174H202L201 176L198 175V176L201 178L200 181H199V179L197 178ZM214 174H213V176H212L213 178H212V177H211V178L213 179V181H215V184H216V182H217L216 180H218V178H217L216 180H214V176H215ZM219 174H220V173H219ZM219 174H218V175H219ZM245 174H246V173H245ZM24 175H25V177H24ZM26 175H28V179L25 181V179L27 178ZM76 175H77V173H76ZM80 175H82V174H80ZM80 175L78 174L79 177H80ZM87 175H88V174H87ZM87 175L84 174L82 177H84V176L86 177ZM97 175H98V174H97ZM128 175H129V173L127 174V176H128ZM171 175H174V176L171 177ZM208 175H209V174H208ZM218 175H217V176H218ZM262 175H263V177H262ZM32 176H33V177L35 176L36 178H38V180H39V178H41V179H45L46 181L41 182V183H44L45 185H47L46 183H47L48 181H51V182H49L50 184L47 185L48 188L50 189V192H48V188H45V189L47 190V191L45 190L46 192L40 190V189H42V187H44V186H42V185L40 186V185H39V184H40V181H37V179L35 180V177H34V178H31ZM44 176H47V177H44ZM62 176H63V178H62ZM78 176H77V177L75 176V178L77 179ZM95 176H96V175H95ZM113 176H112V178L115 179L116 176H115V177H113ZM209 176H210V175H209ZM221 176H222V175H221ZM241 176H242L243 179L240 178ZM53 177H54V178H53ZM82 177H80V179L78 178L79 180L77 181V183L80 182V181H82V180H81ZM85 177H84V178H85ZM105 177H106V176H105ZM3 178H4V177H3ZM23 178H25V179L23 180ZM30 178H31L32 180L34 179V180L36 181V182H35V181L33 180L34 183H35V184H34L35 187H33V182L31 181ZM46 178H47V179H46ZM84 178H83V179H84ZM112 178H111V179H112ZM5 179H6V177H5ZM5 179H2V180L5 181ZM41 179H40V180H41ZM48 179H49V180H48ZM60 179H61L62 181H61ZM63 179H64V180H63ZM116 179H117V178H116ZM259 179H260V180H259ZM262 179H263V181H262ZM20 180H23V181H25V182H27L28 180H30V182H32V184H31L29 181L27 182V183H29V184H27V183H25V182H24V183L21 182ZM47 180H48V181H47ZM53 180H54V181H53ZM66 180H69V179H66ZM166 180H167V179H166ZM194 180H196L197 182L194 181ZM206 180H207V181H206ZM241 180H242V181H241ZM10 181H8V182L10 183ZM16 181H17V183H19L18 181H20V187H19V184L15 183ZM72 181H73V180H72ZM75 181H76V180H75ZM111 181H112V180H111ZM173 181H174V182H173ZM183 181H182V182H183ZM203 181L208 182V181H211V180L209 179V177H208V179H206V177H205V180H203ZM220 181H223V180H222V177H221V178L219 177V182H220ZM240 181H241V182H240ZM257 181H258L259 183L262 182L261 185L259 184L260 186H259L258 184L255 185V183H257ZM63 182H62V184H63ZM73 182H74V181H73ZM106 182H107V181H106ZM206 182H205V183H206ZM211 182H212V181H211ZM223 182H224V181H223ZM236 182H235V183H236ZM250 182H251V184H252L253 186L250 185V187L248 188L247 184L249 185ZM36 183H37V184L39 183L38 185H39V187H41L40 189H39V187H38V185H37ZM51 183H54V184L51 185ZM57 183H59V184H57ZM194 183H195V184H194ZM200 183H202V181H201ZM203 183H204V182H203ZM212 183H213V182H212ZM21 184H22V186H21ZM26 184H27V185H26ZM30 184H31V185H30ZM44 184H43V185H44ZM64 184H63V185H64ZM75 184H76V182H75ZM75 184L73 183V185H75ZM109 184H110V185H109ZM112 184H114L113 181H112V183H111V182H110V183H106L103 187L101 186V188L106 189V188H105L106 185H107V187L109 186L108 188H110V186H111ZM180 184H181V183H179V185H180ZM182 184H183V183H182ZM182 184H181V185H182ZM213 184H214V183H213ZM213 184H211V185H213ZM222 184L224 185L225 183H222ZM12 185H13V186L15 185L16 187L14 186L15 188L13 189V186H12ZM29 185H30V187L32 186V188H28ZM50 185H51V186H50ZM63 185H61V186H63ZM73 185H72V182H71L70 187H72ZM174 185L176 186L175 188H174ZM198 185H200V184H198ZM202 185H203V186H206L207 184H206V185H205V184H201V186H202ZM211 185H210V186H211ZM217 185H218L219 187H218ZM217 185H214V186H217V187H218V189H214V192H213V190H212L213 186H211V188L208 187V186H209V183H208V186H206V187H208V189H211V190H212V191L210 190L211 193L214 194V193L216 192L215 190H218V192H219V189L221 188V186H220V185H221V182H220V185H219V183L217 182ZM245 185L247 186V189H246V186H245ZM17 186H18V188H17ZM36 186H37L38 188H37ZM47 186H46V187H47ZM49 186H50V187H49ZM55 186L53 187L52 190L56 189ZM67 186H63L62 188H61V187H59V188H61V190H63V191H66V190H67V191H68V190L71 191V190H73V188L71 189V188H69V186H68L69 189L66 188ZM134 186H135V185H134ZM134 186H133V187H134ZM170 186H172L175 190H174V189H171L170 192H169ZM182 186H183V185H182ZM182 186H181V187H182ZM203 186L201 187L202 189H203ZM240 186H242V188H243V186H244V188L242 189V188H240ZM254 186H257L258 189H257V187H254ZM58 187H57V189H56L57 191H59V190H58V189H59ZM113 187H114V188H113ZM115 187H116V186L113 185V186L110 188L111 190L114 189V191H112V192H114V194H111L112 192L109 191V193H110L111 196H112V195L115 196V193H117V192L115 191ZM181 187H180V188H181ZM192 187H191V189L193 190L194 188H192ZM206 187L204 188V190H208V189H206ZM251 187H254V188H253L254 190H253ZM259 187H260V189H259ZM261 187H263V188L261 189ZM64 188H65V190H64ZM108 188H107V190H108ZM167 188H168V191H165ZM183 188H184V186H183ZM201 188H198V189H201ZM215 188H216V187H215ZM255 188H256V189H255ZM15 189H16V190H15ZM34 189H35V190H34ZM70 189H71V190H70ZM75 189L77 190V188H75ZM75 189H74V191H76ZM104 189H101V190H104ZM132 189H133V188H132ZM134 189H135L134 191H136V192H130V191L128 192V190H127V192H128L129 194H132V193H133V195H134L135 197H139V196H140V197H141V198L139 197L140 200H141V201L144 200V201L146 202V201H147V197L144 196V195H142V193H141L142 191H140L141 189H138V188H137L139 191L136 190V188H134ZM176 189H177V190H176ZM198 189H194V190L197 191ZM202 189H201V192H202ZM223 189H225V191H226V186H225L224 188H223V187L221 188V190H223ZM3 190H2L1 187H0V192H1V191L3 192ZM28 190H29V192H27ZM43 190H44V189H43ZM56 190H55L54 192H57ZM61 190H60V191H61ZM98 190H100V188H99ZM129 190H131V188H130ZM160 190H162V189H160ZM230 190H231V189H230ZM250 190H252V191H250ZM38 191H37V192H38ZM60 191L58 192V194L61 196ZM63 191H62V192H63ZM69 191H68V192H69ZM131 191H133V190H131ZM137 191H138V192H137ZM227 191H228V193L232 192V191L229 192L228 187H227ZM227 191H226V192H227ZM245 191H244V192H245ZM2 192H1V193H2ZM37 192H35V193H37ZM68 192H67V194L70 193V196L72 197V192H73V191H72V192H69V193H68ZM100 192H101V191H98L96 194H98V193H100ZM147 192H146L145 194H148ZM188 192H189V191H188ZM190 192H191V191H190ZM192 192H193V191H192ZM192 192H191V193H192ZM194 192H195V191H194ZM194 192H193V193H194ZM204 192H205V191H204ZM204 192H202V194H199V195H201L200 197H202V195H203ZM244 192H243V195H245V196H246L245 198L247 199V196H248V195H247V194H244ZM251 192H252V193H251ZM1 193H0V195H1ZM27 193H29V194H27ZM31 193H32V192H31ZM64 193H65V192H64ZM73 193H74L73 196H75V197H74L75 200H73V201H76V198H77V196H78L77 194H80V193L78 192V190H77L76 192H73ZM75 193H76V195H75ZM140 193H141V195L143 196V199H142V196L140 195ZM143 193H144V192H143ZM150 193H151V192H150ZM160 193H162V194H160ZM191 193H190V194H191ZM199 193H200V191H199ZM206 193H208V191H207ZM209 193H210V192H209ZM221 193H224V192H221ZM246 193H247V192H246ZM2 194H3V193H2ZM6 194L3 195V198H4V196H5ZM24 194H27V197H26V195L24 196ZM33 194H34V192L31 194V196H32ZM46 194H45V195H46ZM54 194H56V195H54ZM62 194H63V193H62ZM67 194H64V196L66 195V199H65V198L63 197V195L59 198V196L57 197V193H53V194H52V197H53V195L56 196L55 198H57V201L54 199V197L51 198V196H50L49 198H50L51 200L54 199V201L52 200L53 203H52V201H51V203H52L53 205L50 203L49 206H48V204H47V205H46V206H47L46 208H51V209H52V208L55 207L54 210H57V215H58V213H59V212H58V209H59V208L57 207V205L59 206V204H57V203H58V200L62 198V199H61V202H60V206H61V204H64V203L68 202V201H66L67 198L69 197V195H68V197H67ZM117 194H118V193H117ZM117 194H116V196H117ZM126 194H127V193H126ZM129 194H127L128 197L130 196ZM138 194H139V195H138ZM218 194H219V193H218ZM218 194H217V195H218ZM9 195H10V196H9ZM28 195H29V196H28ZM119 195H120V194H118V196H119ZM127 195H124V196L122 195L121 197H122V198L125 197V198H123V200L125 199V201H126V199H128V200L130 199V202H131V203H132V201H133L132 205L135 203V204L133 205V208L136 207L137 204H140V203H136L137 200L139 201L138 198H137V199L134 198V200H133V199L131 198V196L128 198ZM137 195H138V196H137ZM214 195H215V194H214ZM217 195H216V196H217ZM220 195H221V194H220ZM253 195H254V194H253ZM253 195H252V196L249 195L250 197L248 196V199L251 198V200H246V201H248L247 205L250 203V201H251V202L254 201L252 197L257 196V195H254V196H253ZM261 195L264 196L263 194H261ZM261 195H260V196H261ZM1 196H2V195H1ZM1 196H0V200L2 199ZM11 196H14V197H13L14 199H13ZM31 196H30V197H31ZM33 196H34V195H33ZM35 196L39 197V194H35ZM35 196H34V197H31V199H32V198H35ZM41 196H42V195H41ZM46 196L48 197V194H47ZM96 196H98V195H96ZM118 196H117V197H118ZM134 196H132V197H134ZM152 196H153V197H152ZM203 196H204V195H203ZM218 196H219V195H218ZM224 196H226V194H224ZM228 196H229V195H228ZM228 196H226V197H228ZM230 196H231V195H230ZM260 196H259V197H260ZM262 196L260 197V203H259V204L257 203V202H259V201H258L259 198H258V200H257L256 197L254 198V199L256 200V202L254 201L255 203H254V202H253V203H254L255 205H257V204H258V205H261V201L263 200V203H262V205H261L260 207H261V208H262V207L264 208V205H263V204H264V197L262 198ZM23 197H24V198L26 197L25 200H24ZM71 197H70V198H71ZM98 197H99V196H98ZM117 197H116V198H117ZM149 197H148V201L150 200ZM205 197H206V196H205ZM210 197H211V195H210ZM220 197L222 198V195H221ZM226 197H224V198H226ZM257 197H258V196H257ZM21 198H23V200H24L25 202H24L23 200H21ZM43 198H45V197H44V194H43ZM49 198H47V199H49ZM63 198H64V199H63ZM122 198L119 197L118 199H121V201H122ZM211 198H212V197H211ZM213 198L215 199V198H218V197L213 196ZM231 198H232V197H231ZM240 198H242V197H240ZM243 198H244V197H243ZM243 198H242V199H243ZM245 198H244V199H245ZM4 199L6 200L7 198H4ZM45 199H46V198H45ZM68 199H69V198H68ZM72 199H73V197L71 198V200H72ZM78 199H79V197L77 198V200H78ZM96 199H97V202H100V201H98V198H96V197H95V199H93V200L96 201ZM109 199H111V202H113V203H111L112 206L115 205V204L117 205V202H118V201H117V202L115 201L116 203H114V200L112 201V198H111V197H109ZM113 199H115V198L113 197ZM118 199H117V200H118ZM131 199H132V200H131ZM167 199L169 200V202L167 201ZM202 199L204 200L203 197H202ZM229 199H230V198H229ZM8 200H7V201H8ZM71 200H70L69 202H71ZM135 200H136V201H135ZM153 200L151 199V200L149 201V203H150L151 201L154 202ZM170 200H173L174 202L171 201L172 203H170ZM203 200H202V201H203ZM221 200H223V199H221ZM225 200H227V199H225ZM232 200H233V199H232ZM232 200H229V201H232ZM234 200H235V199H234ZM238 200H241V199H238ZM238 200H235V202L238 201ZM1 201H3V202H1ZM1 201H0V206H2V208H3V207H4V206H3V205H4V200H1ZM9 201H8V202H9ZM48 201H49V200H48ZM62 201H64V202L62 203ZM65 201H66V202H65ZM73 201H72V205H71V203L68 202L69 207H67V208L69 209V212H70V210H71L70 208H71L74 204H75V206H76L77 203H78V201H76V203H75V202L73 203ZM95 201H93V202L95 203ZM119 201H120V200H119ZM138 201H137V202H138ZM193 201H191V202H193ZM197 201H198V202H197ZM197 201H195V204H196L197 208H200V207H198V205L200 204V203H199V199H198ZM202 201H201V203H202ZM218 201H219V199H218ZM223 201H224V200H223ZM223 201H222V203H223ZM5 202H6V201H5ZM8 202H7V204H10V203H8ZM49 202H50V201H49ZM56 202H57V203H56ZM97 202H96L95 204L93 203L94 205H92V208H94L93 206H96ZM126 202H127V201H126ZM130 202L125 203V202L123 201L122 204H121V205H122V209H121L120 205H117L118 207H120L119 210H118V207H116V205H115V206H114V210H116L115 208H117V211H118V212H119L120 210L123 211V212L120 211V213H123L122 215H121V214H120V215L116 214L117 211H115V214L118 215V217L121 216V217L124 218V217H125V213H124V211L126 210V207H127L128 205L125 206V205H123V204H129ZM139 202H140V201H139ZM191 202H188V203L190 204ZM219 202H220V201H219ZM224 202L226 203V201H224ZM232 202H233V201H232ZM235 202H233L234 204H232V203H231V204H232V205H235ZM239 202H241V201H239ZM242 202H243V200H242ZM242 202H241V203H242ZM244 202H245V201H244ZM244 202H243V204H244ZM1 203H2L3 205H1ZM13 203L17 204L18 202L16 203V201H13ZM131 203H130V206H131ZM142 203H143V202H141V204L138 205V206H141V207H142ZM147 203H148V202H147ZM147 203H146V204L143 203V204H144V205H143V208L145 207V205H146V206H149L150 204H151V206H149V207H151V208H154V207H155L154 204L152 205V203H150V204H149V203L147 204ZM175 203H174V204H175ZM203 203H204V202H203ZM203 203H202V204H203ZM227 203H229V202H227ZM236 203H237V202H236ZM241 203H239V205H241ZM245 203H246V202H245ZM253 203H250V204H253ZM256 203H257V204H256ZM18 204H20V202H19ZM18 204H17V206H18ZM54 204H55L56 206H54ZM100 204H101V203H100ZM118 204H119V203H118ZM156 204H157V203H156ZM164 204H160L159 206H162V205H163L162 208L165 207V208H166V211L168 212V211H169V208H168L169 206L167 205V206H168V207H167V206H165ZM174 204H173V205H174ZM186 204H185V205H186ZM207 204H208V203H207ZM209 204H210V203H209ZM219 204H220V203H219ZM219 204H218V206H219ZM254 204L251 205V206L248 205L249 208L246 206V204H244L243 207L245 206V207H247V208L250 210L251 207L255 206ZM21 205H20V208L22 209L23 206L21 207ZM97 205H98V204H97ZM187 205H188V204H187ZM191 205H192V210H193L194 202H193V204H191ZM191 205H190V207H191ZM204 205H205V203H204ZM215 205H216V204H214V206H215ZM258 205H257V206H258ZM13 206H15V207H14L15 209H18V208H19V206L16 207V205H12V206H11L12 209H14ZM50 206H51V207H50ZM52 206H53V207H52ZM65 206H68L67 203L65 204ZM75 206H74V207H75ZM102 206H103V205H102ZM152 206H154V207H152ZM200 206L203 207V205H201V204H200ZM210 206H211V204H210ZM218 206H217V207H218ZM223 206H224V208H223V207L221 208V206L219 207L220 210H219V208H218L219 211H218V213H217V212H216V211H217V208L215 207V208H216V210H215V208H212V207H213V205H212L211 209H214V210H215V212H216L215 214H216V215H214V213H213V214L211 213V215H209L208 218H210V216H212V215H213V216H216V218L214 217L215 222H213L214 219H212L211 221H212L213 223L210 224V227L207 225V222H206V225H207L208 227H206L205 231L207 230V228L213 230L212 227L215 228V226H216V228H217V226H221V225H223V226H221V227H223V230L227 228L226 231L228 232V231H231V230L228 229V227L230 226V224L233 226V224L237 223L235 220H232V219H236V218H233V217H234L233 215L235 214V213H233L234 210H233V212H232L233 214L230 213V214L233 216V217L231 216V217H232V219H231V218H230V215H229V212H228L229 210L227 209V207H229V206L227 205L226 208H225V205H224V204H223ZM257 206H256V207H257ZM61 207H63V206H61ZM96 207H97V206H96ZM96 207H95V208H96ZM100 207H101V206H100ZM100 207H99V205H98V208L95 209L96 214H97V209H99ZM123 207L125 208V210H124ZM156 207H157V206H156ZM173 207H174V206H173ZM204 207H205V206H204ZM208 207H209V206H208ZM233 207L235 208L236 205L233 206ZM233 207L231 208V205H230V208H231V209H233ZM238 207H241V209H244V210L247 209V208H243L242 206H238ZM20 208L18 209L19 212H20V211L23 212ZM57 208H58V209H57ZM65 208H66V207H65ZM103 208H104V207H103ZM129 208H130V207H129ZM145 208H148V207H145ZM157 208H158V209H157V211H158L157 213H159V211L162 212V213H161V216L164 215V214H166V212L164 211V210H165L164 208H163V209H162V208L160 209L159 207H157ZM167 208H168V209H167ZM184 208H185V207H184ZM184 208H182V209H184ZM187 208H188V207H186L185 209L187 210ZM197 208H196L194 211L197 212ZM205 208H206V207H205ZM209 208H210V207H209ZM253 208H255V207H253ZM51 209H48V210L51 211V213H52L54 210L52 211ZM100 209H101V208H100ZM100 209H99V211H100ZM154 209H155V208H154ZM159 209H160V210H159ZM170 209H171V208H170ZM185 209H184V212H183V210H181V212H183V214L186 213V212H185ZM189 209H190V208H189ZM189 209H188V210H189ZM202 209H203V208H202ZM202 209H201V210H202ZM211 209H210V210H211ZM235 209H236V208H235ZM241 209H240V210H241ZM0 210H1V208H0ZM46 210H47V209H46ZM46 210H45V212H46ZM48 210H47L46 214L49 213ZM73 210H75V208L72 209L71 212H73ZM103 210H104L105 212H104ZM103 210H101V213L98 211V213H99V217H97L96 214L94 213V216L98 218V220H96V221H99L98 223H100V225H99V224L96 222V224L99 225V226H97V227L102 226L103 223L100 222V221H102V220L105 221L106 218L110 217V216H108V214H107V211H106L107 209L105 208V209H103ZM130 210H131V208H130L129 211H128L129 214L126 213V214H127V215H126L127 217H128V215H130V214L132 213V212L130 213ZM161 210H162V211H161ZM198 210H199V209H198ZM210 210H209V211H210ZM214 210H213V211L211 210V212H214ZM237 210H238V208H237ZM240 210L238 211V213H240V212L243 211V212L241 213V214H243V215H240V216H244V214H247V215L250 214V211H249V210H248V211L245 210L246 212H245L244 210H241V211H240ZM255 210H256L255 212L259 214V213L261 212L260 210H262V209H259V210H258V209L255 208ZM257 210H258L259 212H257ZM1 211H3V210H1ZM189 211L191 212V210H189ZM189 211H187V212L189 213ZM206 211H207V210H206ZM235 211H236V210H235ZM251 211H253L252 208H251ZM263 211H264V210H263ZM69 212H68V213H69ZM83 212H85V211H83ZM86 212H87V211H86ZM86 212H85V214H86ZM112 212H113V211H112ZM112 212H111V213H112ZM125 212H126V211H125ZM196 212H195V214L192 212L193 214L191 213V217H192V215L195 216V215L197 214ZM198 212H200V214H201V211H200V210H199ZM202 212L204 213V210H202ZM247 212H248V213H247ZM23 213H24V212H23ZM40 213H41V212H39L38 215L41 216V219H40V216H38V215H35V216H38V217H34V218H35V219L38 218V219H40L41 221H42V220L44 221V217L42 216V215L44 214V216H46L47 218H45V222L42 221V223H44V225L46 226L47 230H49V229H53L52 227H51V228H49V227L52 226L53 223L55 224V222L58 223V220H59V219H60L59 222L62 221V217H60V213H59V215H58V216H59V217H58L59 219L57 218V215H54L53 219L50 218V216L52 217V214H53V213L55 214L56 211L53 212L52 214L50 213V214L48 215L49 217H48L47 215H45L44 211H43L42 215H41ZM73 213H74V212H73ZM92 213H93V211H92V212H88L89 216H91L90 214H92ZM104 213L107 214V217H105V218L103 219V216H102V215H103ZM111 213H110V214H111ZM188 213L186 214L187 217H189L188 215H190V214H188ZM203 213H202V214H203ZM207 213H208V211H207ZM207 213H205V214H207ZM209 213H210V212H209ZM209 213H208V214H209ZM251 213H252V212H251ZM11 214H12V215H11ZM69 214H70V213H69ZM82 214H83V213H82ZM106 214H105V215H106ZM205 214H203V215H205ZM236 214H237V213H236ZM92 215H93V214H92ZM132 215H133V213H132ZM159 215H160V213H159ZM247 215H246V216H247ZM11 216H12V217H11ZM55 216H56V217H55ZM73 216H75V215H73ZM94 216L90 218V217H88V215H87L86 217H88V219H92V218L95 219ZM100 216L102 217L101 220H100ZM111 216H115V215L112 214ZM135 216H136V215H135ZM138 216H139V215H138ZM138 216L136 217V219H135L136 221H135V222H134V221H131L132 218L134 217V215H133V217L131 216L132 218L128 217V220L130 219V223H131V222L136 223L137 220L139 219V222L137 223V224H138L137 226H139V228L136 227L137 229H139L138 233H136L137 230L135 231L136 228H134L135 233H134V231L131 232L132 229H133L132 227L136 226V224L133 225V223H131L132 226H131V225H128V224H130V223H126L128 226H130V227L128 228V229L130 230V232H125V231H120V232H125V234H126L128 237H130L129 235H130L131 233L138 234V235L140 236V234H141V232H140V230H141V225H139V223L142 221V219H141V217L138 218ZM196 216H197V215H196ZM196 216H195V217H192V218H196ZM198 216H199V217H197L198 219H197V218H196V219H193V221L196 220L197 223L199 224V223L201 222V221L199 220V218H201V217H200L199 214H198ZM205 216H206V215H205ZM237 216H238V217H237ZM237 216H235V217H237V219L239 220L240 216H239L238 214H237ZM256 216H257V214H256ZM259 216H260V215H258L255 219L260 220V219H259ZM18 217H19V219H17ZM29 217H30V218H29ZM42 217H43V219H42ZM82 217H84V215H83ZM127 217H125V220H126ZM203 217H204V216H202L201 219H203ZM206 217H207V216H206ZM28 218H29V219H28ZM34 218H32V219L35 220ZM48 218L51 219L52 222H53V221H54V222L52 223V222L49 220V223H48V222H47L48 220H46V219H48ZM68 218H69V217H68ZM97 218H96V219H97ZM134 218H135V217H134ZM134 218H133V220H134ZM150 218H151V217H150ZM162 218H163V216H162ZM167 218H168V216H167ZM211 218H212V217H211ZM229 218H230L231 220H230ZM26 219H27V220H26ZM32 219H31V221H32ZM56 219H58V220H56ZM88 219L86 218L85 220H87V221H91V223H92V220H93V219H92V220H88ZM110 219H111V217H110ZM113 219H114V221H113L112 219H111V221H113L114 223H118V224L120 223V222H118L119 219H117V222H115V218H113ZM120 219H122V218H120ZM140 219H141V220H140ZM204 219H205V218H204ZM204 219L202 220V221H204L203 224H205V221L209 220V219H207V220H204ZM10 220H8V218H7V220H5V222H2V221H1L2 224H0V225H1V226H0V264H5V263L8 264L9 262H11V264H13V263H15V264H28L29 259H30V261H32V259H34V258H35L36 260H33V261H36L37 264H38V261H37V260H40V261H41V259H42V255H44V253H47V252H49V251H51V252H49V253H51V255H53V257L50 256V257L53 259V261H52L51 258L48 256L49 259H47L46 261H48V260L51 261V263H50V262H48V263L53 264L52 262H54V264H56L57 261H58V263H59L60 260H62V259H66V257L68 258V259L66 260V261L68 262V260L71 261L72 259H75L74 257H76V259H77V256H78V255H79L80 257H82L83 253L85 254V252L88 251V250L91 248L90 245H89V247H88L87 245H84L83 247L86 246V247H88V249H87L86 247L83 248V249H84V250L82 251L83 253L80 251L79 248H77L76 250H74L75 248L72 249V250H71L72 253H71V256H70V257H72V258H71V260H70V259H69V255L67 256L66 254L69 253L68 251L72 248L71 246H72L73 244H71L69 240H68V242H67V238H65L64 235H63V237H62L61 235H59V234H60L59 231H57V230L55 231V230L53 229V230H51V231H53V233H52L51 231H47V230H45L46 228H43L45 231H47L46 234H48V232H50L51 235H52V234L54 235L55 233H57V234L59 233V234H58V238H59V236H61L62 238H65V239H66V241H64L65 239H63L64 243H62V242H63L62 240H59V239H61V238H59V239H57V240L54 239V240H52L53 242H52V241H49L50 243H54V244H52V245L50 244L51 246L48 248V245H49V243H48V245H47V249H46V251H44V250H42L41 247L37 244V243L40 242V245H41V244H42L41 241H42L43 239H41V240L39 239V242H38V240L36 241V239H38V237L41 236V235H40V231L42 230L41 225H39V226H38V229H37V230H38L37 232H39V235H40V236L37 235L36 239L34 238V242L36 241L37 243H33V242H32V244H34V245H31V246H30L31 241L27 240V238H25V237H23V239H22V236L25 235V236L27 237V235H28V234H25V233H24L25 230L28 231V230L30 229V228H29V229L27 228L28 226L31 227V224H33V227H31V229H30V230L32 231L33 228H34V226L37 228L38 223H37V225H35V224H36L35 222H37V221H38V222H41V221H39V220L36 221V220H35V221H32V223H28V224L25 223L26 226L22 224L21 226H23V228L26 227V228L28 229V230H27V229L25 228V230L23 229L22 231H21V229L19 230L20 224H21L22 222H20V224H19V223L16 221V222H15V223H16L15 226L18 228V230H17V229H14V228H16V227H14V228H10L9 231H10V236L12 237V238H11V237L9 236V231H7V230L9 229V228H8L9 225L7 226V224H9L8 221H10ZM55 220H56V221H55ZM108 220H109V219H108ZM122 220H123V219H122ZM128 220H127V221H128ZM152 220H153V219H151V221H152ZM160 220H161V219H160ZM163 220H166L165 215H164ZM238 220H237V221H238ZM6 221H7V224H6ZM87 221H85V222H87ZM104 221H103V222H104ZM109 221H110V220H109ZM198 221H199V222H198ZM211 221H210V222H211ZM232 221H235V222L232 224ZM1 222H0V223H1ZM50 222H51V223H50ZM71 222H72V221H71ZM93 222H94V220H93ZM122 222H123V221H122ZM122 222H121V224L124 226L125 223H122ZM128 222H129V221H128ZM154 222H156V221L154 220ZM165 222H168V220H166ZM165 222H164V223H165ZM170 222H171V221H170ZM170 222H168V223L170 224ZM257 222H258V221L256 220V222H254V223L257 224ZM260 222H261V220H260ZM260 222H258V224H259V225H258V228H259V226H261V225H260ZM45 223H47V224H51V225H49V227H47L48 225H46ZM89 223H90V222H89ZM91 223H90V224H91ZM101 223H102V224H101ZM111 223H112V222H111ZM114 223H113V225H115ZM144 223H145V222H142V223H140V224H142L143 230L146 231L147 228L151 226V224H149L148 227H145V226H147L148 223H150V222H149V220H148V222H147V224H146L145 226L143 225ZM151 223L153 224V222H151ZM156 223H157V224H158V223L162 224L163 222H162V220H161V222H160V221H159V222L157 221ZM156 223H154L153 227L155 226ZM164 223H163V225H165ZM168 223H167L166 225H168ZM201 223H202V222H201ZM254 223H253V224H254ZM5 224H6V226H5ZM17 224H19V225L17 226ZM40 224H41V223H40ZM54 224H53V225H54ZM93 224H94V223H93ZM93 224H91V225H93ZM118 224H116V225H118ZM121 224H120V225H121ZM208 224H209V223H208ZM213 224H215V225H213ZM2 225L5 226V229H6V227H7V230H6V231H7L8 233H7L6 235H4V234L6 233V231L3 232L2 230H4V229H1ZM27 225H28V226H27ZM42 225H43V224H42ZM44 225H43V226H44ZM4 226H3L2 228H4ZM45 226H44V227H45ZM93 226H94V230H95V229H96V227H95L96 225H93ZM93 226H91V227H93ZM201 226H202V224H201ZM201 226H200V225L198 226V234H196L197 231L195 232L194 229H193L194 231H192V232L189 233V234L192 235V234H194V232H195V234H194L195 237H197V235H199V233H202V234L204 235V232H205V231H203V230H204V225L202 226L203 228H202ZM224 226H228V227H225V228H224ZM236 226H237V225L235 224V225H234L235 228H234V227H233V228L231 227L230 229H233V230H234V229H238V228H236ZM255 226H256V225H255ZM53 227H54V226H53ZM89 227H90V226H89ZM89 227L86 225V228H85V229H87V231H88V228H89ZM91 227H90V228H91ZM121 227H122V226H121ZM121 227L118 226L117 228H119V230H120ZM124 227H125V226H124ZM124 227H123V228H124ZM144 227H145L146 229H144ZM157 227H158V225H157ZM157 227H156V231H157V229H158ZM166 227H167V226H166ZM166 227H165V228H166ZM221 227H218V228H221ZM21 228H22V227H21ZM36 228H35L34 230H36ZM39 228H40V229H39ZM48 228H49V229H48ZM154 228H155V227H154ZM163 228H164V226H163ZM165 228H164V230H165ZM199 228H202V230H200ZM216 228H215V230H216ZM218 228H217V229H218ZM11 229H14V231H16L17 233L20 231V232H23L24 234L21 233V234L17 235L16 232L13 233V231H12ZM106 229H107V228H106ZM150 229H151V231L153 230L152 226L150 227ZM34 230H33L32 232H34ZM39 230H40V231H39ZM96 230H97V231H100V229H96ZM129 230H128V231H129ZM154 230H155V229H154ZM154 230H153L152 233H155V232H156V231H154ZM168 230H169V229H168ZM196 230H197V229H196ZM199 230H200V232H199ZM215 230H214V231H215ZM11 231H12V233H11ZM89 231H90V232H89ZM89 231H88V232L92 234V231H93V230L90 229ZM102 231H103V230H102ZM151 231H149V228H148V232H151ZM201 231H202V232H201ZM209 231H210V230H209ZM219 231H220V230H219ZM221 231H222V230H221ZM226 231H222V232H226ZM234 231L236 232V230H234ZM20 232H19V233H20ZM35 232H36V231H35ZM80 232H83V231H81V230L79 231V230H78V234H82V233H80ZM158 232H159V235L157 234ZM158 232H156V235L159 237V239H157V240H158V242H157V240H156V237H157V236H156V237H155V241H156L157 243H160L159 240L161 241V238H164V235H163V237H162V236H160V233L163 234V232H160V231H158ZM206 232H208V231H206ZM235 232H234V233H235ZM238 232H239V233H238ZM128 233H129V234H128ZM139 233H140V234H139ZM166 233H167V232H166ZM228 233H229L231 236H229ZM228 233H227L228 237H233V238H234L235 235L238 237L237 234H239V235H240V239H241V238L243 237L242 233L244 234L245 232H241V234H240V231L237 230V232H236L237 234H235V235L233 234V232H228ZM231 233H232V234H231ZM260 233H261V234H262V233L264 234L263 231H260L259 234L257 235V237L255 236V237H256L255 239H252V238H254V236H252V235L250 236L249 233H246V234L248 235V237H246V235L244 234V236H245L246 238H245V237L242 238V241L245 240V239H247V238H249L250 240L247 239L248 241H251V240H252V241L254 242V240H256L257 243H256V242H254V243H250V242H248L247 240H245V243L238 242V243L236 244V242L233 241V240H235V238H234V239L232 238L231 241L235 242V245H237V246H240L241 244H243V245H245V244H246V245L250 244V245H251V246L248 245V247H247L248 250L250 251L249 253H244V252H243V254H244L245 256H247L248 254H250V253L253 252V251H251V250H252L251 247H253L252 244H254V245H257V244L259 245V244H260L259 246H256V247L254 246V247H253V250H254V248H256V250H259V251L262 250L263 253H262V252H257L256 250H255V251L257 252V254H258V253H260V254H261V253L264 254V242H263V240H264V238H263L264 235H261ZM11 234H12V235H11ZM14 234L17 236V238H18V236L21 235V236H20L21 238L19 237V240H17V238H16V236H15ZM29 234H30V233H29ZM37 234H38V233H37ZM46 234H45V236H46ZM57 234H56V237H57ZM85 234H86V233H85ZM107 234H108V233H107ZM125 234H123L122 236H123V238L125 237V238L127 239L126 244H125V241L122 240L123 242H121L120 245H122V246L124 245V246L127 247V245H129V244L132 245V246H133V244H134V246H133V250H134V247L136 246V244L140 242V239L143 238V241H144V238H145L144 236H141L142 238L138 237L139 240H134V239H133V238L135 237V235H134V237H133V236H132V238L130 237L131 240H129V239L127 238V236H125ZM149 234H150V233H149ZM162 234H161V235H162ZM164 234H165V232H164ZM202 234H200V235H202ZM210 234H211V235H214L215 233L212 234V232H210ZM210 234H209V235H210ZM7 235L9 236V239H8V240L5 239V238H7ZM32 235H34V234H31V236H32ZM83 235H84V232H83ZM83 235H82V236H83ZM103 235L105 236L106 233H103ZM103 235H101L102 238H105ZM131 235H132V234H131ZM138 235H136V236H138ZM142 235H143V234H142ZM144 235H146V234H144ZM152 235H153V234H152ZM168 235H169V233L167 234V236H168ZM194 235H193V238H194ZM205 235H206V234H205ZM216 235H217V231H216V234H215L214 236H212V238L214 239V237H216ZM225 235H226V233H225ZM232 235H234V236H232ZM241 235H242V237H241ZM14 236H15V237H14ZM35 236H36V235H34V237H35ZM82 236H79V238L82 237ZM88 236H90V235L87 234L86 239L88 238L89 241H90L91 237H88ZM150 236H151V235H150ZM153 236H155V234H154ZM153 236H151L150 238H152ZM236 236H235V237H236ZM249 236H250L251 238H250ZM258 236H261V237L263 236V237H262L263 239L261 238V240H260ZM2 237H4V238H2ZM29 237H30V236H29ZM29 237H28V239L31 238V237H30V238H29ZM75 237H76V236H74V238H75ZM205 237H206V240H204V241L209 240V238H208V237H209V236H208V233H207V236H205ZM226 237H227V236H226ZM226 237L224 236L225 239H226ZM237 237H236V240L239 239V237H238V238H237ZM54 238H55V237H54ZM69 238H70V240L74 239V238H72V237H69ZM79 238L76 239L78 242H79ZM125 238H124V239H125ZM147 238H148V237L146 236V239H147ZM150 238H149V240H150V241H149V244H150L151 240H154V239H150ZM153 238H154V237H153ZM216 238H217V237H216ZM216 238H215V239H216ZM257 238H258V240H257ZM10 239H12V242H17V241H18V243H20V241H21L20 239H22V241H23V240H24V241L27 240L26 242H30V243H28V244H26V242H24V241L21 242V244L24 243L25 245H27V246L29 247V248H28L27 246H25V247H26V250H25V248H23V247H24V244H23L22 249L25 250V251H24L25 253L23 252L24 257H20V256H22V254H21L20 256L17 255V257L19 256V257L17 258V257H15L16 255L13 256V253H11V250H9V247H8V248H7V247L5 248L6 244L8 245V243L11 242ZM14 239H15V241H14ZM31 239H32V238H31ZM84 239H85V238H84ZM86 239H85V240H86ZM88 239H87V240H88ZM135 239H136V238H135ZM204 239H205V238H204ZM213 239H211V237H210V240L208 241L209 243H210V241H211V245H212ZM215 239H214V240H215ZM217 239H218V238H217ZM217 239H216V241H217ZM225 239H224V240H225ZM5 240H6V243L4 242L5 244L3 245L2 241H5ZM76 240H74L75 243H74V241H71V242L74 243L75 247H77V246L79 245V243H78V245H77ZM80 240H81V241H84L83 238H82V239L80 238ZM128 240H129L130 242L133 240V241H135V243H136L137 241H139V242H137L136 244L132 242L133 244H131V243H129ZM167 240L171 241L170 238L167 239ZM167 240L164 238L163 241H162V243H161V245H163V246H168L167 244H168V243L170 244V242L167 241ZM219 240H221V241H217V243H219V245H220V243L223 242L224 240H223L221 237H220ZM222 240H223V241H222ZM7 241H8V242H7ZM43 241L45 242V240H43ZM43 241H42V242H43ZM54 241H55V242H54ZM143 241H141V243H144ZM145 241H146V240H145ZM147 241H148V240H147ZM147 241H146V242H147ZM164 241H167V242L163 243ZM226 241H229V242H226V243H231L230 239H227ZM239 241H240V240H239ZM252 241H251V242H252ZM260 241H262L263 243H260ZM46 242H48V241H46ZM46 242H45V244H47ZM66 242H67V243H66ZM91 242H92V241H91ZM91 242L89 243L88 241H84V243H82V242H80V243H81V244H85V243L87 244V243H88V244H91V245H92ZM127 242H128L129 244H128ZM208 242H207V243L205 242L204 245L207 244L206 246H208V244H209ZM214 242H215V241H214ZM214 242H213V243H214ZM224 242H225V241H224ZM243 242H244V241H243ZM246 242H247L248 244H247ZM258 242H259V243H258ZM65 243H66V244H65ZM123 243H124V244H123ZM141 243H139V244H141ZM157 243H156V244H157ZM166 243H167V244H166ZM186 243H187V242H186ZM217 243L215 242V245H216V247H219V246H217ZM226 243H225V244H226ZM10 244H11V243H10ZM16 244H17V243H16ZM21 244H20V245H21ZM62 244L64 245V247H66V254H64V256H66V257L63 256L64 258H63L61 255L59 256L58 251H60V250H57V249H60L59 247H61ZM81 244H80V246H82ZM113 244H114V246H115V243H113ZM139 244H137L138 246H136V247H139ZM145 244H146V243H145ZM153 244H154V243H152V245H153ZM225 244H222V243H221V245H225ZM233 244H234V243H231L232 246H234ZM261 244H262V245H261ZM17 245H18V244H17ZM152 245H151V246H152ZM161 245L159 244V246H161ZM171 245H172V243H171ZM171 245H169V246L171 247ZM183 245H185V244H183ZM187 245H189V243H187ZM190 245H191V244H190ZM221 245H220L219 248H222ZM226 245H227V247H226V246H225V247L228 249V246H229V245H228V244H226ZM231 245L229 246V249H228V250H233V249H232L233 247H232ZM243 245L240 246L241 248H240V247L238 248V249H239L238 251H236V252H234L235 250L233 251L234 254H238V255H237V258H236V257H234V258L237 259V260L240 262V264H245V263L248 264V260H249V258H252V257H254V256H255L254 258H256V256H258V258H256V259H258V261L260 260V258H261V260H262V258H264V255H260V254H259L260 256H262V257H260L259 255H257L256 253L253 252L252 254H255L254 256H252V255H251V256L248 255L249 257H246V259H243L245 256L242 254V252H241L240 250H243V251L246 250V251H248L247 248H246V246L244 247V249L242 248ZM116 246H118L117 243H116ZM122 246H120V247H122ZM124 246H123L122 248H124ZM141 246H144V245L141 244ZM146 246H149V249H145L146 247H144V249L146 250V252H147V250H148V252H149L150 250H153V248H154L155 245H153L152 247H151L150 245H146ZM163 246H162V247H159V248H160L159 250H158V246H157V245L155 246V247L157 248L158 252L161 250V251H160L161 254H160V253H156V255H158V258H159L158 260L156 259L157 256H155V259L158 261V263H161V264H162L163 261H164V258H165V260L168 258V259L165 261L167 264H172V263H173L172 260H173V261H175V260H179V261H180L179 263H182V264H186V263H188V264H189V261L186 260V259L188 258L186 255H185L186 258L184 257V258H185V263H184V261H183L184 259H183V258H180L179 255H178L179 257L175 256L176 259H175L174 257H173L174 259H173V258H170L171 256H168V255H170L171 253L174 254L175 251H174L173 249H171V250H167V248H163ZM209 246H210V245H209ZM213 246H214V244H213L212 246H210V249H209V247H208V249L210 250V252H213V253L215 254V257H216L217 254H218L217 258L219 257V259H220V258H224L223 256H225V255L227 256V250H225V252H224V250H221V249H220V250L218 249V251H216V247L214 246V247H215V248H214ZM249 246H250V248H249ZM261 246H262V247H261ZM126 247H125L124 250L121 248L123 252L126 251ZM230 247H232V248L230 249ZM27 248H28V249H27ZM139 248H140V247H139ZM150 248H151V249H150ZM188 248H189V247H188ZM188 248H187V249H188ZM68 249H69V250H68ZM137 249H138V248H135L134 251H136ZM141 249H142V248H141ZM162 249H163V251H164V249L167 250V252H170V254H169V253H166L165 251L162 252ZM168 249H169V248H168ZM187 249H186V250H187ZM190 249H191L192 251L194 250V249H192V248H190ZM190 249H189V250H190ZM208 249L205 247V249H204L205 251H204V250L202 251V252H203V255H204L205 252H206V253L209 252ZM223 249H225V248H223ZM234 249H237V247L234 248ZM67 250H68V251H67ZM78 250L82 253V254L80 253L81 255L78 254V252H79ZM145 250H143V251H145ZM186 250H185V251H186ZM189 250H188V251H189ZM206 250H208V252H207ZM9 251H10V252H9ZM42 251H43V252H42ZM71 251H70V252H71ZM122 251H121L120 253L123 254ZM143 251H142V253H143ZM171 251H172V252H171ZM220 251H222V253H221ZM246 251H245V252H246ZM75 252H76V253H75ZM89 252L92 254L91 250H89ZM139 252H141V251L139 250ZM176 252H178V251H176ZM190 252H191V251H190ZM194 252H195V251H194ZM210 252H209V255H212L213 253L210 254ZM217 252H218V253H217ZM233 252H232V253H233ZM240 252H241V254H240ZM52 253H54V254H52ZM73 253H74V255H73ZM86 253H87V252H86ZM97 253H98V252H97ZM124 253H125V252H124ZM135 253L137 254L138 251H136ZM144 253H145V252H144ZM144 253H143V256H139V255H141L140 253H139L138 256H139V257H144L145 255H146V256L148 255V254H146V253H145V255H144ZM165 253H166V255H167L168 257H166V255H164ZM179 253L182 254L183 252L181 253V250H180ZM179 253H176V255L179 254ZM197 253L199 254V251H198ZM206 253H205V254H206ZM224 253H225V254H224ZM75 254H76L77 256H76ZM91 254H90V255H91ZM93 254H95V253H93ZM136 254H135V255H136ZM149 254H150V253H149ZM191 254H192V253H191ZM198 254H197V256H196V257H197L196 259L198 260V264H203V263H199V262H205L206 260H205L204 257H206V256L203 257V256L201 255V254H202L201 252H200L199 255H198ZM228 254H230V253L228 252ZM246 254H247V255H246ZM72 255H73L74 257H73ZM159 255H161V257H159ZM162 255H164V256H162ZM194 255H195V253H194ZM206 255H207V254H206ZM209 255H208V256H209ZM230 255L232 256L233 254H230ZM230 255L227 256L228 258L225 257V260H222V259H221L222 261H220V260L217 259V258L215 259L214 255H213V256H209V257L207 256L206 258H209V259H207V261H208V260H209V261H208V262L206 261V263L208 264L209 262H213L212 264H214V263L218 264V262H216V261H219L221 264H223L224 261H226L227 259H230V258H231V257H229ZM242 255H243V256H242ZM79 256H78V259H77L78 261H80L79 259H81ZM88 256H89V253H88ZM88 256L83 255V257H84L83 259L88 261L89 257H90V259L93 258V260H91V263H92V261H93V263H94V262L97 260V257H96V260H95V257H92L93 255H92V256H89V257H88ZM94 256H95V255H94ZM96 256H97V255H96ZM173 256H174V255H173ZM182 256H183V255H182ZM188 256H189V253H188ZM191 256H192V255H191ZM191 256H189V258L191 259L190 263L196 261V259L193 258L194 256H193L192 258H191ZM198 256L201 257V261L198 259V258H199ZM233 256H234V255H233ZM233 256H232V257H233ZM235 256H236V255H235ZM60 257H62V258H60ZM86 257H87L88 259H85ZM136 257H137V256H136ZM162 257H164V258L161 260L160 258H162ZM202 257H203L204 259H203ZM211 257H212L213 259H215V260L211 259V261H210V258H211ZM240 257H241V259H240ZM145 258H146V257H145ZM147 258L150 259V255H149ZM169 258H170V261H169ZM179 258H180L181 260L183 259V260H182L183 262H182ZM189 258H188V260H190ZM226 258H227V259H226ZM234 258H233V259H234ZM254 258H252V259L254 260ZM59 259H60V260H59ZM90 259H89V260H90ZM148 259H147V260H148ZM171 259H172V260H171ZM231 259H232V258H231ZM239 259H240V260H239ZM242 259H243V260H242ZM247 259H248V260H247ZM252 259H250V260H252ZM77 260H75V261H77ZM156 260L153 259L151 262H154V261H156ZM159 260H160L161 262H160ZM193 260H194V261H193ZM202 260H203V261H202ZM204 260H205V261H204ZM212 260H213V261H212ZM237 260H236V261H237ZM244 260H246L247 262L244 261ZM250 260H249V261H250ZM253 260H252V262H253ZM263 260H264V259H263ZM33 261H32V262H33ZM40 261H39V262H40ZM43 261H44V260H43ZM43 261H41L40 263H42ZM46 261H44V262H46ZM73 261H74V260H73ZM157 261H156V264H158ZM167 261H168V262H167ZM214 261H215V262H214ZM236 261H235V262H236ZM242 261H244V262H242ZM12 262H13V263H12ZM32 262H31V263H32ZM36 262H35V263L33 262V264H36ZM44 262H43L42 264H45ZM62 262H63V261H62ZM67 262H66V263H67ZM85 262H86V261H84V263H85ZM89 262H90V261H89ZM165 262H164L163 264H166ZM171 262H172V263H171ZM239 262H238L237 264H239ZM241 262H242V263H241ZM256 262H257V261H256ZM262 262H263V261H261V262H259V263L263 264ZM40 263H39V264H40ZM46 263H47V262H46ZM74 263L76 264V262H74ZM78 263H79V262H78ZM78 263H77V264H78ZM154 263H155V262H154ZM154 263H153V264H154ZM175 263H176V264H179V263L176 262V261H175ZM196 263H197V261H196ZM206 263H204V264H206ZM220 263H219V264H220ZM250 263H251V262H250ZM250 263H249V264H250ZM254 263H255V262H254ZM259 263H258V264H259ZM9 264H10V263H9ZM67 264H68V263H67ZM80 264H81V262H80ZM127 264H132V263H127ZM210 264H211V263H210ZM251 264H253V263H251ZM256 264H257V263H256Z\"/></svg>","mask_w":264,"mask_h":264}]
</instances>
